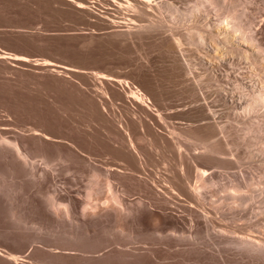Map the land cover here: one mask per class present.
Segmentation results:
<instances>
[{
	"label": "rangeland",
	"instance_id": "rangeland-1",
	"mask_svg": "<svg viewBox=\"0 0 264 264\" xmlns=\"http://www.w3.org/2000/svg\"><path fill=\"white\" fill-rule=\"evenodd\" d=\"M76 1H78V0H76ZM108 1V2H107ZM191 0H185V2L184 1H182V0H172V1H167L168 3L170 2L171 3V7H173V11H172V9L170 8V6H167V8H169V9H167L165 6L162 8L161 6L160 7H157L158 9H153V13H152V10H151V12H149V14L151 13L152 15H149V18L148 19H146L147 21L149 20V19H151V20H155V22L157 21V19H158V22H161L162 20H165V21H167V24H166V22H165V24H166V26L169 24V22H170V24H169V26H167V27H163L162 29L163 30H165V29H169V30H166V32H168V33H166L165 31H163V33L165 34V35H161V38H165V36H166V40L163 38V39H161L160 38V34H163V33H159L158 32V36H157V34L155 35V34H152V35H155L154 37L155 38H152V39H149L148 40V38L147 37H149V36H143L142 38L143 39H145V38H147L146 40H143L142 39V41L141 40H139V39H141V38H139V37H137L136 39H135V37H133L132 35H128L127 34V30L129 31L130 29L131 30H135L136 29V27H135V25L134 24H132L131 23V21H130V19L131 18H133V17H131V14H130V11H129V9H127V8H125V7H119V6H117L114 2H113V0H87V5H88V7H89V11L88 10H86V9H79L76 5H75V3L73 2H71V1H68V0H0V136L2 137L3 135H5L3 138H6V139H8V140H10V141H15L16 139H18L20 142H21V144H23V145H27V147H25L26 148V151L29 149V147H31V145H32V147L27 151V153H28V155H29V153H30V155H29V158H30V162H29V166H28V168H26V166L27 165H23V166H21V161H17L18 160V158H16L15 156H13V151H11L12 149H10V147L8 148L7 147V149H6V147H4L5 148V150H10V151H8V152H6V151H3L4 152V154L3 153H0V170L2 171V169L5 167V169H3L4 171H0V177H1V180H2V182H1V180H0V199L2 200H0V204H2V205H0V214L2 213V215H3V217H2V215H0V228H1V230H0V236H1V238H0V264H13L14 262L11 260L10 261V257H8L7 255H6V252H7V254H15V255H17L18 257L17 258H19V261H18V263H20V264H30L31 262H33V264H98V263H101V264H103L104 262H102V261H106L104 264H107L108 262V264H264V250L262 249H259L258 250V248H256V247H250V246H248V245H246V244H244V245H242L241 243L242 242H240L239 240V238L240 237H246V238H252L253 240L255 239H257L256 241H258V238H259V240L260 241H258V242H260L261 243V241H263L264 242V211H262V210H264V196H263V194H264V149H262V148H264L263 146H264V114L263 113H261V112H259V113H253V114H246V112L244 111L245 109L244 108H242V107H240L239 106V108H233L230 104H229V102H228V104L226 103V102H222V100L223 99H221V97H220V99H219V97H217L216 95L218 94L219 95V93H220V91H221V88L223 89V87L225 86H227L228 85V87H224V89H232L231 91L230 90H228L227 89V91L229 92V93H231L232 94V92H233V94H234V92L235 91H233V87L235 86L236 87V83H235V81H234V86L232 87L231 85L233 84V82H230V81H232V80H229V82L230 83H232V84H230L229 85V82H225L224 80H226L224 77H220L219 78V76H218V78H217V76L216 77H213V75L211 76V71L212 72H214L213 70L214 69H216L217 71L219 70L220 71V69L221 70H223V68H226V70H228V72L230 71H233L234 70V75H237V73L238 74H240V72L241 71H243V69H244V71L247 69H245V68H240V66L242 67V65H243V67H247L243 62L241 63V61L239 60V58L238 57H236V55H232V56H229V57H226L225 58V55H224V53H222V52H224V50L223 49H220V48H222V47H220V45H218V46H216L217 47V53H216V51H214V52H209L208 53V48H207V44H210L211 43V41L209 40V39H206V40H208L209 42H206V40L203 42V45L202 44H197V45H194V44H191L190 42H188L189 40L185 37L186 36V34L184 35V33L186 32L187 33V29L190 27L191 28V30H193L194 29V27L193 26H195V21L197 22V20L196 19H199V21H200V23H199V21L197 22L198 24H202L204 27L202 28V31H205L204 29H206L208 32H212L213 34H216V35H218L219 33H220V35H221V33L223 32L222 31V28L224 29V27H225V23L224 22H226L227 20H228V18H230V16H233L234 15V13H233V11H231V9L229 8V5L227 4V3H229V2H227L226 4L228 5H225L227 8H228V10H227V8L226 7H224V8H226V9H222L221 7L222 6H224V5H222V6H220L218 9L222 12H220V13H218L219 11L217 10V12L216 11H214V9H217V7L216 8H212V6H205L207 9H205V7H203L201 10H200V12L201 11H203L204 12V10L206 11L205 13H202L201 12V14H200V12H197V13H199L200 15H202V16H199V17H197L196 15H198L197 13L194 15V16H196V17H194L193 19L191 18L192 16H190V17H188L189 15H187V17L188 18H186L185 16H186V14H185V11L187 12V14H188V11L187 10H189L190 8H191V6H192V4L193 3H191L190 2ZM240 1H242V2H240L241 3V5H239V7H237L239 10L237 11L239 14H240V12H242V13H244V15L243 14H241V16H242V18L244 19H242L243 21L242 22H246L245 24H246V27L247 28H249V26H250V24L252 23V25L254 26H250V28L252 27L253 28V31H254V35H255V37H256V40L257 41H259V42H257L258 44L260 43V45L261 46H263L264 47V8H262L261 7V5L262 4H260V3H262L263 2V0L261 1V0H259L260 1V3H259V1L258 0H256V3L254 2L253 3V5L252 4H248V1H249V3H250V1L251 0H240ZM247 1V2H246ZM252 1H255V0H252ZM251 1V2H252ZM71 2V3H70ZM91 4H93V5H91ZM103 2V3H102ZM107 2V3H106ZM109 2H111V3H109ZM178 3V5H176L177 3ZM179 2H181V3H179ZM186 2H188V3H186ZM191 3V5H190V3ZM244 2L246 3V4H248V5H246V6H244L243 5V7H241L242 6V3L244 4ZM258 2V3H257ZM94 3H99L98 5L96 4H94ZM169 3V4H170ZM175 3V4H174ZM183 3H185V4H183ZM110 4V5H109ZM174 4V5H173ZM258 4L260 5V6H258ZM101 5V6H100ZM113 5V6H112ZM255 5H256V7H255ZM98 6V7H97ZM104 6V7H103ZM126 6V5H125ZM175 6V7H174ZM180 6V7H179ZM252 6V7H251ZM119 7V8H118ZM210 7H211V9H210ZM248 7V8H247ZM255 7V8H254ZM262 10H259V8ZM125 8V9H124ZM175 8H178V9H175ZM208 8L210 9V10H208ZM237 8H236V10H237ZM244 8V9H243ZM253 9V10H250V9ZM99 9V10H98ZM102 9V10H101ZM123 9H124V11H123ZM171 9V11L174 13H172L171 11H169ZM177 11H180V12H184V13H182V14H178V11H177V13L175 14V10ZM182 9V10H181ZM183 9H186V10H183ZM223 11H222V10ZM247 9V10H246ZM80 10H82V11H80ZM101 10V11H100ZM106 10V11H105ZM111 10H112V12H111ZM114 10V11H113ZM128 10V11H127ZM167 10V11H166ZM225 10V11H224ZM227 10V11H226ZM240 10H242V11H240ZM250 10V11H249ZM259 10V11H258ZM81 13H80V12ZM83 11H85V13L83 12ZM90 11H92L91 13H90ZM98 11V12H97ZM108 11V12H107ZM117 11H119L118 13H117ZM127 11V12H126ZM160 11V12H159ZM163 11V12H162ZM249 13H248V12ZM252 11V12H251ZM97 12V13H96ZM110 12V13H109ZM116 12V13H115ZM121 12H122V14H121ZM156 12H158V13H156ZM169 12V13H168ZM225 12H227V13H225ZM228 12H232L231 14H229ZM246 12H247V14H246ZM258 12H260V13H258V15H256ZM95 13V14H94ZM101 13V14H100ZM103 13V14H102ZM127 13H129L128 15H127ZM164 13H166V14H164ZM213 13V14H212ZM217 13V14H216ZM256 13V14H255ZM89 16H88V15ZM94 14V15H93ZM108 15V16H106V15ZM110 14V15H109ZM113 14V15H112ZM162 14V15H161ZM171 14H173V15H171ZM185 14V15H184ZM190 14V13H189ZM204 14H206V15H204ZM210 14V15H209ZM224 16V18H225V20L223 19V16ZM228 14V15H227ZM249 14V15H248ZM254 14L256 15V16H254ZM261 14V15H260ZM81 15H82V17L84 16L86 19H84V17L82 18L81 17ZM88 16V18H87V16ZM92 15H93V17H92ZM104 15H105V17H104ZM119 15V16H118ZM125 15V16H124ZM156 15V16H155ZM178 15V17H180L181 15H182V17H183V19L184 18H186V19H184L183 20V22L182 21H179V20H182V17H180V19H178V17H176ZM180 15V16H179ZM219 15V16H218ZM220 15L222 16V17H220ZM230 15V16H229ZM246 15V16H245ZM260 15V16H259ZM97 16V17H96ZM110 16V17H109ZM150 16H152V17H150ZM154 16V17H153ZM164 16V17H163ZM217 16H218V18H217ZM227 16H229V17H227ZM260 18H259V17ZM90 17V18H89ZM97 19H96V18ZM115 19H114V18ZM118 19H117V18ZM122 17V18H121ZM124 17V18H123ZM167 19H166V18ZM201 17V18H200ZM207 17V18H206ZM255 17H257L256 19H255ZM92 18H93V20H92ZM98 18H100L99 19V21H98ZM106 18V19H105ZM113 18V19H112ZM130 18V19H129ZM164 18V19H163ZM191 18V19H190ZM203 18H205V19H203ZM227 18V19H226ZM246 18V19H245ZM84 19V20H83ZM94 19H95V21H94ZM102 19V20H101ZM175 19L177 20L178 19V21L180 22H178V21H175ZM190 19V20H189ZM217 19V20H216ZM223 19V20H222ZM249 19V20H248ZM252 19H253V21H252ZM258 19H261V21L260 20H258ZM263 19V20H262ZM88 20H90V21H88ZM101 20V21H100ZM104 20V21H103ZM113 22H112V21ZM123 20V21H122ZM125 20V21H124ZM146 20H144V21H140V23H147V21ZM161 20V21H160ZM189 20V21H188ZM201 20H202V22H201ZM204 20V21H203ZM207 22H206V21ZM230 20V19H229ZM84 21H88V22H86V24H85V22L83 23ZM97 21L99 22V23H97ZM103 21V22H102ZM106 21V22H105ZM111 21V22H110ZM115 21V22H114ZM139 20L137 19V21L136 22H138ZM146 21V22H145ZM191 21H193V22H191ZM248 21H250V22H248ZM256 21V22H255ZM263 21V22H262ZM92 24H91V23ZM94 22H95V24H94ZM101 22V23H100ZM108 22V23H107ZM182 22V23H181ZM188 22V23H187ZM191 24H190V23ZM208 22H210L209 24H208ZM211 22H213L214 24H212ZM218 22H221V23H219V25H218V23L216 24V23ZM223 22V23H222ZM89 23V24H88ZM107 23V24H106ZM110 23H112V24H110ZM139 23V22H138ZM172 23V24H171ZM186 23V24H185ZM194 23V25H192ZM204 23H205V25H204ZM243 23V24H244ZM249 23V24H248ZM81 24H83V25H81ZM89 25V26H86V25ZM97 24V25H96ZM121 24V25H120ZM175 24V25H174ZM179 24V25H178ZM184 24V25H183ZM257 24V25H256ZM96 25V29H95V27H93V28H91L92 26H95ZM101 25V26H100ZM103 25V26H102ZM170 25L172 26V27H170ZM173 25H174V27H173ZM176 25L177 26H179V27H176ZM182 25L184 26L183 28H182ZM207 25V26H206ZM211 25V26H210ZM216 25V26H215ZM217 25H218V27H220V25H223V26H221L220 28H218L217 27ZM247 25H249V26H247ZM86 26V27H85ZM101 27V29H100V27ZM116 26V27H115ZM119 26V27H118ZM187 26V27H186ZM189 26V27H188ZM210 26V27H209ZM244 26V25H243ZM98 27V28H97ZM245 27V29H246V31L248 30L247 28ZM259 27V28H258ZM85 30H84V29ZM106 30H105V29ZM116 28V29H115ZM119 28V29H118ZM121 28H122V30H121ZM133 28V29H132ZM135 28V29H134ZM187 28V29H186ZM190 28H189V30H190ZM210 28V29H209ZM214 29L215 28V31L214 30H212L211 31V29ZM218 28V29H217ZM261 28H262V30H261ZM115 30L116 31V33H115V31H113V30ZM161 29V30H162ZM219 29H220V32H218L219 31ZM262 31H260V30ZM160 30V31H161ZM179 30V31H178ZM189 30H188V32H189ZM217 30V31H216ZM109 31V32H108ZM120 31V32H119ZM184 31V32H183ZM207 31L205 32L206 34H207ZM112 32V33H111ZM114 32V33H113ZM119 32V33H118ZM123 32V33H122ZM173 32V33H172ZM183 32V33H182ZM258 32H260V33H258ZM104 33H106V34H109V35H107L106 36V34H104ZM111 33V34H110ZM122 33V35H119V34H121ZM126 33V35H124ZM177 33V34H176ZM263 33V34H262ZM104 34V35H103ZM113 34H116V35H114V36H112ZM170 34H175V36L176 35H178V37L177 38H180V41H181V38L183 39V35H184V39L182 40V41H186V42H183L182 43V41H181V43H182V48H183V50H182V48H181V50L182 51H174V49H172L173 51H172V53H170V52H168V49H166L165 48V45H168V46H170V44H169V41L167 42V39L169 38L168 36H170ZM203 34H204V32H203ZM261 34V35H260ZM102 35V36H101ZM118 35V36H117ZM134 36H137V35H135V34H133ZM181 35V36H180ZM205 35V34H204ZM219 35V38H221V37H223V34H222V36H220ZM103 36H105V37H103ZM125 36H127V38H129L130 36H132L133 37V41H134V43L133 42H131V40H130V38L129 39H126L125 38ZM103 37V38H102ZM115 37V38H114ZM150 37H152L151 36V34H150ZM168 37V38H167ZM258 37V38H257ZM107 38H108V40H107ZM109 38H110V40H109ZM118 38V39H117ZM122 38V39H121ZM124 38V39H123ZM158 40H157V39ZM205 38H206V35H205ZM262 38V39H261ZM121 39V40H120ZM132 39V38H131ZM158 42H156L155 40ZM186 39V40H185ZM259 39H261V40H259ZM116 42H115V41ZM125 40L126 41V44H124L125 43V41L123 42V41ZM129 40V41H128ZM263 40V41H262ZM118 41V42H117ZM138 41H140V42H138ZM149 41V42H148ZM152 41V42H151ZM165 41V42H164ZM261 41V42H260ZM129 42H131V43H129ZM136 42V43H135ZM138 42V43H137ZM150 42H151V44H150ZM143 45V47H142V45ZM145 43H146V45H145ZM156 43H157V45H156ZM159 43H160V45H159ZM166 43V44H165ZM124 44V45H123ZM130 44V45H129ZM138 44H140V46L141 47H139L138 45L136 46V45ZM147 44H150V45H152L151 46V52H150V50H149V45H147ZM153 44L154 45H156L155 47L153 46ZM184 44V45H183ZM188 44H190V45H188ZM205 44V45H204ZM129 45V46H128ZM145 45V46H144ZM135 46V47H134ZM197 46V47H196ZM137 47V48H136ZM147 47H149V48H147ZM153 47V48H152ZM161 49H160V48ZM125 48V49H124ZM128 48H130V49H128ZM131 48H132V50H131ZM136 50H134V49ZM138 48H140L139 50H144V48H145V50L143 51L142 50V53L140 52V51H138ZM185 48H187V49H185ZM189 48V49H188ZM147 49V50H146ZM157 49V50H156ZM158 49H160V50H158ZM170 49H171V46H170ZM169 49V51H171ZM195 49V50H194ZM219 49H220V51H219ZM261 49H263L262 47H261ZM192 50V51H191ZM221 50H222V52H221ZM124 51H126V52H124ZM134 51V52H133ZM147 51V52H146ZM154 51H156V53L154 52ZM158 51V52H157ZM125 53V55H124V53ZM128 52V53H127ZM132 52V53H131ZM145 52V54H143ZM148 52H150V54L148 53ZM156 54H154V53ZM173 52H174V54H173ZM175 52H177V53H175ZM220 52V53H219ZM127 53V54H126ZM134 53H136L135 55L137 56V54H140V55H138L137 56V58H139L138 60H137V58H136V56L134 55ZM158 53V54H157ZM161 53H163L164 55H165V58H164V55L163 54H161ZM168 53H170V54H168ZM215 53H216V55H215ZM151 54H153V55H151ZM181 54H183V55H181ZM189 54V55H188ZM220 54H222V55H220ZM134 55V56H133ZM148 55V56H147ZM157 55H160V57L163 59H161L159 56H157ZM163 55V56H162ZM173 55H174V57L176 58H174L173 57ZM176 55V56H175ZM202 57H201V56ZM205 55V56H204ZM215 55V57H213ZM142 56H145V57H142ZM155 58H154V57ZM157 56V57H156ZM166 56H167V58H170V59H167L166 58ZM177 56H178V58H177ZM190 56V57H189ZM195 56V57H194ZM208 56V57H207ZM220 56V57H219ZM148 57V58H147ZM152 57V59H150ZM180 57V58H179ZM184 57V58H183ZM191 57H192V59H191ZM198 57V58H197ZM200 57V58H199ZM206 57V58H205ZM210 57V58H209ZM213 57V58H212ZM231 57H232V60H231ZM141 58V59H140ZM143 58H144V60H143ZM154 58V59H153ZM203 58V59H202ZM209 58V59H208ZM217 58V59H216ZM222 58H224V59H228L229 60V62H227L228 63V66L225 64V62H224V64H223V66H222V64H220V62L221 63H223V60L221 61V59ZM146 59H148L147 60V62H145L146 61ZM161 59V60H160ZM166 59H167V61H166ZM199 59V60H198ZM219 59V60H218ZM233 59H234V61H233ZM236 59H238L237 61H236ZM136 60V61H135ZM140 60H142V61H140ZM159 60V61H158ZM170 60V61H169ZM177 60H179V61H177ZM198 60V61H197ZM202 60H203V62H204V64H203V62H202ZM206 60V61H205ZM209 60H210V63H208L209 62ZM227 60V61H228ZM143 61H144V63H143ZM151 61V62H150ZM154 61H156V62H158V63H153ZM161 61H163V62H161ZM174 61H176V62H174ZM183 62L184 63V65H183V63H181V65L179 64V62ZM185 61H188L187 62V65H186V62ZM190 61V62H189ZM213 63H212V62ZM218 61V62H217ZM225 61V60H224ZM231 61H232V63H231ZM136 62V63H135ZM171 62H172V64H171ZM201 62V63H200ZM207 62V64H205ZM236 62H237V65H236ZM138 63V64H137ZM139 63H140V65H139ZM141 63H143V64H141ZM150 63V64H149ZM154 65H153V64ZM163 63V64H162ZM166 63V64H165ZM168 63H169V65H168ZM175 63V64H174ZM200 63V64H199ZM146 64H148V65H146V66H148V67H146L145 65ZM179 64V65H178ZM198 66H197V65ZM201 64H202V66H201ZM218 64V65H217ZM233 64H235V65H233ZM128 65H129V68L131 69H129V68H127L128 67ZM134 65H137V66H135L134 67ZM152 65V66H151ZM165 65V66H164ZM166 65H168V66H170V67H166ZM178 65V66H177ZM188 66L189 67V69H190V71L191 72H193V73H191L190 72V75L189 76H185V75H183V72L181 71V69H183V70H185L184 68V66ZM193 65V66H192ZM211 65H212V67H211ZM215 65V66H214ZM131 66V67H130ZM141 68H140V67ZM156 66H157V68H156ZM162 66H164L163 68H162ZM181 66V67H180ZM197 66V67H196ZM200 66V67H199ZM206 66V67H205ZM217 66V67H216ZM227 66V67H226ZM231 66V67H230ZM239 68H238V67ZM143 67H145V69H143ZM152 67V68H151ZM158 67H160V70H159V68ZM173 69H172V68ZM174 67H176V69L174 68ZM180 67V68H179ZM183 67V68H182ZM187 67V68H188ZM209 67V68H208ZM230 69H229V68ZM136 68V69H135ZM167 69V71L165 70V69ZM180 70H178V69ZM186 68V69H187ZM218 68H220V69H218ZM237 68V69H236ZM123 69V70H122ZM127 69V70H126ZM140 69H142V71H140ZM164 69V70H163ZM168 69H169V71H168ZM174 69H175V71L177 72V73H175V71H174ZM210 69V70H209ZM241 71H240V70ZM134 70V71H133ZM139 70V71H138ZM147 70V71H146ZM151 70V72H149ZM155 70V71H154ZM172 70V71H171ZM188 70V69H187ZM205 70V71H204ZM225 70V69H224ZM123 71V72H122ZM127 71H130L129 73L127 72ZM145 71V72H144ZM157 71H159V72H157ZM196 71V72H195ZM126 72V73H125ZM140 72H141V74H140ZM149 72V73H148ZM173 72V73H172ZM125 73V74H124ZM128 73V74H127ZM132 73V74H131ZM154 73H155V78L153 77V75H154ZM162 73H163V75H162ZM172 73V74H171ZM205 73V74H204ZM135 74V75H134ZM139 76H138V75ZM152 74V75H151ZM157 74V75H156ZM166 76H168V74H169V77H166ZM175 74V75H174ZM178 74H181V75H178ZM184 74H185V72H184ZM199 74V76H197ZM106 77H110V78H112V76L113 77H115L116 79L118 78V79H120V80H122V79H124V81H128L129 82V84H130V82H131V87H132V89H136V90H139L141 87L143 88H141V90L144 92V93H146L147 91V93H146V95L149 97V96H151V97H149L150 98V100L152 101V103H148V104H143V103H141V102H139V101H137V100H135L134 98H131L130 97V88L127 86V84H121V83H117L116 84V82L115 81H111V80H107L106 81V79L104 78L105 76ZM111 75V76H110ZM150 76L151 75V77H149L148 78V76ZM159 75H161V76H159ZM172 75V76H171ZM177 75V76H176ZM263 74H261V76H262ZM118 76V77H117ZM121 76V77H120ZM127 76H128V78H127ZM134 76H135V78H134ZM140 76H142V77H140ZM166 77V79H163V77ZM174 76V77H173ZM201 76V77H200ZM244 76H245V74H244ZM124 77V78H123ZM137 77V78H136ZM145 77V78H144ZM164 77V78H165ZM171 77V78H170ZM177 77H179L178 79H176ZM185 77V78H184ZM197 77H199V78H197ZM213 77V79H211ZM142 78H143V80H142ZM147 78V81L149 82V80H150V83L152 82V84L153 83H157V81H158V83L157 84H153V85H151L150 83H148L147 81H145V79ZM172 78H174V79H172ZM214 78H216L215 80H214ZM221 78H223V81L221 80ZM105 79V80H104ZM134 79V80H133ZM139 79V80H138ZM141 79V80H140ZM149 79V80H148ZM151 79H152V81H151ZM155 79H158L157 81L155 80ZM159 79H161L160 81H159ZM167 79H168V81H167ZM179 79H181V80H179ZM188 79H191V80H189L188 81ZM196 79V80H195ZM220 79V80H219ZM231 79H233V78H231ZM135 80H138V81H135ZM193 80H195V81H193ZM210 80H212V81H210ZM234 80V79H233ZM134 81V82H133ZM145 81V82H144ZM179 81H181V82H179ZM112 82V83H111ZM136 82H137V84H136ZM160 82H161V84H160ZM163 82H164V86H163ZM176 82V83H175ZM182 82H183V84H182ZM194 83V82H196L197 84H199V82H200V86H199V89H200V91H199V93L202 95V97L201 98H199L198 96L197 97H194L195 95H193V93H192V90H191V88L194 86V84H192V83ZM115 83V84H114ZM139 83V84H138ZM146 84V85H144V84ZM216 83H218V84H216ZM219 83H221V84H219ZM120 84V85H119ZM140 84H142V85H140ZM159 84V85H158ZM176 84H178V85H176ZM190 85V86H188V85ZM205 84H207V85H205ZM122 85H123V87H122ZM135 85V86H134ZM140 85V86H139ZM149 87H148V86ZM158 85V86H157ZM181 85V86H180ZM210 85V86H209ZM220 87H219V86ZM223 87H222V86ZM144 86V87H143ZM147 86V87H146ZM157 86V87H156ZM163 86V87H162ZM177 86V87H176ZM180 86V87H179ZM186 86V87H185ZM190 87L189 89H190V91L191 92H189V89H188V87ZM202 86V87H201ZM206 86V87H205ZM215 86H218V88H220V90L217 88V87H215ZM230 86H231V88H230ZM126 87V88H125ZM134 87V88H133ZM135 87H139V88H135ZM150 87H152V88H150ZM184 87V88H183ZM208 87V88H207ZM211 87H213L212 89L213 90H211ZM147 88V89H146ZM156 88V89H155ZM158 88V89H157ZM183 88V89H182ZM187 88V89H186ZM215 88H216V90H219L218 92L215 90ZM146 89V90H145ZM150 89H151V92H150ZM164 91H163V90ZM166 89V90H165ZM207 89V90H206ZM211 91H213V92H211ZM156 92H155V91ZM202 90V91H201ZM234 90H236V92H237V94H236V92H235V94L233 95L234 96V98L235 99H239L242 95L240 94V92H239V90L237 91V88L236 89H234ZM103 91V92H102ZM129 91V92H128ZM146 91V92H145ZM152 91H153V94H152ZM163 91V92H162ZM167 91V92H166ZM183 91H186L184 94H183ZM204 91V92H203ZM210 93H209V92ZM99 92V93H98ZM102 92V93H101ZM165 92V93H164ZM187 92H188V94H187ZM217 94H216V93ZM103 93H105V95L103 94ZM148 93H151V94H148ZM155 93H157V94H155ZM160 93V94H159ZM167 93V94H166ZM182 93V94H181ZM191 93V94H190ZM206 93V94H205ZM215 93V94H214ZM238 93L241 95H239V97H238ZM163 96H162V95ZM214 94V95H213ZM103 95V96H102ZM129 96V97H127V96ZM152 95H153V97H152ZM155 95H158L157 97L155 96ZM161 95V96H160ZM182 95H183V98H181L182 97ZM209 96L208 98H210V99H208V98H205V97H207V96ZM115 96V97H114ZM154 96L156 97L155 98V102H153V100H154ZM168 98H167V97ZM184 96H187L188 97V99H187V97H184ZM190 96V97H189ZM215 96H216V100H213V99H215ZM237 96V97H236ZM159 97H161V98H159ZM169 97H170V99H169ZM211 97H213V98H211ZM118 98V99H117ZM126 98V99H125ZM130 98V99H129ZM151 98H153V100L151 99ZM189 98H191V99H189ZM196 98V99H195ZM197 98H199L200 99V101H199V99H198V102H197ZM202 98H204V99H202ZM112 99V100H111ZM116 100V101H114V100ZM164 99V101H165V104H164V101H162L161 102V100H163ZM178 99H180V100H178ZM183 99H185V101L183 100V102H182V100ZM192 99H195V100H192ZM201 99H202V101H201ZM217 99H218V102H216L217 101ZM103 100V101H102ZM127 100V101H126ZM156 100H157V102H156ZM169 100V101H168ZM172 100V101H171ZM176 100V101H175ZM177 100H178V102H177ZM187 100V101H186ZM204 100V101H203ZM101 101V102H100ZM126 101V102H125ZM132 101H134V103L136 104V105H134V103H131ZM174 101V102H173ZM188 101H189V104H188ZM192 101V102H191ZM111 102V103H110ZM114 102H116V103H114ZM123 102H124V105H123ZM161 102V104H163V105H161V104H159V103ZM172 102V103H171ZM176 102V103H175ZM187 104H186V103ZM195 102V103H194ZM210 102V103H209ZM103 105H102V104ZM113 103V105H110L109 106V104H112ZM118 103V104H117ZM120 103V104H119ZM180 103H182V104H184V105H182V104H180ZM192 103V104H191ZM206 103V104H205ZM209 103V104H208ZM226 103V104H225ZM99 104H100V106H99ZM159 104V106L157 107V105ZM170 104V105H169ZM186 104V105H185ZM201 104V106H199ZM202 104H204V107H205V105H206V108H204L203 107V105ZM208 104V105H207ZM211 104V105H210ZM214 104V105H213ZM219 104V105H218ZM225 104V105H224ZM107 105V106H106ZM118 105V106H117ZM119 105H120V107H119ZM124 107H123V106ZM128 105V106H127ZM131 105H133V107L131 106ZM138 105V108L136 107ZM145 105V106H144ZM153 105V106H152ZM155 105V106H154ZM167 105V106H166ZM174 105V106H173ZM179 107H178V106ZM190 105V106H189ZM115 108H113V107ZM150 106V107H149ZM164 106H165V108H164ZM171 106V107H170ZM200 108H199V107ZM211 106V107H210ZM214 106V107H213ZM217 106V107H216ZM230 106V108L228 109V107ZM117 107H118V109H117ZM122 107V108H121ZM141 107H143V108H141ZM147 107V108H146ZM153 107H155V108H153ZM167 107V108H166ZM183 107V108H182ZM201 107H203L205 110H203ZM208 107L210 108V110L208 109ZM214 109H213V108ZM217 109H216V108ZM218 107H220V108H218ZM232 107V108H231ZM244 107V106H243ZM100 110H99V109ZM111 108V109H110ZM121 110H120V109ZM124 108V109H123ZM160 108V109H159ZM162 108H164V109H162ZM169 108V109H168ZM174 108H176V109H174ZM194 108V109H193ZM201 110H203V112L204 111H206V113H201V111L200 112H198L199 111V109ZM212 108V109H211ZM226 109V111H225V109ZM103 109V110H102ZM113 109H114V111H113ZM126 109H129V110H126ZM133 109H135V112L133 111ZM137 109H139V110H137ZM145 109H146V113H145ZM159 109V110H158ZM168 109V110H167ZM236 109V110H235ZM241 111H240V110ZM242 109H244V110H242ZM110 110H111V112H110ZM126 110V111H125ZM144 112H142V111ZM187 110V112H185ZM189 110V111H188ZM195 110V111H194ZM198 110V111H197ZM209 110V111H208ZM101 111V112H100ZM102 111H103V113H102ZM128 111H130V112H128ZM138 111V112H137ZM149 111V112H148ZM160 111V112H159ZM180 111V112H179ZM192 111V112H191ZM221 111V112H220ZM238 111V112H237ZM242 111H244V112H242ZM99 112H100V114H99ZM124 112V113H123ZM133 112V113H132ZM179 112V113H178ZM191 112V113H190ZM207 112H209V113H211V115L209 116V113H207ZM230 112V113H229ZM237 114H236V113ZM102 113V114H101ZM106 113V114H105ZM112 113V114H111ZM123 114V116H122V114ZM130 113V114H129ZM132 113V114H131ZM137 113H139V114H137ZM140 113H141V115H140ZM155 113V114H154ZM157 113V114H156ZM167 113H168V115H167ZM170 113H171V117H172V119L170 118ZM176 115H175V114ZM180 114V115H178V114ZM185 113V114H184ZM195 113V114H194ZM199 113H201V114H199ZM222 113H224V115L222 114ZM225 113L227 114V115H225ZM240 113V114H239ZM103 114H104V116H103ZM108 114V115H107ZM117 114V115H116ZM127 115V117H126V115ZM145 114V115H144ZM148 114V115H147ZM163 114V115H162ZM172 114H174L175 116H173ZM193 114H194V118H193ZM197 114H199L198 115V117H200V115H202L203 116V119L201 120V118H202V116L200 117V118H197ZM204 114V115H203ZM233 114H235V115H233ZM256 114V115H255ZM98 115H100V116H98ZM116 115V116H115ZM130 115V116H129ZM136 115V116H135ZM140 115V116H139ZM154 115V118L152 117L151 118V116H153ZM159 115V116H158ZM186 116V117H188L189 119H190V117H191V120H186L187 118L186 117H184V116ZM188 115V116H187ZM205 115H207L206 117H207V119H210V120H207V119H205ZM212 115H214L213 117H212ZM221 115V116H220ZM228 115H229V117H228ZM254 115V116H253ZM259 115H261V116H259ZM102 116V117H101ZM120 116H121V118H120ZM134 117V118H132V117ZM140 118H138V117ZM156 116V117H155ZM180 116V117H179ZM181 116H183V117H181ZM227 116V117H226ZM233 116H235V117H233ZM251 118H250V117ZM100 117V118H99ZM104 117H108V118H104ZM117 117H118V119H117ZM123 117V118H122ZM136 117H137V119H138V121H137V123H139V120H140V125L138 124H135V123H133V122H136ZM142 117H143V119H142ZM150 117V118H149ZM165 117H167V119L165 118ZM169 117V118H168ZM175 117H176V119H175ZM209 117V118H208ZM232 117H233V119H232ZM239 117V118H238ZM246 117V118H245ZM103 118H104V120H103ZM109 118H111L110 120H109ZM132 120V122H131V120ZM149 118V119H148ZM164 118V119H163ZM178 118V119H177ZM181 118H182V120H181ZM186 118V119H185ZM197 118V119H196ZM221 118V119H220ZM243 120H242V119ZM102 119V120H101ZM115 119H117V120H114ZM123 119V120H122ZM128 119V120H127ZM144 119H145V121H144ZM151 119V120H150ZM153 119V120H152ZM184 119V120H183ZM196 119V120H195ZM216 119V120H215ZM236 119V120H235ZM255 119V120H254ZM105 120H107V122L105 121ZM109 120V121H108ZM126 120V121H125ZM135 120V121H134ZM147 120H148V122H147ZM149 120H150V123H151V125H149L150 123H149ZM154 120H156V122L154 123ZM162 120V121H161ZM195 120V121H194ZM199 120V121H198ZM248 120V121H247ZM99 121V122H98ZM119 121H121V122H119ZM143 121H144V123L145 124H143ZM216 123H215V122ZM234 121H236V122H234ZM239 121V122H238ZM250 121H252V123L250 122ZM101 122L102 123H104V125L103 124H101ZM117 122V123H116ZM118 122H119V124H118ZM124 122V123H123ZM127 122H131V123H133V124H131V123H127ZM141 122H142V124H141ZM160 122V123H159ZM166 122V123H165ZM168 122H169V124H168ZM175 122V123H174ZM189 122V123H188ZM191 122V123H190ZM198 122V123H197ZM213 122L215 123V124H217L218 125V128L220 127V128H222L223 130H221V133L219 132L218 133V131L217 132H214V133H218L216 136H218V137H214V138H212V139H210V143H214L213 144V146H215V145H217V146H219V147H222V149L221 148H218L217 146H215V148H216V150H218L219 152H222L221 154L222 155H220L219 154V156L218 155H207V154H205V152H204V149H203V146H200V145H202V144H199L200 142H199V140H197L198 139V137H199V135H200V137L202 136L203 138H201L200 139V141L202 140V141H207L208 140V137L209 138H211V137H213V136H215L214 135V133L212 132V130H213V127H211L212 129H211V131L209 130L210 129V126H209V124L210 123H212L213 124ZM218 122H219V124H218ZM224 122V123H223ZM255 122V123H254ZM97 123H99V125H97ZM108 123V124H107ZM113 123V124H112ZM159 123V124H158ZM172 123V125H170ZM207 123V124H206ZM220 123H222V124H220ZM236 123V124H235ZM245 123V124H244ZM249 123V124H248ZM259 123V124H258ZM261 123V124H260ZM101 124V125H100ZM106 124V125H105ZM122 124H123V126L125 125V127H126V130H130V131H126L125 130V127H123L122 126ZM127 124V125H126ZM147 124V125H146ZM161 124V125H160ZM165 124V125H164ZM181 124V125H180ZM191 124V125H190ZM215 124H213L212 126H214ZM238 124V125H237ZM102 125H103V127H102ZM108 125H112L110 128H107L108 127ZM119 125V126H118ZM148 125H149V127H151V129H149V127H148ZM158 125V126H157ZM178 125V126H177ZM184 125H186V126H184ZM200 126V128L199 127H197V129H196V126ZM204 125V126H203ZM205 125H207V126H209V127H207V126H205ZM211 125V124H210ZM217 125H215V126H217ZM228 125V126H227ZM233 125V126H232ZM246 125V126H245ZM250 125H254L255 126V129H259V130H253V131H251V133H250V131L248 130L249 129V126ZM259 125H261V126H259ZM263 125V126H262ZM101 126V127H100ZM115 126H116V128H115ZM141 126H144V127H141ZM146 126V127H145ZM156 127V128H154V129H152V127ZM241 126V127H240ZM120 127V128H119ZM132 127H134L135 128V130L132 128ZM137 127H139L138 129V131H142L140 134H138L139 132L136 130L137 129ZM163 127V128H162ZM171 129V130H169V128ZM173 127V128H172ZM177 127V128H176ZM202 127V128H201ZM232 127V128H231ZM238 127H239V130H238ZM263 127V128H262ZM29 128H31V129H29ZM33 128V129H32ZM113 128V129H112ZM128 128V129H127ZM130 128V129H129ZM146 128V129H145ZM148 128V129H147ZM190 128H192V129H190ZM204 128V129H203ZM208 128V129H207ZM215 128V127H214ZM236 128V129H235ZM244 128H246V129H243ZM248 128V129H247ZM1 129H3V131L1 130ZM35 129V130H34ZM108 129V130H107ZM112 129V130H111ZM123 131H121V130ZM161 129V130H160ZM163 129V130H162ZM176 131V132H178V133H175V132H173V134L175 135H173L174 137H176L175 138V140H174V137L171 135V133H170V131H174V130ZM182 129V130H181ZM199 129V130H198ZM200 129H202V130H200ZM242 129V130H241ZM5 130V131H4ZM115 130V131H114ZM118 130H120L119 132H118ZM134 130V131H133ZM147 130V131H146ZM150 130V131H149ZM155 131V132H153V131ZM157 130V131H156ZM165 130V131H164ZM189 130V131H188ZM192 130H193V132H194V130H195V132H194V134H193V132H192ZM198 130V131H197ZM208 130H209V132H208ZM237 130V131H236ZM246 130V131H245ZM3 133H2V132ZM7 131V133H4V132H6ZM26 131V132H25ZM105 131H107V132H105ZM111 131H114V132H111ZM146 131V132H145ZM164 131V132H163ZM184 131V132H183ZM191 131V132H190ZM206 132V133H204V132ZM220 131V130H219ZM234 131V132H233ZM254 131H256V132H254ZM28 132H29V134H28ZM105 132V133H104ZM108 132H110V133H108ZM125 132V133H124ZM127 132V133H126ZM132 132V133H131ZM135 132H137V133H135ZM152 132V133H151ZM158 132V134L159 135H157V134H154V133H157ZM160 132V133H159ZM198 132H200V133H198ZM201 132H203L204 134H202L201 135ZM211 132L213 133L212 135L213 136H211L210 137V135L209 136H207V134L209 133V134H211ZM227 132V133H226ZM236 132V133H235ZM248 134H247V133ZM261 134H260V133ZM2 133V134H1ZM18 133H20V136H19V134ZM33 133V134H32ZM107 133V134H106ZM114 133V134H113ZM124 133V134H123ZM131 133L132 135H133V139L131 138V135H129V134ZM147 135V136H149V137H147L145 134ZM170 133V134H169ZM223 133V134H222ZM233 133V134H232ZM256 133V134H255ZM7 134V135H6ZM10 134V135H9ZM18 134V135H17ZM21 134H22V136H21ZM38 134L40 135V137L38 136ZM54 135V137H52L51 135ZM110 134L112 135V136H110ZM135 134V135H134ZM137 134H138V136H137ZM169 134V135H168ZM184 135L185 136V138H184V136H182V135ZM236 134V135H235ZM246 134V135H245ZM255 134V135H254ZM260 134V135H259ZM263 134V135H262ZM25 137H24V136ZM31 135V136H30ZM37 135V136H36ZM47 135H49V136H47ZM58 135V136H57ZM122 135H124V136H122ZM140 135V136H139ZM143 135V136H142ZM156 135V136H155ZM161 135H163V136H161ZM171 135V136H170ZM176 135H179V136H181L182 138H180L179 136H176ZM241 135V136H240ZM8 138H7V137ZM15 136V137H14ZM19 136V137H18ZM33 136V137H32ZM57 138H56V137ZM115 136H116V138H115ZM120 136V137H119ZM125 137V138H122V137ZM128 138H127V137ZM130 136V137H129ZM142 136V137H141ZM151 136H152V139H151ZM159 138H158V137ZM164 136H167L169 139H170V141H169V139L167 140V137H165L164 139H163V137ZM236 136V137H235ZM250 136V137H249ZM18 137V138H17ZM21 137H22V139H21ZM23 137L24 138H26V139H28L27 137H29V140H26V139H23ZM32 137V139H30ZM36 137H38V138H36ZM42 137H43V139H42ZM53 139H52V138ZM107 137V138H106ZM112 137V138H111ZM118 137V138H117ZM135 137H137L136 139H135ZM139 137V138H138ZM162 137V138H161ZM170 137H172V138H170ZM207 139H205V138ZM245 137V138H244ZM249 137V138H248ZM251 137H253V138H251ZM255 137V138H254ZM20 138V139H19ZM64 138H66V139H64ZM105 138L107 139V140H105ZM126 138H127V141L129 140L130 141V143H131V141H132V143H133V141H134V146L136 145V148H135V150H134V152L132 151V147L130 146V149H129V145H130V143L129 142H127V141H124V140H126ZM141 138V139H140ZM147 139V142H146V140H142V139ZM148 138H150V140L148 139ZM161 141V143H163V142H167V141H169L170 143L168 144V142H167V144H168V147H166L167 145H166V143H164V144H162V148L161 147H159L161 144H159V140ZM186 138H188V140L189 139H193V142H192V140L189 142V143H192V145L191 144H189L187 141V139ZM223 138V139H222ZM242 138V139H241ZM248 138V139H247ZM257 138V139H256ZM13 139V140H12ZM15 139V140H14ZM40 139V140H39ZM58 139V140H57ZM109 139V140H108ZM111 139H112V141H111ZM117 139V140H116ZM132 139V140H131ZM139 139V140H138ZM154 139V140H153ZM157 139V140H156ZM161 139H163V140H165V141H163V140H161ZM181 139V140H180ZM183 139H184V142H183ZM239 141H238V140ZM17 140V141H18ZM55 140V141H54ZM116 140V141H115ZM118 140H120V141H118ZM138 140V141H137ZM141 140V141H140ZM153 140V141H152ZM178 140H179V142H178ZM244 140V141H243ZM257 140V141H256ZM18 141V142H19ZM26 142V143H24V142ZM57 141V142H56ZM62 141V142H61ZM64 141V142H63ZM108 143H107V142ZM121 141H123V142H121ZM136 141H137V143H136ZM158 141V142H157ZM185 141H186V143H185ZM196 143H195V142ZM252 141H254L253 143H252ZM260 141V142H259ZM60 142V143H59ZM106 144H105V143ZM111 142V143H110ZM117 142H119V143H117ZM141 142H142V144H141ZM145 142V143H144ZM154 143V146H153V148L154 149H152V143ZM156 142V143H155ZM222 142V143H221ZM62 143H64L63 145H61ZM117 143V144H116ZM157 143H158V145H157ZM173 143V144H172ZM179 143V145L181 146V151L179 152V150H177V144ZM188 143V144H187ZM193 143L196 145V146H199V148L198 147H196L195 145L193 146ZM227 143V144H226ZM234 143V144H233ZM238 143V144H237ZM242 145H241V144ZM260 145H258V144ZM261 143H263V145L261 144ZM67 144H69V145H67ZM105 145V148H104V145ZM113 144V145H112ZM124 144V147L122 146ZM126 144V145H125ZM137 144H139V145H137ZM146 144V145H145ZM147 144H149V145H147ZM152 144V145H151ZM172 144V145H171ZM186 144V145H185ZM198 144V145H197ZM221 144V145H220ZM254 144V145H253ZM120 145V146H119ZM147 146V148H149V149H146V147L145 146ZM155 145H157L158 147H155ZM171 145V146H170ZM226 145V146H225ZM244 145V146H243ZM246 145H247V148H246ZM253 145V146H252ZM67 146V147H66ZM107 146V147H106ZM112 146V147H111ZM116 146V147H115ZM122 146V147H121ZM127 146V147H126ZM140 147V148H142L143 150L144 149H146V150H140V151H138L140 148H138V147ZM166 148H165V147ZM173 146V147H172ZM185 148H184V147ZM227 146H229V147H227ZM34 147V148H33ZM72 147H74V148H72ZM78 147V148H77ZM103 147V148H102ZM113 147L115 148L114 149V151L115 152H113ZM151 147V148H150ZM182 147L184 148V150H182ZM189 149H187V148ZM201 147H202V150H203V152L201 151V150H199V149H201ZM238 147V148H237ZM252 147H256V148H252ZM34 150H33V149ZM67 148L69 149V150H67ZM80 148V149H79ZM102 148V151L100 150ZM111 149V152L112 153H110V150H107V149ZM120 148H121V150H120ZM123 148V149H122ZM156 148V149H155ZM164 148V149H163ZM173 148V149H172ZM198 148V149H197ZM261 148V149H260ZM37 149V150H36ZM104 149V150H103ZM117 149H119L118 151H117ZM125 149H127V152H126V150ZM159 151H158V150ZM166 149H167V151H166ZM187 149V150H186ZM220 149V150H219ZM258 149V151H256ZM32 150V151H31ZM41 150V151H40ZM71 150V151H70ZM75 150V151H74ZM78 150H79V152H78ZM81 150H83L84 152H82ZM100 150V151H99ZM130 150V151H129ZM152 150H155V151H152ZM163 150V151H162ZM175 150V151H174ZM194 150V151H193ZM263 150V151H262ZM35 151H36V154H35ZM70 151V152H69ZM105 153H104V152ZM107 151H109V152H107ZM119 151H121L120 153H125L126 155L124 156V155H122V154H120V153H118ZM123 151V152H122ZM125 151V152H124ZM129 151V152H128ZM135 151H138L140 154H142V156L139 154V153H137V154H139V156L138 157H136L137 155L135 154ZM148 151V152H147ZM150 151H151V153H150ZM160 153L161 151H162V153H158V152ZM172 151H173V153H172ZM185 151V152H184ZM201 153H200V152ZM228 151V152H227ZM241 151H244L243 153L241 152ZM248 151V152H247ZM250 151H252V153L250 152ZM46 152H48V154L46 153ZM60 152V153H59ZM75 152V153H74ZM87 152V153H86ZM106 152L107 153H109V154H106ZM117 152V153H116ZM167 152V153H166ZM187 152V153H186ZM198 154H197V153ZM12 153V154H11ZM33 153V154H32ZM42 153V154H41ZM72 153V154H71ZM80 153V154H79ZM89 153V154H88ZM91 153V154H90ZM98 153V154H97ZM130 153V154H129ZM131 153H134L133 155H131ZM157 153H158V155H157ZM172 153V156L170 155ZM180 153V154H179ZM200 153V154H199ZM245 153V154H244ZM258 153V154H257ZM263 153V154H262ZM1 154H3L4 156H2ZM7 154H11L10 155V157H9V155H7ZM49 155V156H47V155ZM52 154V155H51ZM60 154V155H59ZM100 154H102V156L100 155ZM104 154V155H103ZM113 154H115V155H117V157L115 158L114 156L115 155H113ZM147 154V155H146ZM154 154V155H153ZM161 154H165L164 156L166 157V158H164V156L162 157L161 156ZM174 154H177V156L176 155H174ZM201 154H203V155H201ZM204 154H205V156H204ZM223 154H226V155H223ZM255 156H254V155ZM33 155V156H32ZM35 155H36V158H35ZM40 155V156H39ZM56 155V156H55ZM61 155H63V156H61ZM67 155H68V157H67ZM87 155H88V157H89V159H87L88 157H87ZM98 155L100 156V157H98ZM122 155V156H121ZM131 155V156H130ZM136 155V156H135ZM149 155V156H148ZM151 155H153L152 157H151ZM156 155V156H155ZM169 155V156H168ZM228 155V157H230V159H227V156ZM254 156V158H252L253 156ZM257 155H259V156H257ZM7 156V157H6ZM37 156L39 157V158H37ZM42 156V157H41ZM46 158H45V157ZM51 156V157H50ZM83 156V157H82ZM93 156V157H92ZM106 156V157H105ZM111 156V157H110ZM119 156V157H118ZM124 156V157H123ZM128 156V157H127ZM159 156L161 157V158H159ZM172 157V159L170 160L169 159V157ZM224 157L225 156V158H223L222 159V157ZM235 156V157H234ZM252 156V157H251ZM1 157H5V159L4 158H1ZM43 157L45 158V159H43ZM49 157V161H48V158ZM54 157H55V159L56 160H58L57 161V163H55V161L56 160H54ZM59 157L60 158H62V159H65V160H63L62 162L59 160ZM80 157H82V158H80ZM86 157V158H85ZM103 157H105L104 159H102ZM109 157V158H108ZM115 159H114V158ZM120 157H122L121 158V160H119L120 159ZM142 157V158H141ZM145 157V158H144ZM148 157H150V159L148 158ZM154 157H157L156 159H158V162H157V160L155 161V158ZM168 157V158H167ZM170 157V158H171ZM174 157H176L179 161H177V159L176 158H174ZM6 158H7V160H6ZM8 158H9V160H8ZM14 158H15V160H14ZM35 158V159H34ZM53 158V159H52ZM68 158H69V160H68ZM84 158V159H83ZM91 158H93V159H91ZM98 158H99V161H98ZM101 158V159H100ZM124 158H126V159H124ZM135 158H137V160L135 159ZM147 158H148V160H147ZM153 158H154V160H153ZM257 158H259L260 160L258 161V159ZM12 159H13V161H12ZM41 159H43V160H41ZM47 159V160H46ZM50 159H52V160H54V163L56 164V168H55V164L53 163V161L52 160H50ZM61 159V160H62ZM132 161H131V160ZM139 159V160H138ZM163 159H164V161H163ZM175 159V160H174ZM189 159V160H188ZM255 159V160H254ZM39 161V165L37 164L38 163V161ZM44 160H46L49 164H50V166H54V169L52 168L50 171H49V169H50V167L48 168H46V166H44L43 164H46L47 162H43ZM81 160H84V161H81ZM85 160H88V162L86 161L85 162ZM104 162H103V161ZM114 160H115V162H114ZM118 160H119V162L121 161V163H123V162H125V163H128V164H125V163H123L122 165H121V163H119L118 162ZM124 160V161H123ZM126 160H127V162H126ZM140 160H142V161H140ZM174 160V161H173ZM181 160V161H180ZM192 160L194 161V162H192ZM205 160V161H204ZM7 161V162H6ZM42 161V162H41ZM52 163H51V162ZM59 161L61 162V164H59ZM66 161H68V162H66ZM81 161V163H79ZM90 161H92V162H90ZM96 161V162H95ZM103 163H102V162ZM107 161H109L108 162V165H110L111 163H116L114 166H113V164H111V166H108L107 165V163H105V162H107ZM110 161H112V162H110ZM123 161V162H122ZM130 161V162H129ZM137 161H139L138 163H137ZM146 161V162H145ZM147 161L149 162V164L150 165H148V163H147ZM152 163H151V162ZM163 161V162H162ZM190 161V162H189ZM12 162L14 163L13 164V166H7V165H11L12 164ZM31 162H33L32 164H31V166H30V163ZM36 164H35V163ZM66 162V163H65ZM69 162H71V163H69ZM90 162V163H89ZM100 162V163H99ZM166 162V163H165ZM168 162V163H167ZM172 162L174 163L173 165H171L172 164ZM184 162V163H183ZM203 162V163H202ZM2 163V164H1ZM68 163V164H67ZM88 163V164H87ZM92 163V164H91ZM93 163H96V164H93ZM102 163V164H101ZM106 165H105V164ZM129 163H130V165H131V167H129L130 165H129ZM135 163V164H134ZM144 164L145 165V169H144V167L142 168V167H140V165L141 164ZM186 163H187V165L189 164V166L187 167V168H185L187 165H186ZM226 163V164H225ZM38 165V166H36V168L37 169H39V172H40V170H42V168H46V169H48V171H49V173H47V175L46 176H44L45 178H44V181L43 180H40L39 179V181H37L38 180V177H31L30 175L28 176V170L30 169V167H32V165ZM52 164V165H51ZM59 166H58V165ZM118 164H120V165H118ZM125 164V165H124ZM139 164V165H138ZM141 165V166H144V165ZM153 164H155V165H153ZM157 164H159V165H157ZM160 164H161V166L162 165H164V166H160ZM169 165V167H168V165ZM210 164V165H209ZM258 164V165H257ZM89 165H90V167H89ZM91 165H92V168H91ZM97 166L96 167V169H93L94 168V166ZM102 165H105V166H102ZM118 165V166H117ZM127 165H128V167H127ZM136 165V166H135ZM208 165V166H207ZM17 166V167H16ZM62 166H64V167H62ZM140 167V169H139V167ZM150 168H149V167ZM156 166L157 168L158 167H160L161 169H159V171H158V169L155 167V170H153L154 169V167ZM166 166H167V168H166ZM175 166V167H174ZM180 166V167H179ZM202 166V167H201ZM205 166V167H204ZM256 166H257V168H256ZM260 166V167H259ZM7 167H9V168H7ZM12 167V168H11ZM23 167H25V168H23ZM35 167V166H34ZM58 167L60 168V169H58ZM84 167V168H83ZM101 169H99V168ZM104 167V168H103ZM112 167V168H111ZM121 167H122V169H121ZM138 168V170H137V168ZM170 167H171V169H170ZM185 169H184V168ZM199 167L201 168V170H205L206 172H207V177L205 178V180L206 179H208V182L210 183V181L211 182H214L213 184H214V186H212L213 184H209V186H211V187H209L208 186V188L205 186V188H206V192H205V189H204V187H200L201 188V190L200 191H202V192H200L201 194H203V195H201V194H198V196H197V194H194L193 192H192V188L194 189V187L193 186H196V184H197V186H199V185H202V184H200L201 182V180H199V178L197 177L198 175H196L197 173V171L198 170H200L199 169ZM211 167V168H210ZM239 167V168H238ZM259 167V168H258ZM2 168V169H1ZM11 168V169H10ZM14 168V169H13ZM22 168V169H21ZM88 168V169H87ZM91 168V169H90ZM115 168V169H114ZM124 168H126L125 170H124ZM129 170H128V169ZM132 168H135V170H132ZM167 169V171L166 170H164V169ZM174 168V169H173ZM179 168V169H178ZM182 168V169H181ZM193 168V169H192ZM203 168V169H202ZM220 168V169H219ZM228 168V169H227ZM254 168V169H253ZM17 171H16V170ZM18 169H20V171L18 170ZM25 169V170H24ZM28 169V170H27ZM64 169H66V170H64ZM99 169V170H98ZM110 169V170H109ZM114 169V170H113ZM141 169H142V171H141ZM148 169H151V170H153V171H151L150 172V174L153 176V177H149V175L150 174H148L149 173V171L150 170H148ZM169 169V170H168ZM176 169H178V170H176ZM212 171H211V170ZM218 169V170H217ZM13 171V173H12V171ZM54 170V171H53ZM80 170V171H79ZM85 170V171H84ZM92 170H94V171H96L95 173H97V171H99V173H97V174H99L98 175V181H96L95 180V182H97V183H95L94 185H92V181H90V182H87V181H89V179L92 177L91 176V174L93 173V171ZM145 170H146V172H145ZM156 170H157V172H156ZM171 170V172H172V170H175V172H169ZM182 170V171H181ZM183 170H184V173H187V174H189V176L187 175V174H185V177H186V175H187V177L188 178H182L183 180H181L180 178L182 177V175L181 174H183ZM187 170V171H186ZM193 170H194V172H193ZM228 170V171H227ZM237 172H235V171ZM262 170V171H261ZM5 171H6V173H5ZM23 171H25L27 174H25V172H23ZM38 171V170H37ZM56 171V172H55ZM63 171V172H62ZM87 171V172H86ZM102 171H104L103 173H102ZM106 171V172H105ZM110 172V174H109V172ZM118 173H117V172ZM119 171H121V172H119ZM124 171H129V172H127V173H129V174H127L126 172H124ZM132 171H133V173H132ZM136 171V173H134ZM139 172V174H140V172H141V174L139 175L138 174V172ZM209 171H211V172H209ZM214 171V172H213ZM15 172L16 173H18V175L17 174H15ZM21 172V174H19ZM38 172V173H39ZM53 172V173H52ZM58 172H60V173H58ZM64 172H68V176L66 175V173H64ZM73 172V173H72ZM80 174H79V173ZM101 172V173H100ZM108 172V173H107ZM114 172V173H113ZM123 172V173H122ZM166 172H167V174H166ZM180 174L179 175V177H178V174ZM180 172H182V173H180ZM191 172H193V175H192V173ZM229 172V173H228ZM23 173L25 174V175H27V176H25V175H23ZM37 173V174H38ZM56 173H58V174H56ZM63 173V174H62ZM71 175H70V174ZM83 173V174H82ZM90 175V177H89V175ZM106 173V174H105ZM128 175H126V174ZM157 173V174H156ZM160 173V174H159ZM169 173V174H168ZM242 173V174H241ZM256 173H257V175H256ZM7 174V177L6 176H4V175H6ZM13 174V175H12ZM51 174V175H50ZM53 174V175H52ZM100 174H103V175H101L100 176ZM107 174H109V176L111 177V179H112V183L114 184V188H119V189H114L115 190V192H121L120 193V196H122V199H124L123 201H124V204H127V202H128V200H129V202H128V204H127V208H129L130 207V210H132L133 209V214L132 215H130L129 213H128V215L130 216H128L127 218H129L127 221H128V224H127V222H126V219L125 218H123L122 217V224H121V222H119V220L117 221L116 219L117 218H114V219H110V220H106L107 218H103V219H100V221L97 219V221L98 222H95L96 221V219H94V222H93V219L91 220V222H90V219L88 220L87 219V217L85 216H83V215H85L83 212V210L82 209H80L79 207H80V205L81 204H78V203H82V204H87V203H89V207L91 208V206L92 207H96L97 209L96 210H98V209H102V208H104V206L106 207V206H111L110 208H112V203H111V201L109 200V199H111V198H109V192L104 188L103 189V187H102V189L104 190V193H103V190H101V188H100V185L102 184V183H99V181L101 180L102 181V179H103V181L106 179V177H107ZM114 174V175H113ZM116 174V175H115ZM123 174H124V176H123ZM132 174V175H131ZM136 174L138 175L137 176V178H136ZM166 174V175H165ZM175 174V175H174ZM216 174V175H215ZM259 174V175H258ZM2 175V176H1ZM23 175V176H22ZM59 175V176H58ZM65 175V177H62V176H64ZM78 175V176H77ZM83 175V176H82ZM88 175V176H87ZM106 175V176H105ZM112 175H113V178H112ZM118 175V176H117ZM120 175H121V177H120ZM133 175H134V177H133ZM142 175V177H140ZM144 175H146L145 177H144ZM150 175V176H151ZM156 175V176H155ZM164 175V176H163ZM174 177H173V176ZM184 175V174H183ZM192 177H191V176ZM217 175H219V176H217ZM225 175V176H224ZM4 176V177H3ZM12 176V177H11ZM17 176V177H16ZM48 176V177H47ZM49 176H51V178L49 177ZM58 178H56V177ZM60 176H61V179H60ZM67 176V177H66ZM75 176V177H74ZM88 178H86V177ZM100 176V177H99ZM127 176V177H126ZM130 176V177H129ZM155 176V177H154ZM167 176H169V177H167ZM176 176V177H175ZM193 176H194V178H193ZM230 176H232V177H230ZM254 176V177H253ZM262 176V177H261ZM3 177V178H2ZM6 177V178H5ZM26 177H28V178H26ZM81 177H83V178H81ZM104 177V178H103ZM123 177V178H122ZM159 177V178H158ZM163 177V178H162ZM167 177V178H166ZM170 177H171V179H170ZM217 177V178H216ZM9 180H8V179ZM15 178H17L18 180H14ZM24 178H26V179H24ZM30 178H31V181L32 182H30ZM35 178H36V180H35ZM50 178V179H49ZM54 180H53V179ZM79 178H80V180H79ZM126 178V183H125V181H124V179ZM131 180H130V179ZM134 178H136V179H134ZM141 178V179H140ZM146 178V179H145ZM152 178V180H149V179H151ZM165 178V179H164ZM175 178H176V180H175ZM217 180H215V179ZM238 178V179H237ZM254 178V179H253ZM3 179H5V181L3 180ZM8 181H7V180ZM12 179V180H11ZM43 179V178H42ZM64 179V180H63ZM66 179H68L69 180V182H68V180H66ZM86 179V180H85ZM110 179V180H111ZM115 179V180H114ZM119 179V181H117ZM133 179V180H132ZM144 179H145V181H144ZM158 179H160V181L158 180ZM162 179V180H161ZM163 179L165 180V181H163ZM180 180V182H182L181 184H180V182H179V180ZM212 179V180H211ZM228 179V180H227ZM242 179V180H241ZM20 180V181H19ZM48 180V182H46ZM50 180V181H49ZM52 180V181H51ZM72 180H73V182H72ZM77 180H78V182H77ZM81 180H83V181H81ZM84 180H85V182H84ZM114 180V181H113ZM134 180H138L139 182H140V184L138 183V181L136 182L135 181V184H134ZM146 180H147V182H146ZM158 180V181H157ZM173 182H171V181ZM178 180V181H177ZM184 180H186V181H184ZM210 180V181H209ZM254 180V181H253ZM9 181H10V183H9ZM18 181V182H17ZM41 181V182H40ZM56 181H57V183H56ZM65 181V182H64ZM66 181H67V183H66ZM70 181L72 182L71 184H69L70 183ZM76 181V182H75ZM102 181V182H103ZM130 181V182H129ZM133 181V182H132ZM176 181H177V183H176ZM188 181V182H187ZM192 183H191V182ZM218 181H219V184H216V183H218ZM13 182V183H12ZM23 182V183H22ZM25 182H26V184H25ZM36 184V186H35V184ZM37 182V183H36ZM51 182H53V184L51 183ZM60 182H61V184H60ZM64 182V183H63ZM87 182V183H86ZM115 182H117L116 184H115ZM124 183V185L123 186H121V187H119L121 184L120 183ZM131 182H132V187L130 186L131 185ZM146 183V184H144V183ZM149 182L151 183V184H149ZM156 182L157 183H159L158 185L156 184ZM168 182V183H167ZM185 182V183H184ZM206 182H207V180H206ZM207 182V183H208ZM225 182V183H224ZM227 182V183H226ZM235 182V183H234ZM238 182V183H237ZM252 182V183H251ZM10 185H9V184ZM16 185H15V184ZM19 183V184H18ZM38 183H41L42 184V186H41V184L39 185ZM49 185H48V184ZM79 184L78 186H77V184ZM89 183H91V186H92V188H90L91 186H90V184ZM122 183V184H123ZM137 183L139 184V186L137 185ZM153 183V184H152ZM161 183H162V186H165V188H166V190H165V188L163 187V188H161L162 186H161ZM166 183H167V185H166ZM170 183H172V186H171V184ZM189 184L190 185V187H189V185H187V184ZM236 183H237V185L240 187V189H241V192H240V189H238L239 187L238 186H233V185H236ZM247 183H249V184H251V185H249V184H247ZM256 183V184H255ZM263 183V184H262ZM1 184L3 185V186H1ZM4 184H5V186H4ZM9 186H7V185ZM11 184H12V187H11ZM14 184V185H13ZM44 184H46V185H44ZM59 184V185H58ZM63 184V185H62ZM69 184V185H68ZM74 184V185H73ZM85 184H88L89 185V189L88 188H85V187H87ZM97 184V185H96ZM120 184V185H119ZM130 184V185H129ZM147 184H149V185H151V188H150V186L149 185H147ZM156 184V185H155ZM170 184V185H169ZM173 184H176V186L174 187V185ZM195 184V185H194ZM240 184V185H239ZM243 184V185H242ZM24 185H25V187H24ZM27 185V186H26ZM31 185V186H30ZM34 185V186H33ZM56 185V186H55ZM66 185V186H65ZM67 185H68V187L70 188H72V186H73V188L72 189H74V191L73 190H70L68 187H67ZM72 185V186H71ZM83 185V186H82ZM98 186L97 188L98 189H100L99 191H98V189L97 188H95V192H98V194L96 193L95 194V192H93L92 193V196L93 195H97L98 196V198L96 197V196H91L92 198H89V200H87L88 198L86 197V196H88V194H90L89 192H92V189L94 188V186ZM116 185L118 186V187H116ZM126 185H128L127 187L129 188H132V189H130V191H127V190H129L127 187H126ZM137 185V186H136ZM147 185V186H146ZM156 186V187H154L153 188V186ZM169 185V186H168ZM182 185H184V187H186V190H183L182 188H184ZM186 185V186H185ZM218 185V186H217ZM228 185V186H227ZM257 187H256V186ZM18 186H19V188H18ZM29 186H30V188H29ZM38 186V187H37ZM40 186L42 187V188H40ZM46 186H51L50 188L49 187H46ZM61 186V187H60ZM102 186V185H101ZM144 186H145V188H144ZM166 186H168V188H170V189H168ZM171 186V187H170ZM178 186H181V188H180V190H179V192L177 191V193H176V191L175 190H178L179 188H178ZM220 186V187H219ZM222 186H223V188H222ZM231 186V187H230ZM251 186V187H250ZM255 186V188H253L252 189V187H254ZM260 186H261V188H262V186H263V188L261 189L260 188ZM2 187V188H1ZM4 187V188H3ZM15 189H14V188ZM20 187H21V189H20ZM33 187V188H32ZM80 187V188H79ZM126 187V188H125ZM133 187H137V191H135V189L133 188ZM143 187V188H142ZM149 189H148V188ZM159 187V188H158ZM173 187V188H172ZM178 189H177V188ZM214 189H213V188ZM226 187V188H225ZM230 189H229V188ZM234 187V188H233ZM243 187V188H242ZM247 187H249L248 189H247ZM7 188V189H6ZM29 188V189H28ZM43 188H44V190H43ZM54 188H56V190L54 189ZM153 188V189H152ZM190 189V191H189V189ZM203 188V189H202ZM210 188H212V190L210 189ZM235 188L236 189H238V192L240 193V195L241 194H244L245 196H243V195H241L240 197L238 196V199H236L237 200V203H236V201L234 202L233 200L234 199H231L232 198V196L233 195H231L232 193H229L228 195L226 194V192L228 193V192H230V191H232V192H234V190H235ZM257 188V189H256ZM259 188V189H258ZM8 189H9V191H8ZM11 189H12V191H11ZM19 189H20V191H19ZM22 189L24 190V191H22ZM30 189H32V190H30ZM37 190L36 191V193H35V191L34 190ZM41 189V190H40ZM69 189V190H68ZM77 189V190H76ZM87 189V190H86ZM91 189V190H90ZM127 189V190H126ZM134 189V190H133ZM139 189V190H138ZM143 189V190H142ZM159 189V191H157ZM162 189H163V191H162ZM175 189V190H174ZM182 189V190H181ZM185 189V188H184ZM215 189H217V190H215ZM228 189H229V191H228ZM232 189V190H231ZM234 189V190H233ZM254 189H256V190H254ZM1 190H2V192H1ZM13 190H14V192H13ZM19 192H18V191ZM27 190V191H26ZM31 192H30V191ZM48 190V191H47ZM64 190H65V192H64ZM82 190V191H81ZM94 190V189H93ZM97 190V191H96ZM107 192H106V191ZM122 190V191H121ZM133 190V191H132ZM152 190V191H151ZM170 190V191H169ZM174 190V191H173ZM209 190V191H208ZM212 191V193H210L211 191ZM244 190V191H243ZM248 190V191H247ZM249 190H251V191H254V192H251V191H249ZM259 190H261V191H259ZM39 191V192H38ZM41 191V192H40ZM68 191V192H67ZM72 191V192H71ZM81 191V192H80ZM84 191V192H83ZM88 191V192H87ZM126 191V192H125ZM149 192L150 194H147V193H142V195H141V192ZM162 191V192H161ZM188 191V192H187ZM218 191H219V193H218ZM243 191V192H242ZM6 192V193H5ZM22 194H21V193ZM25 192V193H24ZM30 192V193H29ZM34 192V193H33ZM57 192V193H56ZM61 192V193H60ZM102 192V193H101ZM127 192H128V194H127ZM152 192H154L153 194H152ZM156 192V193H155ZM166 192V193H165ZM169 192V193H168ZM186 192V193H185ZM190 192V193H189ZM208 192H209V194H208ZM248 192V193H247ZM251 194H250V193ZM255 192H257V193H255ZM10 193V194H9ZM13 193V194H12ZM18 193V194H17ZM32 193V194H31ZM43 193V194H42ZM52 193V194H51ZM74 193V194H73ZM107 193V194H106ZM135 193H137V195L138 196H140V197H138L136 194V196L134 195ZM159 193H161V194H159ZM165 195H163V194ZM172 193V194H171ZM176 195H175V194ZM182 193H184V194H182ZM188 193V194H187ZM259 193V194H258ZM9 194V195H8ZM15 194V195H14ZM20 194V195H19ZM25 196H24V195ZM29 194V195H28ZM33 194H34V196H33ZM46 194V195H45ZM55 194V195H54ZM60 196H59V195ZM62 194H64V195H62ZM70 194V195H69ZM78 194V195H77ZM81 194H82V196H81ZM87 194V195H86ZM152 194V195H151ZM155 194H156V197H158V198H156L155 197ZM168 194V195H167ZM182 194V195H181ZM188 195V196H190V199H188L187 197H185L186 195ZM190 194V195H189ZM207 194V195H206ZM213 194H214V198H213ZM216 194V195H215ZM226 194V195H225ZM247 194H249V195H247ZM254 194V195H253ZM3 195V196H2ZM12 195H14V196H12ZM30 195H32L31 197H29ZM37 195V196H36ZM47 195L48 196H55V198H56V201L58 202L59 200H60V202H58V203H60V204H63V205H61L63 208H64V206L66 207V205H68V206H70L71 205V201L72 200H74V202L76 203V208H79V210H77V211H75V214H78V215H74V214H71L70 215V217L72 218H70V217H67V216H65L64 217V215H63V217H59V215H57V212H55L54 210H52V211H54L55 213H56V216H54L53 214V212H50L51 210H49V208H47L48 206H47V204H46V201L48 202V198H47ZM75 195V196H74ZM99 195H100V197H102V198H100L99 197ZM103 195V196H102ZM105 195V196H104ZM106 195L108 196L107 198H109V199H107L106 198ZM132 195V196H131ZM146 195H148L149 197H147ZM153 195H154V197H153ZM161 195V196H160ZM167 195V196H166ZM173 195V196H172ZM178 195V196H177ZM184 195V196H183ZM201 195V196H200ZM222 195H224V196H222ZM21 196V197H20ZM24 196V197H23ZM36 196V197H35ZM44 196V197H43ZM54 196H53V198H54ZM69 196V197H68ZM78 196V197H77ZM127 196V197H126ZM133 197V198H128V197ZM147 197V198H145V197ZM163 196V197H162ZM169 196H171V198L169 197ZM176 196V197H175ZM183 196V197H182ZM222 198H220V197ZM231 196V197H230ZM249 196V197H248ZM13 197H15V198H13ZM17 197H19V201H18V198ZM25 199H23V198ZM32 197H34V198H32ZM39 198V200H37L38 198ZM42 197V198H41ZM47 198V200H46V198ZM59 197V198H58ZM63 197V198H62ZM86 197V198H85ZM95 197V198H94ZM103 197H104V199H103ZM124 197V198H123ZM138 197V198H137ZM152 197V198H151ZM165 197V198H164ZM175 198V199H173V198ZM178 197V198H177ZM192 197V198H191ZM194 197V198H193ZM197 197V198H196ZM205 197V198H204ZM216 197H217V199H216ZM228 197V198H227ZM229 197H230V199H231V202L229 203L228 202V200H229ZM245 197H247V199L249 200V201H245L246 199H245ZM261 197V198H260ZM31 198V199H30ZM71 198V199H70ZM73 198V199H72ZM76 198V199H75ZM86 200H85V199ZM94 198V199H93ZM125 198H126V200H125ZM128 198V199H127ZM187 198V199H186ZM210 198V199H209ZM15 199V200H14ZM17 199V200H16ZM40 199H43V200H40ZM79 199V200H78ZM90 199H92V200H90ZM97 199H99V201L97 200V202H96V200ZM106 199L109 201H106ZM134 199H136L135 200V202H134ZM139 199H140V201L142 202H140L139 201ZM146 199L148 200V202L146 201ZM152 200V202H151V200ZM155 199V200H154ZM184 199V200H183ZM203 199V200H202ZM212 199H216V201L215 200H212ZM219 199H221V200H219ZM224 199L226 200V202L224 201ZM228 199V200H227ZM241 199V200H240ZM245 199V200H244ZM253 199V200H252ZM257 199L259 200V201H257ZM14 200V201H13ZM24 201V202H22V201ZM26 200H28V201H26ZM32 200V201H31ZM34 200V201H33ZM64 200V201H63ZM70 200V202H68ZM133 200V201H132ZM154 200V201H153ZM157 200H158V202H157ZM161 200V201H160ZM167 200H169V201H167ZM175 200H176V202H175ZM179 200H182L184 203H185V205H184V203L183 202H181V201H179ZM188 200L190 201V202H188ZM201 200V201H200ZM212 200V201H211ZM238 200H240V201H238ZM263 200V201H262ZM14 202V203H11V202ZM31 201V202H30ZM42 201V202H41ZM62 201V202H61ZM84 201H86L85 203H84ZM89 201V202H88ZM106 201V202H105ZM132 203H131V202ZM138 203H137V202ZM144 201V202H143ZM150 201V202H149ZM157 202V204H156V202ZM171 201V202H170ZM185 201H187V202H185ZM193 201V202H192ZM195 201H197L198 202V204H194V203H197V202H195ZM210 201V202H209ZM215 202V204L217 203L218 204V206H217V204L215 205V204H213L212 202ZM218 201H220L219 203H218ZM221 201H222V203H221ZM245 201L246 203H248V204H246L245 202L243 203V202ZM4 202H5V204H4ZM11 203V206H10V203ZM39 202V204H37ZM65 202V203H64ZM91 202V203H90ZM97 203V205H99V206H96L95 204ZM100 202V203H99ZM101 202H104V205H102L103 203H101ZM111 203V204H108V203ZM126 202V203H125ZM155 202V203H154ZM159 202H160V204H159ZM164 204H163V203ZM166 202H168L169 204H167ZM192 202V203H191ZM207 204H206V203ZM25 203V204H24ZM31 203H33L34 205H32ZM36 203V204H35ZM43 203V204H42ZM67 203V204H66ZM69 203V204H68ZM72 203H73V201H72ZM107 203V204H106ZM131 203V204H130ZM135 203H137V206H139V207H132V206H136V204ZM141 203V204H140ZM144 203H145V205H144ZM146 203H148V204H146ZM182 203V204H181ZM191 203V205H188V204H190ZM204 203V204H203ZM211 203V204H210ZM223 203H225V204H223ZM227 203H228V205H227ZM236 203V204H235ZM259 203V204H258ZM20 204H21V206H20ZM26 204H28V205H31V206H29L28 207V205H26ZM48 204H49V202H48ZM79 206H78V205ZM91 204V205H90ZM130 204V205H129ZM133 204V205H132ZM154 204V205H153ZM159 204V205H158ZM178 204V205H177ZM203 204V205H202ZM210 204V205H209ZM233 205V206H231V205ZM235 204V205H234ZM251 204V205H250ZM255 204V205H254ZM261 204V205H260ZM7 207H6V206ZM13 205V206H12ZM23 205H25V209L23 208L24 206ZM42 205V206H41ZM144 205V206H143ZM161 205H164V207H162ZM167 205V206H166ZM208 205V207L206 208V206ZM217 207V208H215V206ZM226 207H225V206ZM239 207H238V206ZM27 206V207H26ZM34 206H35V208H34ZM36 206L38 207V209H36ZM47 206V207H46ZM67 206V207H68ZM102 206V207H101ZM143 207V209H142V207ZM149 206V207H148ZM154 206V207H153ZM187 206V207H186ZM191 208H190V207ZM214 206V207H213ZM230 206V207H229ZM244 206V207H243ZM249 206V207H248ZM258 206V207H257ZM20 207H21V209H20ZM44 207V208H43ZM94 207V208H95ZM99 207V208H98ZM141 207V208H140ZM146 207V208H145ZM148 207V208H147ZM158 207H159V209H158ZM161 207V208H160ZM167 207V208H166ZM173 207V208H172ZM192 207L194 208V209H192ZM201 207V208H200ZM206 209H205V208ZM211 207V208H210ZM238 207V208H237ZM245 207H246V209H245ZM248 207V208H247ZM4 208H8L9 210H10V212H9V210L7 209L6 211H5V209ZM11 208V209H10ZM16 208V209H15ZM28 208H29V210H28ZM45 208H46V210H45ZM132 208V209H131ZM135 208V209H134ZM138 208V209H137ZM145 208V209H144ZM156 208V209H155ZM168 208H170V210H167ZM172 208V209H171ZM185 208V209H184ZM198 208H200L199 210H198ZM213 208V209H212ZM240 208V209H239ZM255 208V209H254ZM257 208V209H256ZM4 209V210H3ZM12 209H14V210H12ZM32 209V210H31ZM33 209H34V211H37V212H34L33 211ZM100 209V210H101ZM141 209H142V211H141ZM162 209V210H161ZM164 209H166V210H164ZM187 209V210H186ZM189 209V210H188ZM197 209V210H196ZM203 211H202V210ZM236 209H237V211H236ZM252 209V210H251ZM18 210V212H19V214H18V212H16ZM20 210H22V211H24V212H22V211H20ZM30 210L32 211V213L30 212ZM39 210H41V211H39ZM43 210V211H42ZM81 210V211H80ZM139 210V211H138ZM146 210V211H145ZM173 210H175V211H173ZM178 210V211H177ZM194 210V211H193ZM206 210V211H205ZM228 210V211H227ZM259 210V213H256L257 211ZM13 211V212H12ZM15 211V212H14ZM26 211H28V213H26V215H24V213L26 212ZM83 211V212H82ZM137 211V214L136 213H134V212H136ZM143 211H145V212H143ZM166 211V212H165ZM172 211V212H171ZM185 211V212H184ZM256 211V212H255ZM4 212V213H3ZM7 213V215H6V213ZM39 212V213H38ZM48 212V213H47ZM131 212V211H130ZM143 212V213H142ZM147 212V213H146ZM160 212V213H159ZM176 212V213H175ZM189 212V213H188ZM194 212H196V213H193ZM198 212H202L201 214L200 213H198ZM11 215H10V214ZM13 213V214H12ZM41 213V214H40ZM86 213H88V212H86ZM138 213H139V216H138ZM141 213V214H140ZM169 213V214H168ZM180 213V214H179ZM191 213H192V215H191ZM248 213V214H247ZM262 213V214H261ZM9 214V215H8ZM31 214V215H30ZM33 214V215H32ZM83 214V215H82ZM160 214V215H159ZM163 214V215H162ZM168 216H167V215ZM172 214V215H171ZM234 214V215H233ZM18 215L20 216V217H18ZM33 216V217H29V216ZM34 215H36V216H34ZM40 217H39V216ZM73 215V216H72ZM141 215V216H140ZM145 217H144V216ZM162 215V216H161ZM172 217H171V216ZM174 215H176V216H174ZM178 215V216H177ZM204 215V216H203ZM206 215H207V217H206ZM246 215V216H245ZM262 215V216H261ZM12 216V217H11ZM17 216V217H16ZM28 216V217H27ZM42 216V217H41ZM49 216V217H48ZM52 216V217H51ZM134 216V217H133ZM136 216V217H135ZM166 216V217H165ZM187 216V217H186ZM9 219H8V218ZM13 217H14V219H13ZM39 217V218H38ZM57 219H56V218ZM135 220L136 219V221H134L132 218ZM142 217V218H141ZM143 217H144V219H143ZM161 217V218H160ZM170 217H171V219H170ZM178 217V218H177ZM182 217L183 218H185L186 217V219H182ZM206 217V218H205ZM253 217V218H252ZM256 217V218H255ZM3 218V219H2ZM12 218V219H11ZM27 218H28V220H27ZM32 218V219H31ZM55 218V219H54ZM65 220H64V219ZM68 218V219H67ZM76 219V220H73V219ZM84 218H86L87 220H85ZM131 218V219H130ZM164 220H163V219ZM167 218V219H166ZM176 218V219H175ZM255 218V219H254ZM10 220V221H7V220ZM16 219H17V221H16ZM20 219V220H19ZM31 221H30V220ZM36 219V220H35ZM37 219H40V224H39V222H38V220ZM49 219V220H48ZM52 219H54L53 221H52ZM64 220V221H62V220ZM70 219V220H69ZM81 219V220H80ZM105 219V221L103 222L102 220H104ZM124 219H125V221H124ZM137 219H138V221H139V223H138V221H137ZM161 219V220H160ZM173 219V220H172ZM6 220V221H5ZM12 220H15L16 222H17V224H16V226H15V221H12ZM42 220V221H41ZM45 220V221H44ZM49 221V223H47L48 221ZM51 220V221H50ZM69 220V221H68ZM115 220V221H114ZM131 220H133V221H131ZM145 220V221H144ZM164 221V224L162 223L163 221ZM167 220V221H166ZM5 221V222H4ZM27 221H29V222H27ZM43 221L46 223H43ZM47 221V222H46ZM58 221H60V223L58 222ZM62 221V222H61ZM79 221V222H78ZM82 221H84V222H82ZM86 221V222H85ZM120 221H121V218H120ZM131 221V223H129ZM166 221V222H165ZM171 221V222H170ZM173 221V222H172ZM179 221V222H178ZM2 222V223H1ZM7 222V223H6ZM23 224H22V223ZM32 222V223H31ZM35 222V223H34ZM52 222L54 223V224H52ZM65 222H67V223H65ZM107 222V223H106ZM115 222H118V223H115ZM125 222V223H124ZM135 222H137V223H135ZM144 224H143V223ZM168 222H170V223H168ZM10 223H12L13 224V226H12V224H10ZM21 223V224H20ZM37 223V224H36ZM57 223V224H56ZM65 223V224H64ZM78 223V224H77ZM86 223V224H85ZM90 223V224H89ZM92 223H94L95 224V226H94V224H92ZM100 223V227L98 226V224ZM103 223H104V225H103ZM109 223V224H108ZM110 223H113V224H110ZM161 224V225H159V224ZM165 223H167V224H165ZM173 223V224H172ZM175 223V224H174ZM178 223V224H177ZM203 223V224H202ZM206 223V224H205ZM3 224V225H2ZM8 225V226H6V225ZM25 224V225H24ZM30 224H31V226L33 225L34 227H36V225H37V227L36 228H34L33 226L31 227L30 226ZM42 224H44L45 226H43ZM49 224V225H48ZM59 224V226H57ZM61 224L63 225V226H61ZM67 224L68 225H70V226H67ZM83 226H82V225ZM92 224V225H91ZM102 224V225H101ZM124 224V226L127 228V230H126V228H124V226H122ZM126 224V225H125ZM131 224V227L129 226ZM137 224V225H136ZM138 224H141L140 225V227H139V225ZM146 224H148V225H146ZM170 224V225H169ZM172 224V225H171ZM40 225H41V227H43V228H41L40 227ZM47 225V226H46ZM74 225L76 226V227H74ZM79 225H81L82 227H84V228H82L81 226H79ZM113 225V226H112ZM116 225V226H115ZM118 225V226H117ZM121 225V226H120ZM156 225H158L157 227H156V229H155V227L154 226H156ZM162 225H163V227H164V225H166L165 227L167 228H163L162 227ZM177 225V226H176ZM204 225V226H203ZM257 225V226H256ZM10 226V227H9ZM22 226V227H21ZM27 227V229H26V227ZM30 226V227H29ZM88 228H87V227ZM95 227V229H94V227ZM102 226H103V229H102ZM107 226H109V227H111V228H109L108 229V227ZM147 226V227H146ZM200 226V227H199ZM203 226V227H202ZM16 227H19V229H17ZM48 227H50V228H48ZM51 227H53V229L51 228ZM69 227V228H68ZM72 227V228H71ZM90 227H93V228H90ZM118 227V228H117ZM121 227V228H120ZM131 228V230H130V228ZM134 227V228H133ZM136 227V228H135ZM142 227V228H141ZM147 229L146 231H145V229ZM160 227H162V230H161V228ZM4 228V229H3ZM11 228V229H10ZM25 228V229H24ZM31 228V229H30ZM41 228V229H40ZM49 230H48V229ZM58 230H57V229ZM80 228H82L81 229V232H82V230H83V233H84V231H85V237L83 236L84 234L82 233L81 234V232H78L79 230H80ZM99 228V229H98ZM113 228V231L112 230H110V229H112ZM117 228V229H116ZM119 228H120V230H119ZM150 229V232H149V229ZM158 228V229H157ZM171 228V230H173V231H171V233H170V230L169 231H167L168 229H170ZM183 228H185V230L183 229ZM7 229V230H6ZM10 229V230H9ZM14 229V230H13ZM34 229V230H33ZM37 229V230H36ZM39 229H40V231H41V233H39L40 231H39ZM44 229V230H43ZM45 229H46V232L48 233V235L46 234V232H44L45 231ZM52 229V230H51ZM61 229V231H60V234H59V230ZM62 229H64V230H62ZM74 229V230H73ZM77 229V230H76ZM79 229V230H78ZM89 229V230H88ZM92 231H91V230ZM101 229V231H99ZM105 229H107V231L105 230ZM117 230V236H116V230ZM125 229V230H124ZM136 231V232H134V230ZM140 229H141V231H140ZM152 229V230H151ZM155 229V230H154ZM160 229V230H159ZM165 229V230H164ZM181 229V230H180ZM193 229V230H192ZM221 229V230H220ZM5 230V231H4ZM13 232H12V231ZM18 230V231H17ZM29 230H31L32 232L31 233H28V232H30ZM43 230V231H42ZM50 231V233L48 232V231ZM55 230V231H54ZM69 230V231H68ZM115 230V231H114ZM138 230V231H137ZM159 230V231H158ZM223 230V231H222ZM2 231V232H1ZM4 231V232H3ZM16 231V232H15ZM26 233H25V232ZM36 231H37V234H35L36 233ZM39 231V232H38ZM53 231V232H52ZM56 231H58L57 233H55ZM63 231V233H61ZM68 231V232H67ZM74 231V232H73ZM76 231V232H75ZM88 231H89V234L91 233L92 235H94V236H92L91 234V236L93 237H91L90 235V237H91V239H90V237L88 236L87 237V234H88ZM99 231V232H98ZM109 231V232H108ZM119 231H122V232H119ZM156 231H158V233L156 232ZM166 231V232H165ZM180 231V232H179ZM184 231V233H182ZM186 231V232H185ZM197 231V232H196ZM223 233H222V232ZM18 232V233H17ZM20 232H21V234H22V236H20L21 234H20ZM43 232V233H42ZM52 232V233H51ZM78 232V233H77ZM104 233V234H102V233ZM125 232V233H124ZM129 232H131V233H129ZM142 232V234H140ZM149 232V233H148ZM152 232V233H151ZM163 232H164V234H163ZM177 232H179V233H177ZM3 235H2V234ZM7 233V234H6ZM28 233V235L26 236V234ZM32 233H34V234H32ZM69 233V236L67 235ZM71 233H72V236H70L71 235ZM75 233V234H74ZM77 233V234H76ZM94 233V234H93ZM105 233L106 234H108L109 233V235L111 234V233H115V234H113V237H115V238H113L112 237V234L109 236V235H106L105 236ZM124 233V234H123ZM129 234V238H131V240L127 237V235ZM137 233V234H136ZM165 233H166V235H165ZM187 233V234H186ZM207 233V234H206ZM244 233V234H243ZM10 234H13V235H10ZM17 234H19V236L17 235ZM30 234V235H29ZM43 234V235H42ZM50 234L52 235V236H55V235H58V236H55L54 238H52V236H50ZM55 234V235H54ZM65 236H64V235ZM125 235V237L122 235V237L120 236V235ZM134 234H136V236L134 235ZM145 234V235H144ZM149 234V235H148ZM155 234V235H154ZM162 234V235H161ZM168 234V235H167ZM171 236H170V235ZM175 234V235H174ZM176 234H177V236H176ZM183 234H185V235H183ZM205 234V235H204ZM250 234V235H249ZM6 235V236H5ZM8 235H9V237H8ZM14 235L17 237H14ZM31 235H33V237L31 238ZM38 235V236H37ZM41 235H42V237L43 236H45V238L44 239H42V237H41ZM77 235V236H76ZM82 235V236H81ZM98 235H102V237H100V236H98V237H100V238H98L97 236ZM103 235H104V238H105V240H104V238H103ZM138 235V236H137ZM141 235V236H140ZM146 235H148V239H145V238H147L146 237ZM151 235V236H150ZM152 235H154V236H152ZM160 237H159V236ZM164 235V236H163ZM174 235V236H173ZM187 235H188V237H187ZM198 235V236H197ZM239 235H241V236H239ZM245 235V236H244ZM12 236V237H11ZM24 236V237H23ZM30 236V237H29ZM37 238H36V237ZM40 236V237H39ZM48 236H50L49 238H48ZM96 236V237H95ZM109 236V237H108ZM118 236H120L122 239H123V241H121L122 239L120 238V237H118ZM131 236V237H130ZM133 236V237H132ZM157 237L156 239L154 238V237ZM169 238H168V237ZM181 236V237H180ZM203 236V237H202ZM251 236V237H250ZM256 236V237H255ZM8 238V240L7 239H5V238ZM20 237V239H18ZM22 237V238H21ZM26 237V238H25ZM65 237V238H64ZM68 237H71L70 239H68ZM74 237H75V239H74ZM79 237V238H78ZM84 237V238H83ZM87 237V238H86ZM106 237H108V238H106ZM112 238V240H110L111 238ZM138 237V238H137ZM141 237H142V239H141ZM144 237V238H143ZM164 237V238H163ZM167 239H169V241L168 240H166V238ZM189 237H192V238H189ZM2 238H4L5 240H6V242H5V240H3ZM11 238H13L14 240H15V238H16V240H17V242H16V240L15 241H13ZM24 238V240L25 241H23V240H21V239H23ZM34 238V239H33ZM35 238H36V240H35ZM41 239V240H39V239ZM46 238H48L47 240H49L50 239V241H48L47 242V246L46 245H44V243L43 242H45V244H46ZM57 238H58V240H57ZM64 239V241L65 242H62V240ZM110 238V239H109ZM116 238H118V240L116 239ZM124 238L127 240V242H125L126 240H124ZM135 238H137V240L135 239ZM140 238V239H139ZM161 238V239H160ZM172 240H171V239ZM183 238V239H182ZM185 238V239H184ZM189 238V239H188ZM26 239H27V242H26ZM30 241H32V243H34L33 245H32V243L31 242H29V240ZM51 239H52V241H51ZM55 239V241H53ZM66 239V240H65ZM68 239V240H67ZM72 239V240H71ZM79 239V240H78ZM103 239V240H102ZM106 239H108V240H106ZM114 239H116L117 241H115V242H112ZM121 239V240H120ZM135 240V241H133V240ZM159 239V240H158ZM162 239H164V240H162ZM178 239H180V241L181 242H179V240ZM182 239V240H181ZM262 239V240H261ZM12 240V241H11ZM20 240V241H19ZM45 240V241H44ZM71 242H70V241ZM82 240H89V241H91L90 243L89 242H86V243H84ZM101 240V241H100ZM130 240V241H129ZM140 240V241H139ZM142 240V241H141ZM172 242H171V241ZM176 242H175V241ZM184 240V241H183ZM237 240H238V242H237ZM3 241L5 242V243H3ZM24 243H23V242ZM37 243H36V242ZM42 241V242H41ZM59 241V242H58ZM71 243H69V242ZM75 241V242H74ZM84 243V244H86V245H88L87 247L89 248V249H91V248H93V246H94V248L92 249V250H89L88 251V248L82 243V242ZM94 241H96V242H94ZM104 241L105 242H107L108 241V244L106 245V244H103L104 243ZM111 241V242H110ZM131 241H133V242H131ZM9 242V243H8ZM12 243V245L14 244V245H16V246H14L13 245V247H12V245H11V243ZM13 242H15V243H13ZM51 242V243H50ZM58 242V243H57ZM60 242L62 243V244H60ZM68 243L69 245H65V243ZM74 244H73V243ZM76 242H78V243H76ZM82 243V245H81V243ZM94 242V243H93ZM101 242H103L102 244H103V246L102 245H100L101 244ZM109 242H110V245H109ZM129 242H131V243H129ZM138 242V243H137ZM263 242L261 243V244H263ZM2 243V244H1ZM21 243V244H20ZM24 245H23V244ZM25 243L26 244H28V245H25ZM41 243V244H40ZM55 244V246H56V248H55V246H54V244ZM66 243V244H67ZM97 243V245H94V244H96ZM114 243V244H113ZM116 243V244H115ZM122 243V244H121ZM125 243V244H124ZM128 243L130 244V245H128ZM4 244H5V247H4ZM7 244V245H6ZM38 244H39V246H38ZM59 244H60V246H59ZM75 244H79V245H75ZM124 244V245H123ZM133 244V245H132ZM17 245L18 246H20L21 245V247H17ZM37 246V248H36V250H34V248ZM50 245V246H49ZM51 245H52V248H51ZM76 246L77 248H79L80 249V247L82 246V247H86L87 249H82V247H81V249L80 250H82L83 252H85V253H83L82 251H80L79 249H75V247H73V246ZM91 245V246H90ZM106 245V246H105ZM109 245V246H108ZM126 245H127V247H126ZM264 245V244H263ZM11 246V247H10ZM27 247V249H25L26 247ZM54 246V247H53ZM58 246H59V248H58ZM67 246V247H66ZM70 246V247H69ZM72 246V247H71ZM78 246H80V247H78ZM110 246H111V248H110ZM248 246V247H247ZM40 247V248H39ZM42 247V248H41ZM47 247H49V248H47ZM62 247H64V248H62ZM66 247V248H65ZM96 247H99V248H96ZM100 247H102V249L100 248ZM107 247H109V248H107ZM114 247H116V248H114ZM124 247V248H123ZM7 250H6V249ZM15 248V249H14ZM18 248V249H17ZM29 248V249H28ZM71 248H73L72 250H71ZM104 248V249H103ZM113 248V249H112ZM5 249V250H4ZM12 249H14V250H12ZM24 249H25V251H24ZM39 249V250H38ZM102 251H101V250ZM120 250V251H117V250ZM34 250V251H33ZM86 250H87V253L88 254H86ZM97 250V253L95 254V251ZM100 252H99V251ZM127 251V254H126V251ZM256 250V251H255ZM3 251V252H2ZM9 251H11V252H9ZM19 251H21V252H19ZM22 251H24L23 253H22ZM33 251V252H32ZM94 251V252H93ZM109 251V252H108ZM260 251V252H259ZM13 252V253H12ZM15 252V253H14ZM99 252V253H98ZM111 252H114V253H111ZM118 254V256L116 255V253ZM120 252V253H119ZM131 252V253H130ZM4 253V254H3ZM21 253V254H20ZM26 253V254H25ZM90 253V254H89ZM92 253V254H91ZM94 253V254H93ZM104 253V254H103ZM107 253V254H106ZM109 253H111L112 254V257L114 258L115 256V258L112 260V257L109 255ZM2 254V255H1ZM103 254V255H102ZM121 254V255H120ZM133 254H134V257H133ZM107 255H109V257H107V258H105ZM114 255V256H113ZM122 255H123V257H122ZM129 255V256H128ZM3 256H4V259H3ZM7 256V257H6ZM102 257V259H101V257ZM120 256V257H119ZM126 256V257H125ZM132 256V257H131ZM6 257V258H5ZM28 257H33L34 259H36L35 261H34V259L33 258H29L28 259ZM83 257V258H82ZM92 257H95V258H93V259H91ZM111 257V258H110ZM27 258V259H26ZM44 258V259H43ZM81 258H82V261L84 262V261H86V263L84 262H82L81 261ZM89 258V259H88ZM96 258H98V259H96ZM120 260H119V259ZM125 258H127V259H125ZM131 258V259H130ZM133 258V259H132ZM7 259V260H6ZM41 259V260H40ZM96 259V260H95ZM104 259H106V260H104ZM123 259V260H122ZM22 260V261H21ZM29 260H31V261H29ZM43 260H45V261H43ZM89 260V261H88ZM93 260V262H91ZM98 260H99V262H98ZM110 260V261H109ZM10 261V262H9ZM47 261V262H46ZM49 261V262H48ZM9 262V263H8ZM24 262V263H23ZM88 262H90V263H88ZM113 262V263H112ZM15 264V263H14ZM32 264V263H31Z\"/></svg>",
	"mask_w": 264,
	"mask_h": 264
},
{
	"label": "bare ground",
	"instance_id": "bare-ground-1",
	"mask_svg": "<svg viewBox=\"0 0 264 264\" xmlns=\"http://www.w3.org/2000/svg\"><path fill=\"white\" fill-rule=\"evenodd\" d=\"M63 1H64V0H63ZM68 1H71L72 3L74 2L75 5H76L79 9H86V10H88V11L90 10L89 7H88V5H87V0H78V1H76V0H68ZM96 1H97V0H96ZM103 1H104V0H103ZM167 1H168V0H113V2H114L117 6H119V7H125V8H127V9H129L130 14H131V17H133V18H131V19L129 18V19H130L131 23L135 25L136 29L134 28L135 30H131V29H130L129 31L127 30V34H128V35H132L133 37H135V39H136L137 37H139V38H141V39H139V40H141V41H142V39H143V38H142L143 36H149V37H147L148 40H149V39L155 38L154 36H155L156 34H157V36H158V32H159V33H163V31L166 32V30H169V29H165V30H163L162 28H163L164 26H165V27L169 26L170 22H169V24L166 26L167 21H165V20H162V21L160 20L161 22H158V19H157L156 22H155V20H151V19H149L148 21L146 20V19L149 18V15H152L151 13L149 14V12H151V10H152V13H153V9H155V8L158 9L157 7H160V6H161V7L163 8V7L165 6V7L167 8V6H170V8H171L172 11H173V7H171V6H172L171 3L169 2V3H170V4H169ZM169 1H172V0H169ZM182 1L185 2V0H182ZM186 1H187V0H186ZM247 1H248V0H247ZM247 1H246V2H247ZM251 1H252V0H251ZM251 1H250V3H249V1H248V4H252V5H253L254 2L256 3V0H255V1H252V2H251ZM258 1H259V0H258ZM261 1H262V0H261ZM71 2H70V3H71ZM107 2H108V1H107ZM107 2H106V3H107ZM190 2L193 3V4H192L191 8H190L189 10H187V11H188V14H187V12L185 11V14H186L185 17H186V18L192 16L191 18L193 19V18L196 17V16H197V17L202 16V15H200L201 12H202V13H205L207 10H206V11L204 10V12H203V11L200 12V10H201L203 7L207 6V5H208V6H212V8H216V7H217V9H214V11L217 12V10H218V11H219L218 13H220L221 11H220L218 8H219L220 6H222V5H224V6H222L221 8H222V9H226L227 7H226L225 5L228 4V5H229V8L231 9V11H233L234 15H233V16H230V15H229L230 18H228V20H227L226 22H224V23H225V27H224V29L221 27V26H223V25H220V27L222 28V31H223V32L221 33V35H220V33H219L218 35L212 33V32H213L212 30L215 31V28H214V29H213V28L211 29L212 32H208L206 29H204L205 31H202V28H203L204 26H203L202 24H198V23H197V22L199 21V19H196L197 22L195 21V26H193V27H194L193 30H191V28H190L189 26H188V27L190 28V30H189V28H188V29L186 28V29H187V33L185 32L184 35L186 34L185 37L189 40L188 42H190L191 44H194V45H197V44H198V45H199V44H202V45H203V42H204L206 39H209V40L211 41V43H210V44H207V45H208L207 48H208V50H209L208 53H209V52L211 53V52L216 51V50H217V47H216V46L220 45V47H222V48H220V49H223V50H224V52H222V50H221V52L224 53L225 58H226V57H229V56H232V55H236V57L239 58V60L241 61V63L243 62V63L247 66V67H243V65H242V67L240 66V68H242V69H243V68H245V69L247 68L245 71H244V69H243V71H241V70L239 69V70L241 71L240 74L237 73V75H234V73H235L234 70L231 71V72H230V71L228 72V70H226V68H223V70H221L220 68H218V69H220V71H219V70L217 71L216 69H214V70H213L214 72L211 71V76L213 75V77H216V76H217V78H218V76H219V78H220V77H224L225 79L227 78L226 80H224L225 82H226L227 80H228L227 82H229V80H232V81H230V82H233V84L229 82V85L232 84V85H231L232 87L234 86V81H235V83H236V84H235L236 87H235V86L233 87V91L236 92V90H234V89L237 88V91L239 90V92H240V94H241L242 96L238 93V97H239V95H240L241 97H240L239 99H238V98L235 99L234 96H233V95L235 94V92H234V94H233V92H232V94L229 93V92L227 91L228 88H227V89H224L225 86L223 87L222 85H221V86L223 87V89L221 88V91H220L219 95L215 92V93L217 94L216 96L219 97V99H220V97H221V99H223L222 102L224 101V102H226L227 104H228V102H229V104H230L233 108H236L237 106H238L237 108H239V106L242 107V108H244L245 110H244V109H242V110H244V111L246 112L247 115H248V114H253V113H259V112H261V111H262L261 113L264 114V47L261 46L260 43H259V44L257 43V42H259V41L256 40V37H255V35H254L253 28H252V27L250 28V26H251L252 23L254 22L253 19H252L253 22L250 24V26L247 25V26H249V28H247V27H246V24H245L246 22H245V23L242 22V21L244 20V19L242 18V16L244 15V13L240 12V14H239V13L237 12V11L240 9V8L238 9L237 7H239V5H241L240 2H242V1H240V0H191ZM190 2H189V3H190ZM227 2H229V3H227ZM89 3H90V2H89ZM102 3H103V2H102ZM109 3H111V2H109ZM176 3H177V2H176ZM179 3H181V2H179ZM186 3H188V2H186ZM191 3H190V5H191ZM226 3H227V4H226ZM257 3H258V2H257ZM259 3H260V1H259ZM90 4H91V3H90ZM94 4H95V5H96V4L98 5L99 3H94ZM174 4H175V3H174ZM174 4H173V5H174ZM183 4H185V3H183ZM245 4H246L245 2H244V4L242 3V6H241V7H243V5H244V6L248 5V4H246V5H245ZM260 4H262L261 7L264 8V0H263V2L260 3ZM91 5H93V4H91ZM109 5H110V4H109ZM125 5H126V6H125ZM176 5H178V3H177ZM228 5H227V6H228ZM100 6H101V5H100ZM112 6H113V5H112ZM258 6H260V5L258 4ZM97 7H98V6H97ZM103 7H104V6H103ZM119 7H118V8H119ZM174 7H175V6H174ZM179 7H180V6H179ZM224 7H226V8H224ZM251 7H252V6H251ZM255 7H256V5H255ZM255 7H254V8H255ZM125 8H124V9H125ZM236 8H237V10H236ZM247 8H248V7H247ZM258 8H259V7H258ZM124 9H123V11H124ZM167 9H169V8H167ZM171 9H170L169 11H171ZM175 9H178V8H175ZM175 9H174V10H175ZM205 9H207V8L205 7ZM210 9H211V7H210ZM210 9L208 8V10H210ZM222 9H221V10H222ZM243 9H244V8H243ZM249 9H250V8H249ZM98 10H99V9H98ZM101 10H102V9H101ZM101 10H100V11H101ZM181 10H182V9H181ZM183 10H186V9H183ZM227 10H228V8H227ZM227 10H226V11H227ZM246 10H247V9H246ZM250 10H253V9H250ZM250 10H249V11H250ZM259 10H261V9L259 8ZM259 10H258V11H259ZM80 11H82V10H80ZM80 11H79V12H80ZM105 11H106V10H105ZM113 11H114V10H113ZM127 11H128V10H127ZM127 11H126V12H127ZM166 11H167V10H166ZM172 11H171V12H172ZM177 11H178V10H177ZM177 11H176V10L174 11L175 14L177 13ZM222 11H223V10H222ZM224 11H225V10H224ZM240 11H242V10H240ZM253 11H254V10H253ZM261 11H262V10H261ZM263 11H264V10H263ZM83 12L85 13V11H83ZM91 12H92V11H90V13H91ZM97 12H98V11H97ZM97 12H96V13H97ZM107 12H108V11H107ZM111 12H112V10H111ZM118 12H119V11H117V13H118ZM159 12H160V11H159ZM162 12H163V11H162ZM197 12H200V14L197 13ZM247 12H248V11H247ZM247 12H246V14H247ZM251 12H252V11H251ZM80 13H81V12H80ZM86 13H87V12H86ZM86 13H85V14H86ZM109 13H110V12H109ZM112 13H113V12H112ZM115 13H116V12H115ZM156 13H158V12H156ZM168 13H169V12H168ZM172 13H173V12H172ZM182 13H184V12H180V11H178V14H182ZM189 13H190V14H189ZM196 13H197L198 15L194 16ZM221 13H222V12H221ZM225 13H227V12H225ZM228 13L231 14L232 12H228ZM233 13H232V14H233ZM248 13H249V12H248ZM256 13H257V12H256ZM256 13H255V14H256ZM258 13H260V12H258ZM258 13H257L256 15H258ZM263 13H264V12H263ZM94 14H95V13H94ZM94 14H93V15H94ZM100 14H101V13H100ZM102 14H103V13H102ZM121 14H122V12H121ZM128 14H129V13H127V15H128ZM164 14H166V13H164ZM173 14H174V13H173ZM173 14H171V15H173ZM185 14H184V15H185ZM212 14H213V13H212ZM216 14H217V13H216ZM232 14H231V15H232ZM241 14H243V15L241 16ZM255 14H254V16H256ZM87 15H88V14H87ZM87 15H86V16H87ZM89 15H90V14H89ZM89 15H88V16H89ZM93 15H92V17H93ZM105 15H106V14H105ZM105 15H104V17H105ZM109 15H110V14H109ZM112 15H113V14H112ZM161 15H162V14H161ZM187 15H189V16L187 17ZM204 15H206V14H204ZM209 15H210V14H209ZM221 15H222V14H221ZM221 15H220V17L223 16V15H222V16H221ZM227 15H228V14H227ZM248 15H249V14H248ZM260 15H261V14H260ZM260 15H259V16H260ZM88 16H87V18H88ZM90 16H91V15H90ZM106 16H108V15H106ZM118 16H119V15H118ZM124 16H125V15H124ZM155 16H156V15H155ZM179 16H180V15H179ZM193 16H194V17H193ZM206 16H207V15H206ZM218 16H219V15H218ZM218 16H217V18H218ZM224 16H225V15H224ZM224 16H223V19L225 20ZM229 16H227V17H229ZM245 16H246V15H245ZM259 16H258V17H259ZM81 17H82V15H81ZM83 17H84V16H83ZM83 17H82V18H83ZM96 17H97V16H96ZM96 17H95V18H96ZM109 17H110V16H109ZM150 17H152V16H150ZM153 17H154V16H153ZM163 17H164V16H163ZM176 17H178V15H177ZM180 17H182V15H181ZM180 17H178V19H180ZM243 17H244V16H243ZM89 18H90V17H89ZM113 18H114V17H113ZM113 18H112V19H113ZM116 18H117V17H116ZM118 18H119V17H118ZM118 18H117V19H118ZM121 18H122V17H121ZM123 18H124V17H123ZM165 18H166V17H165ZM186 18H184V19H186ZM191 18H190V19H191ZM200 18H201V17H200ZM206 18H207V17H206ZM256 18H257V17H255V19H256ZM259 18H260V17H259ZM263 18H264V17H263ZM84 19H86V18L84 17ZM84 19H83V20H84ZM96 19H97V18H96ZM99 19H100V18H98V21H99ZM105 19H106V18H105ZM114 19H115V18H114ZM137 19L139 20V21H138L139 23L136 22ZM163 19H164V18H163ZM166 19H167V18H166ZM178 19H177V20L175 19V21H178ZM184 19H183V17H182V20H179V21H182V22H183ZM190 19H189V20H190ZM194 19H195V18H194ZM203 19H205V18H203ZM223 19H222V20H223ZM226 19H227V18H226ZM229 19H230V20H229ZM242 19H243V20H242ZM245 19H246V18H245ZM86 20H87V19H86ZM92 20H93V18H92ZM101 20H102V19H101ZM101 20H100V21H101ZM144 20H146L147 23H143V22L140 23V21H144ZM186 20H187V19H186ZM189 20H188V21H189ZM216 20H217V19H216ZM248 20H249V19H248ZM258 20L261 21V19H258ZM262 20H263V19H262ZM88 21H90V20H88ZM88 21H84L85 24H86V22H88ZM94 21H95V19H94ZM98 21H97V23H99ZM103 21H104V20H103ZM103 21H102V22H103ZM111 21H112V20H111ZM111 21H110V22H111ZM122 21H123V20H122ZM124 21H125V20H124ZM146 21H145V22H146ZM164 21L166 22V24H165ZM179 21H178V22H179ZM184 21H185V20H184ZM203 21H204V20H203ZM205 21H206V20H205ZM263 21H264V20H263ZM263 21H262V22H263ZM82 22H83V21H82ZM84 22H83V23H84ZM105 22H106V21H105ZM112 22H113V21H112ZM114 22H115V21H114ZM182 22H181V23H182ZM191 22H193V21H191ZM201 22H202V20H201ZM206 22H207V21H206ZM248 22H250V21H248ZM255 22H256V21H255ZM90 23H91V22H90ZM100 23H101V22H100ZM107 23H108V22H107ZM107 23H106V24H107ZM179 23H180V22H179ZM187 23H188V22H187ZM189 23H190V22H189ZM199 23H200V21H199ZM209 23H210V22H208V24H209ZM211 23L214 24L213 22H211ZM215 23H216V22H215ZM217 23H218V22H217ZM217 23H216V24H217ZM219 23H221V22H219ZM219 23H218V25H219ZM222 23H223V22H222ZM243 23H244V24H243ZM88 24H89V23H88ZM88 24H87L86 26H89ZM91 24H92V23H91ZM94 24H95V22H94ZM110 24H112V23H110ZM171 24H172V23H171ZM185 24H186V23H185ZM190 24H191V23H190ZM248 24H249V23H248ZM253 24H254V23H253ZM81 25H83V24H81ZM96 25H97V24H96ZM96 25H95V26H92L91 28L95 27V29H96ZM120 25H121V24H120ZM174 25H175V24H174ZM174 25H173V27H174ZM178 25H179V24H178ZM183 25H184V24H183ZM183 25H182V28L184 27ZM192 25H194V23H193ZM204 25H205V23H204ZM218 25H217V27H218ZM243 25H244V26H243ZM256 25H257V24H256ZM86 26H85V27H86ZM100 26H101V25H100ZM100 26H99V27H100ZM102 26H103V25H102ZM206 26H207V25H206ZM210 26H211V25H210ZM210 26H209V27H210ZM215 26H216V25H215ZM252 26H253V25H252ZM89 27H90V26H89ZM115 27H116V26H115ZM118 27H119V26H118ZM170 27H172V26L170 25ZM176 27H179V26L176 25ZM186 27H187V26H186ZM220 27H218V28H220ZM245 27L248 29L247 31H246ZM253 27H254V26H253ZM97 28H98V27H97ZM218 28H217V29H218ZM258 28H259V27H258ZM83 29H84V28H83ZM100 29H101V27H100ZM104 29H105V28H104ZM115 29H116V28H115ZM118 29H119V28H118ZM132 29H133V28H132ZM161 29H162V30H161ZM209 29H210V28H209ZM84 30H85V29H84ZM96 30H97V29H96ZM105 30H106V29H105ZM112 30H113V29H112ZM121 30H122V28H121ZM160 30H161V31H160ZM188 30H189V32H188ZM259 30H260V29H259ZM261 30H262V28H261ZM261 30H260V31H261ZM113 31H115V30H113ZM178 31H179V30H178ZM206 31H207V34L205 33ZM216 31H217V30H216ZM263 31H264V30H263ZM108 32H109V31H108ZM119 32H120V31H119ZM119 32H118V33H119ZM165 32H164V33H165ZM183 32H184V31H183ZM183 32H182V33H183ZM203 32H204V34L206 35V38H205V35L203 34ZM218 32H220V29H219ZM261 32H262V31H261ZM111 33H112V32H111ZM111 33H110V34H111ZM113 33H114V32H113ZM115 33H116V31H115ZM122 33H123V32H122ZM122 33L119 34V35H122ZM164 33L159 35L160 38H161V35H162V36L165 35ZM166 33H168V32H166ZM172 33H173V32H172ZM258 33H260V32H258ZM263 33H264V32H263ZM263 33H262V34H263ZM104 34H106V33H104ZM104 34H103V35H104ZM133 34H135V35H137V36H134ZM150 34H151L152 37H150ZM152 34H155V35H152ZM176 34H177V33H176ZM222 34H223V37L219 38V35L222 36ZM107 35H109V34H106V36H107ZM114 35H116V34H113L112 36H114ZM124 35H126V33H125ZM184 35L182 36L183 39H184ZM260 35H261V34H260ZM101 36H102V35H101ZM117 36H118V35H117ZM122 36H123V35H122ZM132 36H130L132 39H131L130 37H129V38H130L131 42L134 43V41H133L134 39H133ZM176 36L178 37V35H176ZM176 36H175V34H170V36H168L169 38L167 37V38H168V39H167V42L169 41V44H170V46H171V49H170V46H168V45H165V48H166V49L169 48L171 51H169V49H168V52H170V53H172V51H173L172 49H174V51H177V50H178V51H182L183 48H182L181 45H182L183 42H186V41H182L183 39L181 38V41H182V43H181L180 38H177ZM180 36H181V35H180ZM103 37H105V36H103ZM103 37H102V38H103ZM114 38H115V37H114ZM125 38H126V39H129V38H127V36H125ZM147 38H145V39H143V40H146ZM163 38H164V37H163ZM163 38H161V39H163ZM165 38H166V36H165ZM165 38H164V39H165ZM257 38H258V37H257ZM117 39H118V38H117ZM121 39H122V38H121ZM121 39H120V40H121ZM123 39H124V38H123ZM137 39H138V38H137ZM156 39H157V38H156ZM261 39H262V38H261ZM261 39H259V40H261ZM263 39H264V38H263ZM107 40H108V38H107ZM109 40H110V38H109ZM154 40H155V39H154ZM157 40H158V39H157ZM165 40H166V39H165ZM185 40H186V39H185ZM114 41H115V40H114ZM122 41H123V40H122ZM124 41H125V40H124ZM124 41H123V42H124ZM128 41H129V40H128ZM149 41H150V40H149ZM149 41H148V42H149ZM155 41H156V40H155ZM262 41H263V40H262ZM115 42H116V41H115ZM117 42H118V41H117ZM131 42H129V43H131ZM138 42H140V41H138ZM138 42H137V43H138ZM151 42H152V41H151ZM151 42H150V44H151ZM156 42H157V41H156ZM158 42H159V41H158ZM158 42H157V43H158ZM164 42H165V41H164ZM206 42H209V41L206 40ZM260 42H261V41H260ZM135 43H136V42H135ZM157 43H156V45H157ZM204 43H205V42H204ZM124 44H126V41H125ZM124 44H123V45H124ZM131 44H132V43H131ZM140 44H141V43H140ZM140 44H139V45L137 44V45H138L139 47H141ZM150 44H147V45H149V47H150V48H149V47H147V48H149V50H150V52H151V46H152V45H150ZM165 44H166V43H165ZM205 44H206V43H205ZM205 44H204V45H205ZM129 45H130V44H129ZM129 45H128V46H129ZM135 45H136V44H135ZM137 45H136V46H137ZM141 45H142V44H141ZM145 45H146V43H145ZM145 45H144V46H145ZM156 45L153 44L154 47H155ZM159 45H160V43H159ZM183 45H184V44H183ZM188 45H190V44H188ZM157 46H158V45H157ZM166 46H167L168 48H167ZM134 47H135V46H134ZM142 47H143V45H142ZM196 47H197V46H196ZM261 47H262L263 49H261ZM136 48H137V47H136ZM152 48H153V47H152ZM159 48H160V47H159ZM181 48H182V50H181ZM124 49H125V48H124ZM128 49H130V48H128ZM133 49H134V48H133ZM139 49H140V48H138V51H140V52L142 53V50H143V49H142V50H139ZM160 49H161V48H160ZM160 49H158V50H160ZM185 49H187V48H185ZM188 49H189V48H188ZM220 49H219V51H220ZM131 50H132V48H131ZM134 50H135V49H134ZM144 50H145V48H144ZM144 50H143V51H144ZM146 50H147V49H146ZM156 50H157V49H156ZM194 50H195V49H194ZM135 51H136V50H135ZM160 51H161V50H160ZM178 51H177V52H178ZM191 51H192V50H191ZM124 52H126V51H124ZM124 52H123V53H124ZM133 52H134V51H133ZM146 52H147V51H146ZM150 52H148V53L150 54ZM154 52L156 53V51H154ZM154 52H153V53H154ZM157 52H158V51H157ZM177 52H175V53H177ZM127 53H128V52H127ZM127 53H126V54H127ZM131 53H132V52H131ZM151 53H152V52H151ZM155 53H154V54H155ZM170 53H168V54H170ZM216 53H217V51H216ZM216 53H215V55H216ZM219 53H220V52H219ZM135 54H136V53H134V55H135ZM143 54H145V52H144ZM157 54H158V53H157ZM161 54H163V53H161ZM173 54H174V52H173ZM124 55H125V53H124ZM134 55H133V56H134ZM138 55H140V54H137V56H138ZM151 55H153V54H151ZM155 55H156V54H155ZM163 55H164V54H163ZM163 55H162V56H163ZM181 55H183V54H181ZM188 55H189V54H188ZM215 55H214L213 57H215ZM220 55H222V54H220ZM135 56H136V55H135ZM137 56H136V58H137ZM147 56H148V55H147ZM157 56L160 57V55H157ZM157 56H156V57H157ZM175 56H176V55H175ZM183 56H184V55H183ZM200 56H201V55H200ZM204 56H205V55H204ZM216 56H217V55H216ZM142 57H145V56H142ZM153 57H154V56H153ZM173 57H174V55H173ZM189 57H190V56H189ZM194 57H195V56H194ZM201 57H202V56H201ZM207 57H208V56H207ZM213 57H212V58H213ZM219 57H220V56H219ZM147 58H148V57H147ZM154 58H155V57H154ZM154 58H153V59H154ZM160 58H161V57H160ZM164 58H165V55H164ZM164 58H163V59H164ZM166 58H167V56H166ZM174 58H175V57H174ZM177 58H178V56H177ZM179 58H180V57H179ZM183 58H184V57H183ZM197 58H198V57H197ZM199 58H200V57H199ZM205 58H206V57H205ZM209 58H210V57H209ZM209 58H208V59H209ZM138 59H139V58H137V60H138ZM140 59H141V58H140ZM150 59H152V57H151ZM161 59H162V58H161ZM161 59H160V60H161ZM163 59H162V60H163ZM167 59H170V58H167ZM167 59H166V61H167ZM175 59H176V58H175ZM191 59H192V57H191ZM202 59H203V58H202ZM216 59H217V58H216ZM223 59H224V58H222L221 61H222ZM143 60H144V58H143ZM147 60H148V59H146L145 62H147ZM170 60H171V59H170ZM170 60H169V61H170ZM198 60H199V59H198ZM198 60H197V61H198ZM218 60H219V59H218ZM224 60H225V61H224ZM224 60H223V63L220 62V64H222V66H223V64H224V62H225V64L228 66V63H227V62H229V60H228V59H224ZM227 60H228V61H227ZM231 60H232V57H231ZM237 60H238V59H236V61H237ZM135 61H136V60H135ZM140 61H142V60H140ZM148 61H149V60H148ZM158 61H159V60H158ZM177 61H179V60H177ZM205 61H206V60H205ZM233 61H234V59H233ZM150 62H151V61H150ZM155 62H156V61H154L153 63H155ZM161 62H163V61H161ZM167 62H168V61H167ZM174 62H176V61H174ZM185 62H186V65H187V62H188V61H185ZM189 62H190V61H189ZM202 62H203V60H202ZM211 62H212V61H211ZM217 62H218V61H217ZM135 63H136V62H135ZM143 63H144V61H143ZM143 63H141V64H143ZM153 63H152V64H153ZM156 63H158V62H156ZM181 63H183V62L180 61L179 64L181 65ZM200 63H201V62H200ZM200 63H199V64H200ZM208 63H210V60H209ZM212 63H213V62H212ZM231 63H232V61H231ZM137 64H138V63H137ZM149 64H150V63H149ZM162 64H163V63H162ZM165 64H166V63H165ZM171 64H172V62H171ZM174 64H175V63H174ZM179 64H178V65H179ZM203 64H204V62H203ZM205 64H207V62H206ZM139 65H140V63H139ZM144 65H145V64H144ZM146 65H148V64H146ZM146 65H145V66H146ZM153 65H154V64H153ZM168 65H169V63H168ZM168 65H166V67H167ZM178 65H177V66H178ZM183 65H184V63H183ZM186 65L184 66V67H185V68H184L185 70L181 69V71L183 72V75H185V76H186V75L189 76L191 71H190L189 67L186 66ZM196 65H197V64H196ZM217 65H218V64H217ZM233 65H235V64H233ZM236 65H237V62H236ZM236 65H235V66H236ZM135 66H137V65H134V67H135ZM151 66H152V65H151ZM164 66H165V65H164ZM164 66H162V68H163ZM181 66H182V65H181ZM181 66H180V67H181ZM192 66H193V65H192ZM197 66H198V65H197ZM197 66H196V67H197ZM201 66H202V64H201ZM214 66H215V65H214ZM227 66H226V67H227ZM130 67H131V66H130ZM139 67H140V66H139ZM146 67H148V66H146ZM168 67H170V66H168ZM180 67H179V68H180ZM187 67H188V68H187ZM199 67H200V66H199ZM205 67H206V66H205ZM211 67H212V65H211ZM216 67H217V66H216ZM230 67H231V66H230ZM237 67H238V66H237ZM127 68H129V65H128ZM140 68H141V67H140ZM151 68H152V67H151ZM156 68H157V66H156ZM158 68H159V70H160V67H158ZM171 68H172V67H171ZM174 68L176 69V67H174ZM182 68H183V67H182ZM186 68H187L188 70H187ZM208 68H209V67H208ZM228 68H229V67H228ZM238 68H239V67H238ZM129 69H130V68H129ZM135 69H136V68H135ZM143 69H145V67H143ZM164 69H165V68H164ZM164 69H163V70H164ZM172 69H173V68H172ZM175 69H174V71H175ZM177 69H178V68H177ZM224 69H225V70H224ZM229 69H230V68H229ZM236 69H237V68H236ZM122 70H123V69H122ZM126 70H127V69H126ZM130 70H131V69H130ZM165 70L167 71V69H165ZM178 70H179V69H178ZM209 70H210V69H209ZM133 71H134V70H133ZM138 71H139V70H138ZM140 71H142V69H140ZM146 71H147V70H146ZM154 71H155V70H154ZM168 71H169V69H168ZM171 71H172V70H171ZM179 71H180V70H179ZM204 71H205V70H204ZM122 72H123V71H122ZM127 72L129 73L130 71H127ZM144 72H145V71H144ZM144 72H143V73H144ZM149 72H151V70H150ZM149 72H148V73H149ZM157 72H159V71H157ZM169 72H170V71H169ZM184 72H185V74H184ZM195 72H196V71H195ZM125 73H126V72H125ZM125 73H124V74H125ZM128 73H127V74H128ZM143 73H142V74H143ZM172 73H173V72H172ZM172 73H171V74H172ZM175 73H177V72L175 71ZM191 73H193V72H191ZM131 74H132V73H131ZM140 74H141V72H140ZM142 74H141V75H142ZM204 74H205V73H204ZM244 74H245V76H244ZM261 74H263V75L261 76ZM134 75H135V74H134ZM137 75H138V74H137ZM151 75H152V74H151ZM151 75H150V76L147 75L148 78L151 77ZM156 75H157V74H156ZM162 75H163V73H162ZM164 75H165V74H164ZM174 75H175V74H174ZM178 75H181V74H178ZM104 76H105V75H104ZM110 76H111V75H110ZM138 76H139V75H138ZM154 76H155V73H154L153 77H154ZM159 76H161V75H159ZM165 76H166V75H165ZM165 76H164V77H165ZM171 76H172V75H171ZM176 76H177V75H176ZM181 76H182V75H181ZM197 76H199V74H198ZM117 77H118V76H117ZM120 77H121V76H120ZM140 77H142V76H140ZM164 77H163V79H166V77H169V74H168V76H166L165 78H164ZM173 77H174V76H173ZM182 77H183V76H182ZM200 77H201V76H200ZM213 77H212L211 79H213ZM104 78L106 79V81H107V80L115 81L116 84H117V83H121V84H123V85H124V84H127V86L130 88V92H129V91H128V92L131 94V95H130V97L132 96L131 98H134L135 100H137V101H139V102H141V103H143V104L152 103V101H151L150 98H149V97H151V96L148 97V96L146 95V93H147L148 91H147V92L145 91L146 93H144V92L141 90L142 87H141L139 90L132 89V87H131V85H130L131 82H130V84H129V82H128L127 80L124 81V79H122V80H120L121 78L118 79L119 77L116 79V78L113 77V76H112V78H110L109 76H108V77L105 76ZM123 78H124V77H123ZM127 78H128V76H127ZM134 78H135V76H134ZM136 78H137V77H136ZM144 78H145V77H144ZM154 78H155V77H154ZM170 78H171V77H170ZM178 78H179V77H177L176 79H178ZM184 78H185V77H184ZM197 78H199V77H197ZM231 78H233L234 80L231 79ZM105 79H104V80H105ZM149 79H150V78H149ZM149 79H148V80H149ZM172 79H174V78H172ZM215 79H216V78H214V80H215ZM133 80H134V79H133ZM138 80H139V79H138ZM138 80H135V81H138ZM140 80H141V79H140ZM142 80H143V78H142ZM155 80L157 81L158 79H155ZM160 80H161V79H159V81H160ZM179 80H181V79H179ZM189 80H191V79H188V81H189ZM195 80H196V79H195ZM195 80H193V81H195ZM219 80H220V79H219ZM221 80L223 81V78H221ZM145 81H147V78L145 79ZM145 81H144V82H145ZM151 81H152V79H151ZM153 81H154V80H153ZM153 81H152V82H153ZM161 81H162V80H161ZM167 81H168V79H167ZM210 81H212V80H210ZM133 82H134V81H133ZM147 82H148V81H147ZM152 82L150 83V80H149L148 83H150L151 85H153V84H157V83H158V81H157V83L155 82V83H153V84H152ZM179 82H181V81H179ZM227 82H226V83H227ZM111 83H112V82H111ZM175 83H176V82H175ZM191 83H192V82H191ZM114 84H115V83H114ZM136 84H137V82H136ZM138 84H139V83H138ZM143 84H144V83H143ZM146 84H147V83H146ZM146 84H144V85H146ZM160 84H161V82H160ZM182 84H183V82H182ZM192 84H194V86L191 88L193 95H195L194 97H197V96H198L199 98H201L202 95L199 93V91H200V89H199L200 82H199V84H197L196 82H194V83H192ZM216 84H218V83H216ZM219 84H221V83H219ZM119 85H120V84H119ZM123 85H122V87H123ZM140 85H142V84H140ZM140 85H139V86H140ZM158 85H159V84H158ZM158 85H157V86H158ZM176 85H178V84H176ZM187 85H188V84H187ZM205 85H207V84H205ZM134 86H135V85H134ZM147 86H148V85H147ZM147 86H146V87H147ZM153 86H154V85H153ZM157 86H156V87H157ZM163 86H164V82H163ZM163 86H162V87H163ZM180 86H181V85H180ZM180 86H179V87H180ZM188 86H190V85H188ZM188 86H187V87H188ZM209 86H210V85H209ZM218 86H219V85H218ZM218 86H215V87L218 88ZM231 86H230V88H231ZM143 87H144V86H143ZM148 87H149V86H148ZM176 87H177V86H176ZM185 87H186V86H185ZM190 87H191V86H190ZM190 87H188V89H189ZM201 87H202V86H201ZM205 87H206V86H205ZM219 87H220V86H219ZM226 87H228V85H227ZM226 87H225V88H226ZM125 88H126V87H125ZM133 88H134V87H133ZM135 88H139V87H135ZM150 88H152V87H150ZM183 88H184V87H183ZM183 88H182V89H183ZM207 88H208V87H207ZM212 88H213V87H211V90H213ZM142 89H143V88H142ZM146 89H147V88H146ZM146 89H145V90H146ZM155 89H156V88H155ZM157 89H158V88H157ZM186 89H187V88H186ZM218 89L220 90V88H218ZM162 90H163V89H162ZM165 90H166V89H165ZM206 90H207V89H206ZM209 90H210V89H209ZM211 90H210V91H211ZM215 90H216V88H215ZM219 90H216V91L218 92ZM228 90H230V89H228ZM231 90H232V89H231ZM231 90H230V91H231ZM154 91H155V90H154ZM163 91H164V90H163ZM163 91H162V92H163ZM201 91H202V90H201ZM102 92H103V91H102ZM102 92H101V93H102ZM150 92H151V89H150ZM155 92H156V91H155ZM166 92H167V91H166ZM185 92H186V91H183V94H184ZM189 92H191L190 89H189ZM203 92H204V91H203ZM208 92H209V91H208ZM211 92H213V91H211ZM98 93H99V92H98ZM164 93H165V92H164ZM209 93H210V92H209ZM215 93H214V94H215ZM103 94L105 95V93H103ZM148 94H151V93H148ZM152 94H153V91H152ZM155 94H157V93H155ZM159 94H160V93H159ZM166 94H167V93H166ZM181 94H182V93H181ZM185 94H186V93H185ZM187 94H188V92H187ZM190 94H191V93H190ZM205 94H206V93H205ZM214 94H213V95H214ZM236 94H237V92H236ZM236 94H235V95H236ZM161 95H162V94H161ZM161 95H160V96H161ZM163 95H164V94H163ZM163 95H162V96H163ZM102 96H103V95H102ZM126 96H127V95H126ZM155 96L157 97L158 95H155ZM155 96H154V100H153V98H151V99L153 100V102H155V98H156ZM206 96H207V95H206ZM209 96H210V95H209ZM209 96H207V97H205V98H208ZM216 96H215V99H213V100H216ZM114 97H115V96H114ZM127 97H129V96H127ZM152 97H153V95H152ZM166 97H167V96H166ZM184 97H187V96H184ZM189 97H190V96H189ZM236 97H237V96H236ZM159 98H161V97H159ZM167 98H168V97H167ZM181 98H183V95H182ZM199 98H197V102H198V99H199ZM211 98H213V97H211ZM117 99H118V98H117ZM125 99H126V98H125ZM129 99H130V98H129ZM169 99H170V97H169ZM187 99H188V97H187ZM189 99H191V98H189ZM195 99H196V98H195ZM195 99H192V100H195ZM202 99H204V98H202ZM202 99H201V101H202ZM208 99H210V98H208ZM111 100H112V99H111ZM113 100H114V99H113ZM178 100H180V99H178ZM178 100H177V102H178ZM181 100H182V99H181ZM183 100L185 101V99H183ZM183 100H182V102H183ZM102 101H103V100H102ZM114 101H116V100H114ZM126 101H127V100H126ZM126 101H125V102H126ZM162 101H164V99L161 100V102H162ZM165 101H166V100H165ZM165 101H164V104H165ZM168 101H169V100H168ZM171 101H172V100H171ZM175 101H176V100H175ZM186 101H187V100H186ZM199 101H200V99H199ZM203 101H204V100H203ZM100 102H101V101H100ZM116 102H117V101H116ZM116 102H114V103H116ZM156 102H157V100H156ZM161 102H160V103L158 102V103L161 104ZM173 102H174V101H173ZM191 102H192V101H191ZM216 102H218V99H217ZM110 103H111V102H110ZM131 103H134V101H132ZM171 103H172V102H171ZM175 103H176V102H175ZM185 103H186V102H185ZM194 103H195V102H194ZM209 103H210V102H209ZM209 103H208V104H209ZM226 103H225V104H226ZM101 104H102V103H101ZM117 104H118V103H117ZM119 104H120V103H119ZM152 104H153V103H152ZM159 104L157 105V107L159 106ZM180 104H182V103H180ZM186 104H187V103H186ZM186 104H185V105H186ZM188 104H189V101H188ZM191 104H192V103H191ZM205 104H206V103H205ZM208 104H207V105H208ZM225 104H224V105H225ZM102 105H103V104H102ZM110 105H113V103H112V104H109V106H110ZM123 105H124V102H123ZM123 105H122V106H123ZM134 105H136V104L134 103ZM161 105H163V104H161ZM169 105H170V104H169ZM182 105H184V104H182ZM202 105H203V107H204V104H202ZM210 105H211V104H210ZM213 105H214V104H213ZM218 105H219V104H218ZM99 106H100V104H99ZM106 106H107V105H106ZM117 106H118V105H117ZM124 106H125V105H124ZM124 106H123V107H124ZM127 106H128V105H127ZM131 106L133 107V105H131ZM144 106H145V105H144ZM152 106H153V105H152ZM154 106H155V105H154ZM166 106H167V105H166ZM173 106H174V105H173ZM177 106H178V105H177ZM189 106H190V105H189ZM199 106H201V104H200ZM199 106H198V107H199ZM243 106H244V107H243ZM112 107H113V106H112ZM114 107H115V106H114ZM114 107H113V108H114ZM119 107H120V105H119ZM136 107L138 108V105H137ZM149 107H150V106H149ZM159 107H160V106H159ZM170 107H171V106H170ZM178 107H179V106H178ZM203 107H201V108H202L203 110H205L204 108H206V105H205L204 108H203ZM210 107H211V106H210ZM213 107H214V106H213ZM213 107H212V108H213ZM216 107H217V106H216ZM216 107H215V108H216ZM227 107H228V106H227ZM232 107H231V108H232ZM121 108H122V107H121ZM141 108H143V107H141ZM146 108H147V107H146ZM153 108H155V107H153ZM164 108H165V106H164ZM164 108H162V109H164ZM166 108H167V107H166ZM182 108H183V107H182ZM199 108H200V107H199ZM199 108H198V109H199ZM212 108H211V109H212ZM218 108H220V107H218ZM229 108H230V106L228 107V109H229ZM98 109H99V108H98ZM110 109H111V108H110ZM114 109H115V108H114ZM114 109H113V111H114ZM117 109H118V107H117ZM119 109H120V108H119ZM123 109H124V108H123ZM159 109H160V108H159ZM159 109H158V110H159ZM168 109H169V108H168ZM168 109H167V110H168ZM174 109H176V108H174ZM193 109H194V108H193ZM202 109H201V110H202ZM206 109H207V108H206ZM208 109L210 110L209 107H208ZM213 109H214V108H213ZM216 109H217V108H216ZM224 109H225V108H224ZM99 110H100V109H99ZM102 110H103V109H102ZM120 110H121V109H120ZM126 110H129V109H126ZM126 110H125V111H126ZM137 110H139V109H137ZM164 110H165V109H164ZM201 110L199 109V111H198V110H197V111L200 112ZM203 110L201 111V113L203 112ZM209 110H208V111H209ZM235 110H236V109H235ZM239 110H240V109H239ZM133 111L135 112V109H133ZM139 111H140V110H139ZM141 111H142V110H141ZM188 111H189V110H188ZM194 111H195V110H194ZM210 111H211V110H210ZM225 111H226V109H225ZM240 111H241V110H240ZM244 111H242V112H244ZM100 112H101V111H100ZM100 112H99V114H100ZM110 112H111V110H110ZM128 112H130V111H128ZM137 112H138V111H137ZM142 112H143V111H142ZM146 112H147V111H146V109H145V113H146ZM148 112H149V111H148ZM159 112H160V111H159ZM179 112H180V111H179ZM179 112H178V113H179ZM185 112H187V110H186ZM191 112H192V111H191ZM191 112H190V113H191ZM220 112H221V111H220ZM237 112H238V111H237ZM102 113H103V111H102ZM102 113H101V114H102ZM123 113H124V112H123ZM132 113H133V112H132ZM132 113H131V114H132ZM143 113H144V112H143ZM178 113H177V114H178ZM201 113H199V114H201ZM203 113H206V111H204ZM207 113H209V112H207ZM229 113H230V112H229ZM235 113H236V112H235ZM105 114H106V113H105ZM111 114H112V113H111ZM121 114H122V113H121ZM129 114H130V113H129ZM137 114H139V113H137ZM154 114H155V113H154ZM156 114H157V113H156ZM174 114H175V113H174ZM174 114H172V115L175 116L176 114H175V115H174ZM184 114H185V113H184ZM194 114H195V113H194ZM194 114H193V118L195 117ZM199 114H197V118H200V117L202 116V115H200V117H198ZM222 114L224 115V113H222ZM236 114H237V113H236ZM239 114H240V113H239ZM107 115H108V114H107ZM116 115H117V114H116ZM116 115H115V116H116ZM125 115H126V114H125ZM127 115H128V114H127ZM127 115H126V117H127ZM140 115H141V113H140ZM140 115H139V116H140ZM144 115H145V114H144ZM147 115H148V114H147ZM162 115H163V114H162ZM167 115H168V113H167ZM178 115H180V114H178ZM203 115H204V114H203ZM210 115H211V113H209V116H210ZM225 115H227V114L225 113ZM233 115H235V114H233ZM255 115H256V114H255ZM98 116H100V115H98ZM103 116H104V114H103ZM122 116H123V114H122ZM129 116H130V115H129ZM135 116H136V115H135ZM141 116H142V115H141ZM158 116H159V115H158ZM183 116H184V115H183ZM183 116H181V117H183ZM187 116H188V115H187ZM206 116H207V115H205V119H207ZM213 116H214V115H212V117H213ZM220 116H221V115H220ZM253 116H254V115H253ZM259 116H261V115H259ZM101 117H102V116H101ZM131 117H132V116H131ZM137 117H138V116H137ZM137 117H136V119H137ZM152 117L154 118V115L151 116V118H152ZM155 117H156V116H155ZM179 117H180V116H179ZM184 117H186V116H184ZM188 117H189V116H188ZM188 117H186L187 119H186V118H185V119L188 120V119H189ZM226 117H227V116H226ZM228 117H229V115H228ZM233 117H235V116H233ZM233 117H232V119H233ZM249 117H250V116H249ZM261 117H262V116H261ZM99 118H100V117H99ZM104 118H108V117H104ZM104 118H103V120H104ZM120 118H121V116H120ZM122 118H123V117H122ZM132 118H134V117H132ZM132 118H131V119H132ZM138 118H139V117H138ZM149 118H150V117H149ZM149 118H148V119H149ZM165 118L167 119V117H165ZM168 118H169V117H168ZM170 118L172 119V117H171V113H170ZM197 118H196V119H197ZM208 118H209V117H208ZM229 118H230V117H229ZM238 118H239V117H238ZM245 118H246V117H245ZM250 118H251V117H250ZM110 119H111V118H109V120H110ZM117 119H118V117H117ZM117 119H115V120H117ZM129 119H130V118H129ZM131 119H130V120H131ZM139 119H140V118H139ZM142 119H143V117H142ZM154 119H155V118H154ZM163 119H164V118H163ZM173 119H174V118H173ZM173 119H172V120H173ZM175 119H176V117H175ZM177 119H178V118H177ZM196 119H195V120H196ZM202 119H203V116H202L201 120H202ZM220 119H221V118H220ZM241 119H242V118H241ZM101 120H102V119H101ZM109 120H108V121H109ZM111 120H112V119H111ZM113 120H114V119H113ZM115 120H114V121H115ZM122 120H123V119H122ZM127 120H128V119H127ZM150 120H151V119H150ZM150 120H149V123H150ZM152 120H153V119H152ZM181 120H182V118H181ZM183 120H184V119H183ZM189 120H191V117H190ZM195 120H194V121H195ZM207 120H210V119H207ZM215 120H216V119H215ZM235 120H236V119H235ZM242 120H243V119H242ZM254 120H255V119H254ZM105 121L107 122V120H105ZM125 121H126V120H125ZM134 121H135V120H134ZM137 121H138V119L136 120V122H133V123H135V124L138 125V124L140 123V120H139V123H137ZM144 121H145V119H144ZM144 121H143V124L146 123V122L144 123ZM161 121H162V120H161ZM198 121H199V120H198ZM247 121H248V120H247ZM98 122H99V121H98ZM119 122H121V121H119ZM119 122H118V124H119ZM131 122H132V120H131ZM131 122H127V123H131ZM147 122H148V120H147ZM155 122H156V120H154V123H155ZM214 122H215V121H214ZM214 122H213V124L216 123V122H215V123H214ZM234 122H236V121H234ZM238 122H239V121H238ZM250 122L252 123V121H250ZM116 123H117V122H116ZM121 123H122V122H121ZM123 123H124V122H123ZM133 123H131V124H133ZM156 123H157V122H156ZM159 123H160V122H159ZM159 123H158V124H159ZM165 123H166V122H165ZM174 123H175V122H174ZM188 123H189V122H188ZM190 123H191V122H190ZM197 123H198V122H197ZM223 123H224V122H223ZM254 123H255V122H254ZM101 124L104 125V123H102V122H101ZM101 124H100V125H101ZM107 124H108V123H107ZM112 124H113V123H112ZM141 124H142V122H141ZM143 124H142V125H143ZM168 124H169V122H168ZM206 124H207V123H206ZM210 124H211V125H210ZM210 124H209V126H210V129H209V130L211 131V129H212L211 127H213V130H212L213 133H214V132H217V131H218V133H219V132L221 133V130H223V129L220 128V127L218 128V125H217V124H215V125H217V126H215V125L212 126V125H213L212 123H210ZM218 124H219V122H218ZM220 124H222V123H220ZM235 124H236V123H235ZM244 124H245V123H244ZM248 124H249V123H248ZM258 124H259V123H258ZM260 124H261V123H260ZM97 125H99V123H97ZM103 125H102V127H103ZM105 125H106V124H105ZM126 125H127V124H126ZM139 125H140V124H139ZM146 125H147V124H146ZM149 125H151V123H150ZM149 125H148V127H149ZM160 125H161V124H160ZM164 125H165V124H164ZM170 125H172V123H171ZM180 125H181V124H180ZM190 125H191V124H190ZM237 125H238V124H237ZM109 126H110V125H108L107 128H110L112 125H111L110 127H109ZM118 126H119V125H118ZM122 126H123V124H122ZM157 126H158V125H157ZM157 126H156V127H157ZM177 126H178V125H177ZM184 126H186V125H184ZM203 126H204V125H203ZM205 126H207V125H205ZM209 126H207V127H209ZM227 126H228V125H227ZM232 126H233V125H232ZM245 126H246V125H245ZM248 126H249V125H248ZM259 126H261V125H259ZM262 126H263V125H262ZM100 127H101V126H100ZM123 127H125V125H124ZM126 127H127V126H126ZM126 127H125V130H126ZM141 127H144V126H141ZM145 127H146V126H145ZM156 127L153 126L152 129H154V128H156ZM197 127L200 128L199 125L196 126V129H197ZM214 127H215V128H214ZM240 127H241V126H240ZM115 128H116V126H115ZM119 128H120V127H119ZM132 128L135 130L134 127H132ZM138 128H139V127H137V129H136L137 131L139 130ZM162 128H163V127H162ZM168 128H169V127H168ZM172 128H173V127H172ZM176 128H177V127H176ZM201 128H202V127H201ZM231 128H232V127H231ZM262 128H263V127H262ZM29 129H31V128H29ZM32 129H33V128H32ZM112 129H113V128H112ZM112 129H111V130H112ZM127 129H128V128H127ZM129 129H130V128H129ZM145 129H146V128H145ZM147 129H148V128H147ZM149 129H151V127H149ZM190 129H192V128H190ZM203 129H204V128H203ZM207 129H208V128H207ZM235 129H236V128H235ZM242 129H243V128H242ZM242 129H241V130H242ZM244 129H246V128H244ZM244 129H243V130H244ZM247 129H248V128H247ZM1 130L3 131V129H1ZM34 130H35V129H34ZM107 130H108V129H107ZM120 130H121V129H120ZM120 130H118V132H119ZM134 130H133V131H134ZM160 130H161V129H160ZM162 130H163V129H162ZM169 130H171V129L169 128ZM173 130H174V129H173ZM175 130H176V129H175ZM175 130H174V131H170V133L172 132L171 135L173 134V132L178 133V132H176ZM181 130H182V129H181ZM198 130H199V129H198ZM198 130H197V131H198ZM200 130H202V129H200ZM209 130H208V132H209ZM219 130H220V131H219ZM238 130H239V127H238ZM248 130H249L250 133H251V131H253V130H259V129H255V126H254V125H250ZM2 131H1V132H2ZM4 131H5V130H4ZM114 131H115V130H114ZM114 131H111V132H114ZM121 131H122V130H121ZM126 131H130V130H126ZM146 131H147V130H146ZM146 131H145V132H146ZM149 131H150V130H149ZM152 131H153V130H152ZM156 131H157V130H156ZM164 131H165V130H164ZM164 131H163V132H164ZM188 131H189V130H188ZM236 131H237V130H236ZM245 131H246V130H245ZM25 132H26V131H25ZM105 132H107V131H105ZM105 132H104V133H105ZM122 132H123V131H122ZM138 132H139L138 134H140L142 131L140 130V131H138ZM153 132H155V131H153ZM183 132H184V131H183ZM190 132H191V131H190ZM192 132H193V130H192ZM194 132H195V130H194ZM194 132H193V134H194ZM203 132H204V131H203ZM203 132H201V135L204 134V133H206V132H204V133H203ZM212 132H211V134L208 133L207 136H209V135H210V137L213 136V135H212V134H213ZM233 132H234V131H233ZM254 132H256V131H254ZM2 133H3V132H2ZM2 133H1V134H2ZM4 133H7V131L4 132ZM108 133H110V132H108ZM114 133H115V132H114ZM114 133H113V134H114ZM124 133H125V132H124ZM124 133H123V134H124ZM126 133H127V132H126ZM131 133H132V132H131ZM131 133H130V134L128 133V134L131 135V138H132L133 135H132ZM135 133H137V132H135ZM151 133H152V132H151ZM159 133H160V132H159ZM170 133H169V134H170ZM175 133H174V134H175ZM198 133H200V132H198ZM218 133H214L215 136H213V137H211V138L208 137V140L204 137L207 141H202V140L200 141V139L203 138V137H202V136L200 137V135H199V137H198L197 140H199V142H200L199 144H202V145H200V146H203V149H204L205 154H207V155H215V156H216V155L219 156V154L222 155V154H221L222 152H219V151L216 150V148H215V146H217L218 144L215 145V146H213L214 143H210V139H212V138H214V137H215V138L218 137V136H216ZM226 133H227V132H226ZM235 133H236V132H235ZM246 133H247V132H246ZM259 133H260V132H259ZM18 134H19V136H20V133H18ZM18 134H17V135H18ZM28 134H29V132H28ZM32 134H33V133H32ZM106 134H107V133H106ZM138 134H137V136H138ZM144 134H145V133H144ZM154 134L159 135L158 132H157V133H154ZM169 134H168V135H169ZM174 134H173V135H174ZM178 134H179V133H178ZM222 134H223V133H222ZM232 134H233V133H232ZM247 134H248V133H247ZM255 134H256V133H255ZM255 134H254V135H255ZM260 134H261V133H260ZM260 134H259V135H260ZM6 135H7V134H6ZM9 135H10V134H9ZM134 135H135V134H134ZM145 135H146V134H145ZM171 135H170V136H171ZM173 135H172V136H173ZM181 135H182V134H181ZM235 135H236V134H235ZM245 135H246V134H245ZM262 135H263V134H262ZM4 136H5V135H3L2 137L0 136V153H3V154H4L3 151H6V152L10 151V150H5V148H4V147H6V149H7V147H8V148L10 147V149H12L11 151H13V152H12V153H13V156H15L16 158H18L17 161H21V166H23V165L25 164V165H27L26 168H28V166H29L28 164H29V162H30V158H29L30 153H29V155H28L27 151L32 147V145H31V147H29V149L26 151V148H25V147H27V145L25 146V145L21 144V142H20L18 139H16V140L14 139L15 141H10V140H8V139H6V138H3ZM19 136H18V137H19ZM21 136H22V134H21ZM23 136H24V135H23ZM30 136H31V135H30ZM36 136H37V135H36ZM38 136L40 137L39 134H38ZM47 136H49V135H47ZM51 136L54 137L53 134H52ZM57 136H58V135H57ZM110 136H112V135L110 134ZM122 136H124V135H122ZM122 136H121V137H122ZM139 136H140V135H139ZM142 136H143V135H142ZM142 136H141V137H142ZM146 136H147V135H146ZM155 136H156V135H155ZM161 136H163V135H161ZM174 136H175V135H174ZM174 136H173V137H174ZM176 136H179V135H176ZM182 136H184V135H182ZM240 136H241V135H240ZM6 137H7V136H6ZM14 137H15V136H14ZM18 137H17V138H18ZM24 137H25V136H24ZM24 137H23V139H26V138H24ZM32 137H33V136H32ZM32 137H31L30 139H32ZM52 137H51V138H52ZM55 137H56V136H55ZM119 137H120V136H119ZM126 137H127V136H126ZM129 137H130V136H129ZM147 137H149V136H147ZM157 137H158V136H157ZM165 137H167V136H164L163 139H164ZM179 137L182 138L181 136H179ZM235 137H236V136H235ZM249 137H250V136H249ZM249 137H248V138H249ZM7 138H8V137H7ZM27 138H28V139H26V140H29V137H27ZM36 138H38V137H36ZM56 138H57V137H56ZM106 138H107V137H106ZM106 138H105V140H107ZM111 138H112V137H111ZM115 138H116V136H115ZM117 138H118V137H117ZM122 138H125V137H122ZM127 138H128V137H127ZM127 138H126V140H124V141H127ZM136 138H137V137H135V139H136ZM138 138H139V137H138ZM158 138H159V137H158ZM158 138H157V139H158ZM161 138H162V137H161ZM170 138H172V137H170ZM175 138H176V137H174V140H175ZM184 138H185V136H184ZM244 138H245V137H244ZM248 138H247V139H248ZM251 138H253V137H251ZM254 138H255V137H254ZM19 139H20V138H19ZM21 139H22V137H21ZM42 139H43V137H42ZM52 139H53V138H52ZM64 139H66V138H64ZM132 139H133V138H132ZM132 139H131V140H132ZM140 139H141V138H140ZM148 139L150 140V138H148ZM151 139H152V136H151ZM157 139H156V140H157ZM163 139H161V140H163ZM168 139H169V138L167 137V140H168ZM172 139H173V138H172ZM186 139L188 140V138H186ZM222 139H223V138H222ZM241 139H242V138H241ZM256 139H257V138H256ZM12 140H13V139H12ZM17 140H18L19 142H18ZM39 140H40V139H39ZM57 140H58V139H57ZM108 140H109V139H108ZM116 140H117V139H116ZM116 140H115V141H116ZM138 140H139V139H138ZM138 140H137V141H138ZM142 140H143V141L146 140V142H147V139H144V138H143ZM153 140H154V139H153ZM153 140H152V141H153ZM158 140H159V139H158ZM180 140H181V139H180ZM191 140H192V142H193V139H189L187 142L189 143ZM237 140H238V139H237ZM54 141H55V140H54ZM111 141H112V139H111ZM118 141H120V140H118ZM137 141H136V143H137ZM140 141H141V140H140ZM159 141H160V140H159ZM163 141H165V140H163ZM169 141H170V139H169ZM169 141H167L168 144L170 143ZM238 141H239V140H238ZM243 141H244V140H243ZM256 141H257V140H256ZM23 142H24V141H23ZM56 142H57V141H56ZM61 142H62V141H61ZM63 142H64V141H63ZM106 142H107V141H106ZM121 142H123V141H121ZM127 142L130 143L129 140H128ZM157 142H158V141H157ZM167 142L165 141V142L161 143V141H160L159 144H161V145L159 146L158 143H157V145H158L159 147L162 148V144L166 143V145H167L166 147H168ZM178 142H179V140H178ZM183 142H184V139H183ZM194 142H195V141H194ZM253 142H254V141H252V143H253ZM259 142H260V141H259ZM24 143H26V142H24ZM59 143H60V142H59ZM104 143H105V142H104ZM107 143H108V142H107ZM110 143H111V142H110ZM117 143H119V142H117ZM117 143H116V144H117ZM144 143H145V142H144ZM151 143H152V142H151ZM155 143H156V142H155ZM185 143H186V141H185ZM188 143H187V144H188ZM195 143H196V142H195ZM221 143H222V142H221ZM63 144H64V143H62L61 145H63ZM105 144H106V143H105ZM141 144H142V142H141ZM152 144H153V145H152ZM152 144H151V145H152V149H154V148H153L154 143H152ZM172 144H173V143H172ZM172 144H171V145H172ZM189 144L192 145V143H189ZM226 144H227V143H226ZM233 144H234V143H233ZM237 144H238V143H237ZM240 144H241V143H240ZM257 144H258V143H257ZM261 144L263 145V143H261ZM64 145H65V144H64ZM67 145H69V144H67ZM103 145H104V144H103ZM112 145H113V144H112ZM125 145H126V144H125ZM137 145H139V144H137ZM145 145H146V144H145ZM145 145H144V146H145ZM147 145H149V144H147ZM157 145H155V147H158ZM164 145H165V144H164ZM171 145H170V146H171ZM180 145H181V144H180ZM180 145H179V143L177 144V150H179V152L181 151V149H180L181 146H180ZM185 145H186V144H185ZM194 145H195V144L193 143V146H194ZM197 145H198V144H197ZM220 145H221V144H220ZM241 145H242V144H241ZM253 145H254V144H253ZM253 145H252V146H253ZM258 145H259V144H258ZM119 146H120V145H119ZM122 146L124 147V144H123ZM122 146H121V147H122ZM130 146L132 147V151L134 152V150H135V148H136V145L134 146V141H133V143H132V141H131V143H130V145H129V149H130ZM195 146H196V145H195ZM225 146H226V145H225ZM243 146H244V145H243ZM259 146H260V145H259ZM66 147H67V146H66ZM106 147H107V146H106ZM111 147H112V146H111ZM115 147H116V146H115ZM126 147H127V146H126ZM137 147H138V146H137ZM140 147H141V146H140ZM140 147H138V148H140ZM145 147H146V149H149V148H147V146H145ZM164 147H165V146H164ZM166 147H165V148H166ZM172 147H173V146H172ZM183 147H184V146H183ZM183 147H182V150H184V148H185V147H184V148H183ZM196 147L199 148V146H196ZM217 147L222 149V147H219V146H217ZM227 147H229V146H227ZM263 147H264V146H263ZM33 148H34V147H33ZM33 148H32V149H33ZM72 148H74V147H72ZM77 148H78V147H77ZM102 148H103V147H102ZM102 148L100 149L101 151H102ZM104 148H105V145H104ZM142 148H143V147H142ZM142 148H140L138 151H140ZM150 148H151V147H150ZM186 148H187V147H186ZM198 148H197V149H198ZM237 148H238V147H237ZM246 148H247V145H246ZM252 148H256V147H252ZM74 149H75V148H74ZM79 149H80V148H79ZM114 149H115V148L113 147V152H115ZM122 149H123V148H122ZM136 149H137V148H136ZM146 149H144V150H146ZM155 149H156V148H155ZM163 149H164V148H163ZM172 149H173V148H172ZM187 149H188V148H187ZM187 149H186V150H187ZM260 149H261V148H260ZM262 149H264V148H262ZM33 150H34V149H33ZM36 150H37V149H36ZM67 150H69V149L67 148ZM100 150H99V151H100ZM103 150H104V149H103ZM107 150H110V153H112V152H111V149L108 148ZM118 150H119V149H117V151H118ZM120 150H121V148H120ZM125 150H126V152H127V149H125ZM142 150H143V149H142ZM144 150H143V151H144ZM157 150H158V149H157ZM188 150H189V149H188ZM199 150H201V151L203 152L202 147H201V149H199ZM219 150H220V149H219ZM11 151H10V152H11ZM31 151H32V150H31ZM40 151H41V150H40ZM70 151H71V150H70ZM70 151H69V152H70ZM74 151H75V150H74ZM81 151L84 152L83 150H81ZM129 151H130V150H129ZM129 151H128V152H129ZM138 151H135V154L137 155V156L135 155L136 157H138L139 154H140ZM152 151H155V150H152ZM158 151H159V150H158ZM158 151H157V152H158ZM162 151H163V150H162ZM162 151H161L160 153H162ZM166 151H167V149H166ZM174 151H175V150H174ZM193 151H194V150H193ZM256 151H258V149H257ZM262 151H263V150H262ZM78 152H79V150H78ZM103 152H104V151H103ZM107 152H109V151H107ZM107 152H106V154H109V153H107ZM120 152H121V151H119L118 153H120ZM122 152H123V151H122ZM124 152H125V151H124ZM147 152H148V151H147ZM184 152H185V151H184ZM199 152H200V151H199ZM204 152H203V153H204ZM227 152H228V151H227ZM241 152L243 153L244 151H241ZM247 152H248V151H247ZM250 152L252 153V151H250ZM12 153H11V154H12ZM46 153L48 154V152H46ZM59 153H60V152H59ZM74 153H75V152H74ZM86 153H87V152H86ZM104 153H105V152H104ZM116 153H117V152H116ZM137 153H139V154H137ZM150 153H151V151H150ZM158 153H159V152H158ZM158 153H157V155H158ZM160 153H159V154H160ZM166 153H167V152H166ZM172 153H173V151H172ZM172 153L170 154L171 156H172ZM186 153H187V152H186ZM196 153H197V152H196ZM200 153H201V152H200ZM200 153H199V154H200ZM263 153H264V152H263ZM263 153H262V154H263ZM3 154H1V155L4 156ZM11 154H10V155H11ZM32 154H33V153H32ZM35 154H36V151H35ZM41 154H42V153H41ZM47 154H46V155H47ZM71 154H72V153H71ZM79 154H80V153H79ZM88 154H89V153H88ZM90 154H91V153H90ZM97 154H98V153H97ZM120 154H122V155H124V156L126 155L125 153H124V154H123V153H120ZM129 154H130V153H129ZM133 154H134V153H131V155H133ZM179 154H180V153H179ZM197 154H198V153H197ZM205 154H204V156H205ZM244 154H245V153H244ZM257 154H258V153H257ZM7 155H9V154H7ZM10 155H9V157H10ZM51 155H52V154H51ZM59 155H60V154H59ZM100 155L102 156V154H100ZM103 155H104V154H103ZM113 155H115V154H113ZM117 155H118V154H117ZM117 155H115L114 157L116 158ZM122 155H121V156H122ZM131 155H130V156H131ZM140 155L142 156V154H140ZM146 155H147V154H146ZM153 155H154V154H153ZM153 155H151V157H152ZM162 155H163V154H161V156H162ZM164 155H165V154H164ZM164 155H163V156H164ZM174 155L177 156V154H174ZM201 155H203V154H201ZM223 155H226V154H223ZM253 155H254V154H253ZM253 155H252V156H253ZM32 156H33V155H32ZM39 156H40V155H39ZM47 156H49V155H47ZM55 156H56V155H55ZM61 156H63V155H61ZM124 156H123V157H124ZM148 156H149V155H148ZM155 156H156V155H155ZM163 156H162V157H163ZM168 156H169V155H168ZM171 156H170V157H171ZM252 156H251V157H252ZM254 156H255V155H254ZM254 156H253L252 158H254ZM257 156H259V155H257ZM6 157H7V156H6ZM41 157H42V156H41ZM44 157H45V156H44ZM44 157H43V159L46 158V157H45V158H44ZM50 157H51V156H50ZM67 157H68V155H67ZM82 157H83V156H82ZM82 157H80V158H82ZM87 157H88V155H87ZM89 157H90V156H89ZM89 157H88L87 159H89ZM92 157H93V156H92ZM98 157H100V156L98 155ZM105 157H106V156H105ZM105 157H103L102 159H104ZM110 157H111V156H110ZM114 157H113V158H114ZM118 157H119V156H118ZM127 157H128V156H127ZM170 157H169V159L171 160L172 157H171V158H170ZM221 157H222V156H221ZM226 157H227V159H230V157H228V155H227ZM234 157H235V156H234ZM1 158H4V159H5V157H1ZM35 158H36V155H35ZM35 158H34V159H35ZM37 158H39V157L37 156ZM85 158H86V157H85ZM108 158H109V157H108ZM115 158H114V159H115ZM121 158H122V157H120L119 160H121ZM141 158H142V157H141ZM144 158H145V157H144ZM148 158L150 159V157H148ZM148 158H147V160H148ZM154 158H155V161L157 160V162H158V159H156L157 157H154ZM154 158H153V160H154ZM159 158H161V157L159 156ZM164 158H166V157L164 156ZM167 158H168V157H167ZM174 158H176V157H174ZM223 158H225V156L222 157V159H223ZM43 159H41V160H43ZM47 159H48V161H49V157H48ZM47 159H46V160H47ZM52 159H53V158H52ZM52 159H50V160H52ZM61 159H62V158L59 157V160H60L61 162H62L63 160H65V159H62V160H61ZM83 159H84V158H83ZM91 159H93V158H91ZM100 159H101V158H100ZM124 159H126V158H124ZM135 159L137 160V158H135ZM176 159H177V158H176ZM257 159H258V161L260 160L259 158H257ZM6 160H7V158H6ZM8 160H9V158H8ZM14 160H15V158H14ZM46 160H44L43 162H47ZM54 160H56L55 157H54ZM54 160H52L53 163H54ZM68 160H69V158H68ZM119 160H118V162H119ZM130 160H131V159H130ZM138 160H139V159H138ZM174 160H175V159H174ZM174 160H173V161H174ZM188 160H189V159H188ZM254 160H255V159H254ZM12 161H13V159H12ZM37 161H38V160H37ZM57 161H58V160H56L55 163H57ZM60 161H59V164H61ZM81 161H84V160H81ZM81 161H80L79 163H81ZM86 161L88 162V160H85V162H86ZM98 161H99V158H98ZM102 161H103V160H102ZM102 161H101V162H102ZM123 161H124V160H123ZM123 161H122V162H123ZM131 161H132V160H131ZM140 161H142V160H140ZM163 161H164V159H163ZM163 161H162V162H163ZM177 161H179V160L177 159ZM180 161H181V160H180ZM204 161H205V160H204ZM6 162H7V161H6ZM41 162H42V161H41ZM50 162H51V161H50ZM66 162H68V161H66ZM66 162H65V163H66ZM90 162H92V161H90ZM90 162H89V163H90ZM95 162H96V161H95ZM103 162H104V161H103ZM103 162H102V163H103ZM108 162H109V161H107V162H105V163H107V165H108ZM110 162H112V161H110ZM114 162H115V160H114ZM126 162H127V160H126ZM129 162H130V161H129ZM138 162H139V161H137V163H138ZM145 162H146V161H145ZM150 162H151V161H150ZM189 162H190V161H189ZM192 162H194V161L192 160ZM32 163H33V162L30 163V166H31ZM34 163H35V162H34ZM51 163H52V162H51ZM55 163H54V164H55ZM62 163H63V162H62ZM69 163H71V162H69ZM99 163H100V162H99ZM102 163H101V164H102ZM105 163H104V164H105ZM116 163H117V162H116ZM116 163H115V164H116ZM119 163H121V161H120ZM123 163H125V162H123ZM123 163H121V165H122ZM139 163H140V162H139ZM147 163H148V165H150L148 161H147ZM151 163H152V162H151ZM165 163H166V162H165ZM167 163H168V162H167ZM183 163H184V162H183ZM202 163H203V162H202ZM1 164H2V163H1ZM13 164H14V163L12 162L11 165H7V166H13ZM35 164H36V163H35ZM37 164L39 165V161H38ZM67 164H68V163H67ZM87 164H88V163H87ZM91 164H92V163H91ZM93 164H96V163H93ZM111 164H113V166L115 165L114 163H111ZM111 164L108 165V166H111ZM125 164H128V163H125ZM125 164H124V165H125ZM134 164H135V163H134ZM142 164H143V163H142ZM142 164H141V165H142ZM173 164H174V163L172 162L171 165H173ZM225 164H226V163H225ZM25 165H24V166H25ZM38 165H34V164H33L32 167H30L29 170L27 169V170H28V173H29L28 176L30 175L32 178H33V177H38V180H37V181H39V179L44 181V178H45L44 176H46L47 173H49V171H50L52 168L54 169V166H53L52 164H51V165H52L53 167L50 166V164L47 162L46 164H43V165L46 166V168H47V167H48V168L50 167L49 171H48V169H46V168H42V170H40V172H39V169L36 168V166H38ZM57 165H58V164H57ZM105 165H106V164H105ZM105 165H102V166H105ZM118 165H120V164H118ZM118 165H117V166H118ZM129 165H130V163H129ZM138 165H139V164H138ZM141 165H140V167H142V168L144 167V169H145V165H144V164H143L144 166H141ZM153 165H155V164H153ZM157 165H159V164H157ZM167 165H168V164H167ZM186 165H187V163H186ZM209 165H210V164H209ZM257 165H258V164H257ZM34 166H35V167H34ZM58 166H59V165H58ZM93 166H94V165H93ZM115 166H116V165H115ZM135 166H136V165H135ZM160 166H161V164H160ZM162 166H164V165H162ZM162 166H161V167H162ZM188 166H189V164H188L185 168H187ZM207 166H208V165H207ZM16 167H17V166H16ZM51 167H52V168H51ZM62 167H64V166H62ZM89 167H90V165H89ZM96 167H97V166H94L93 169H96ZM127 167H128V165H127ZM129 167H131V165H130ZM138 167H139V166H138ZM140 167H139V169H140ZM148 167H149V166H148ZM153 167H154V166H153ZM155 167H156V166H155ZM155 167H154L153 170H155ZM168 167H169V165H168ZM174 167H175V166H174ZM179 167H180V166H179ZM201 167H202V166H201ZM204 167H205V166H204ZM259 167H260V166H259ZM259 167H258V168H259ZM7 168H9V167H7ZM11 168H12V167H11ZM11 168H10V169H11ZM23 168H25V167H23ZM26 168H25V169H26ZM55 168H56V164H55ZM83 168H84V167H83ZM91 168H92V165H91ZM91 168H90V169H91ZM98 168H99V167H98ZM103 168H104V167H103ZM111 168H112V167H111ZM136 168H137V167H136ZM149 168H150V167H149ZM156 168H157V167H156ZM166 168H167V166H166ZM166 168H165L164 170L167 171ZM183 168H184V167H183ZM185 168H184V169H185ZM210 168H211V167H210ZM238 168H239V167H238ZM256 168H257V166H256ZM1 169H2V168H1ZM3 169H5V167H4ZM3 169H2V171H4ZM13 169H14V168H13ZM21 169H22V168H21ZM25 169H24V170H25ZM58 169H60V168L58 167ZM87 169H88V168H87ZM99 169H100V168H99ZM99 169H98V170H99ZM114 169H115V168H114ZM114 169H113V170H114ZM121 169H122V167H121ZM125 169H126V168H124V170H125ZM127 169H128V168H127ZM157 169H158V171H159V169H161V168L158 167ZM170 169H171V167H170ZM173 169H174V168H173ZM178 169H179V168H178ZM178 169H176V170H178ZM181 169H182V168H181ZM192 169H193V168H192ZM199 169H200V170H198V171L196 172V173H197L196 175H198L197 177L199 178V180H201V181H200V182H201L200 184H202V185L197 186V184H196V186H193L194 189L192 188V192H193L194 194H197V196H198V194H201L200 192H202V191H200V190H201L200 187H204L205 192H206V188H205V186L208 188V186H209L210 183H211V184L214 183V182H211L210 180H209V181H210V183H209V182H208V179H206L207 182H208V183H207L206 180H205V178L207 177V172H206L207 170H206V169H205L206 171H205V170H201L200 167H199ZM202 169H203V168H202ZM219 169H220V168H219ZM227 169H228V168H227ZM253 169H254V168H253ZM15 170H16V169H15ZM18 170L20 171V169H18ZM37 170H38V171H37ZM64 170H66V169H64ZM96 170H97V169H96ZM100 170H101V169H100ZM109 170H110V169H109ZM122 170H123V169H122ZM128 170H129V169H128ZM132 170H135V168H132ZM137 170H138V168H137ZM148 170H150L148 174H150V172L153 171V170H151V169H148ZM168 170H169V169H168ZM210 170H211V169H210ZM217 170H218V169H217ZM0 171H1V170H0ZM2 171H1V172H2ZM11 171H12V170H11ZM16 171H17V170H16ZM51 171H52V170H51ZM53 171H54V170H53ZM79 171H80V170H79ZM84 171H85V170H84ZM92 171H93V173L91 174L92 177H91V178L89 179V181H87V182H90V181L93 180L91 183H92V185H94L95 183H97V182H95V180H96V179H97L96 181L99 180V179H98V175H99V174H97V173H99V171H97V173H95L96 171H94V170H92ZM141 171H142V169H141ZM178 171H179V170H178ZM181 171H182V170H181ZM186 171H187V170H186ZM211 171H212V170H211ZM211 171H209V172H211ZM227 171H228V170H227ZM234 171H235V170H234ZM236 171H237V170H236ZM236 171H235V172H236ZM261 171H262V170H261ZM23 172H25V171H23ZM38 172H39V173H38ZM55 172H56V171H55ZM62 172H63V171H62ZM86 172H87V171H86ZM103 172H104V171H102V173H103ZM105 172H106V171H105ZM108 172H109V171H108ZM108 172H107V173H108ZM116 172H117V171H116ZM119 172H121V171H119ZM124 172H126V171H124ZM127 172H129V171H127ZM127 172H126V173H127ZM137 172H138V171H137ZM145 172H146V170H145ZM156 172H157V170H156ZM159 172H160V171H159ZM167 172H168V171H167ZM167 172H166V174H167ZM169 172H171V170H170ZM172 172H175V170H172ZM172 172H171V173H172ZM193 172H194V170H193ZM193 172H191L192 175H193ZM213 172H214V171H213ZM5 173H6V171H5ZM12 173H13V171H12ZM37 173H38V174H37ZM52 173H53V172H52ZM58 173H60V172H58ZM58 173H56V174H58ZM64 173H66V175L68 174V172H64ZM72 173H73V172H72ZM78 173H79V172H78ZM100 173H101V172H100ZM113 173H114V172H113ZM117 173H118V172H117ZM122 173H123V172H122ZM126 173H125V174H126ZM132 173H133V171H132ZM134 173H136V171H135ZM176 173H177V172H176ZM180 173H182V172H180ZM228 173H229V172H228ZM236 173H237V172H236ZM263 173H264V172H263ZM15 174L18 175V173H16V172H15ZM19 174H21V172H20ZM25 174H27V173L25 172ZM25 174L23 173V175H25ZM62 174H63V173H62ZM69 174H70V173H69ZM79 174H80V173H79ZM82 174H83V173H82ZM87 174H88V173H87ZM103 174H104V173H103ZM103 174H100V176L103 175ZM105 174H106V173H105ZM109 174H110V172H109ZM109 174H107V177H106V179H105L104 181H103V179H102L103 182L100 180L99 183H102V184H101L102 186L100 185L101 190H103V189L105 188V189L109 192V195H110L109 198H111V199L107 198V197H108L107 195H106V198L109 199V200L111 201V203L113 204V205H112V208H110L111 206H106V207L104 206V208H102V209L100 208L101 210H100V209L96 210L97 208H96L95 206H94L95 208L92 207V206H91V208H90V207L88 206L89 203H87L88 205H87V204L78 203V204H81L79 208L82 209V210L84 211V212H83V211H82V212H83L85 215H83V214H82V215H83L84 217L86 216L88 220L90 219V222H91L92 219H93V222H94V219H96L95 222H98L97 219L100 221V219H103V218H107L106 220H110V219L112 220V219H114V218H117L116 220H117V221L119 220V222H121V224H122V220H123L122 217H123V218L126 219V222H127V224H128V221H127V220L129 219V218H127V217L129 216L128 213H129V214L131 213L130 215H132V214H133V212H132L133 209L131 208L132 210H130V207L127 208V207H128L127 204H128V202H129V200H128L127 204H124V201H123L124 199H122V196H120V193H121V192H120V193H119V192H115V190H116V189H119V188H114V184L112 183V179H111V177L109 176ZM111 174H112V173H111ZM111 174H110V175H111ZM127 174H129V173H127ZM127 174H126V175H127ZM138 174H139V172H138ZM140 174H141V172H140ZM140 174H139V175H140ZM156 174H157V173H156ZM159 174H160V173H159ZM166 174H165V175H166ZM168 174H169V173H168ZM177 174H178V173H177ZM183 174H184V175H183ZM183 174H181V175H182L181 178L179 177L180 174H178V177H179L181 180H183L182 178H184V179H185V178H188L187 175L189 176V174L184 173V170H183ZM185 174H187L186 177H185ZM241 174H242V173H241ZM12 175H13V174H12ZM23 175H22V176H23ZM50 175H51V174H50ZM52 175H53V174H52ZM70 175H71V174H70ZM88 175H89V174H88ZM88 175H87V176H88ZM113 175H114V174H113ZM113 175H112V178H113ZM115 175H116V174H115ZM129 175H130V174H129ZM131 175H132V174H131ZM150 175H151V174H150ZM150 175H149V177H153V176H152L153 174H152L151 176H150ZM174 175H175V174H174ZM215 175H216V174H215ZM256 175H257V173H256ZM258 175H259V174H258ZM1 176H2V175H1ZM4 176L7 177V174L4 175ZM4 176H3V177H4ZM25 176H27V175H25ZM58 176H59V175H58ZM58 176H57V177H58ZM67 176H68V175H67ZM67 176H66V177H67ZM77 176H78V175H77ZM82 176H83V175H82ZM100 176H99V177H100ZM103 176H104V175H103ZM105 176H106V175H105ZM117 176H118V175H117ZM123 176H124V174H123ZM127 176H128V175H127ZM127 176H126V177H127ZM137 176H138V175L136 174V178H137ZM145 176H146V175H144V177H145ZM155 176H156V175H155ZM155 176H154V177H155ZM163 176H164V175H163ZM172 176H173V175H172ZM190 176H191V175H190ZM217 176H219V175H217ZM224 176H225V175H224ZM3 177H2V178H3ZM6 177H5V178H6ZM11 177H12V176H11ZM16 177H17V176H16ZM47 177H48V176H47ZM49 177L51 178V176H49ZM55 177H56V176H55ZM57 177H56V178H57ZM62 177H65V175L62 176ZM68 177H69V176H68ZM74 177H75V176H74ZM85 177H86V176H85ZM89 177H90V175H89ZM101 177H102V176H101ZM120 177H121V175H120ZM129 177H130V176H129ZM133 177H134V175H133ZM140 177H142V175H141ZM167 177H169V176H167ZM167 177H166V178H167ZM173 177H174V176H173ZM175 177H176V176H175ZM191 177H192V176H191ZM230 177H232V176H230ZM253 177H254V176H253ZM261 177H262V176H261ZM26 178H28V177H26ZM26 178H24V179H26ZM42 178H43V179H42ZM50 178H49V179H50ZM81 178H83V177H81ZM86 178H87V177H86ZM92 178H93V179H92ZM103 178H104V177H103ZM122 178H123V177H122ZM136 178H134V179H136ZM158 178H159V177H158ZM162 178H163V177H162ZM193 178H194V176H193ZM216 178H217V177H216ZM7 179H8V178H7ZM7 179H6V180H7ZM52 179H53V178H52ZM57 179H58V178H57ZM60 179H61V176H60ZM83 179H84V178H83ZM87 179H88V178H87ZM91 179H92V180H91ZM110 179H111V180H110ZM129 179H130V178H129ZM140 179H141V178H140ZM145 179H146V178H145ZM145 179H144V181H145ZM164 179H165V178H164ZM164 179H163V181H165ZM170 179H171V177H170ZM214 179H215V178H214ZM237 179H238V178H237ZM253 179H254V178H253ZM0 180H1V177H0ZM3 180L5 181V179H3ZM8 180H9V179H8ZM8 180H7V181H8ZM11 180H12V179H11ZM14 180H18V179L15 178ZM26 180H27V179H26ZM35 180H36V178H35ZM53 180H54V179H53ZM63 180H64V179H63ZM66 180H68V179H66ZM79 180H80V178H79ZM85 180H86V179H85ZM85 180H84V182H85ZM114 180H115V179H114ZM114 180H113V181H114ZM130 180H131V179H130ZM132 180H133V179H132ZM149 180H152V178L149 179ZM158 180L160 181V179H158ZM158 180H157V181H158ZM161 180H162V179H161ZM175 180H176V178H175ZM178 180H179V179H178ZM178 180H177V181H178ZM211 180H212V179H211ZM215 180H216V179H215ZM227 180H228V179H227ZM241 180H242V179H241ZM19 181H20V180H19ZM27 181H28V180H27ZM49 181H50V180H49ZM51 181H52V180H51ZM81 181H83V180H81ZM117 181H119V179H118ZM124 181H125V183H126V178L124 179ZM135 181L137 182L138 180H134V184H135ZM152 181H153V180H152ZM170 181H171V180H170ZM172 181H173V180H172ZM172 181H171V182H172ZM177 181H176V183H177ZM184 181H186V180H184ZM216 181H217V180H216ZM253 181H254V180H253ZM1 182H2V180H1ZM17 182H18V181H17ZM30 182H32V181H31V178H30ZM40 182H41V181H40ZM46 182H48V180H47ZM64 182H65V181H64ZM64 182H63V183H64ZM68 182H69V180H68ZM72 182H73V180H72ZM72 182L70 181L69 184H71ZM75 182H76V181H75ZM77 182H78V180H77ZM87 182H86V183H87ZM129 182H130V181H129ZM132 182H133V181H132ZM132 182H131V185L129 184L131 187L133 186V185H132ZM140 182H141V181H140ZM140 182L138 181L139 184H140ZM146 182H147V180H146ZM179 182H180V180H179ZM187 182H188V181H187ZM190 182H191V181H190ZM9 183H10V181H9ZM9 183H8V184H9ZM12 183H13V182H12ZM22 183H23V182H22ZM33 183H34V182H33ZM36 183H37V182H36ZM51 183L53 184V182H51ZM56 183H57V181H56ZM66 183H67V181H66ZM91 183H89L90 186H91ZM116 183H117V182H115V184H116ZM119 183H120V182H119ZM122 183H123V182H122ZM122 183H120L121 185L119 184V185H120L119 187H121V186L124 185V183H123V184H122ZM138 183H137V185L139 186ZM143 183H144V182H143ZM147 183H148V182H147ZM167 183H168V182H167ZM167 183H166V185H167ZM172 183H173V182H172ZM172 183H170L171 186H172ZM181 183H182V182H180V184H181ZM184 183H185V182H184ZM191 183H192V182H191ZM224 183H225V182H224ZM226 183H227V182H226ZM234 183H235V182H234ZM237 183H238V182H237ZM237 183H236V185H233V186H238ZM251 183H252V182H251ZM14 184H15V183H14ZM14 184H13V185H14ZM16 184H17V183H16ZM16 184H15V185H16ZM18 184H19V183H18ZM25 184H26V182H25ZM34 184H35V183H34ZM38 184L40 185L41 183H38ZM47 184H48V183H47ZM60 184H61V182H60ZM69 184H68V185H69ZM76 184H77V183H76ZM97 184H98V183H97ZM97 184H96V185H97ZM117 184H118V183H117ZM144 184H146V183H144ZM149 184H151V183L149 182ZM149 184H147V185H149ZM152 184H153V183H152ZM156 184L158 185L159 183L156 182ZM156 184H155V185H156ZM170 184H169V185H170ZM186 184H187V183H186ZM211 184H210V185H211ZM216 184H219V181H218V183H216ZM247 184H249V183H247ZM255 184H256V183H255ZM262 184H263V183H262ZM6 185H7V184H6ZM9 185H10V184H9ZM44 185H46V184H44ZM48 185H49V184H48ZM58 185H59V184H58ZM62 185H63V184H62ZM68 185H67V187H68ZM73 185H74V184H73ZM78 185H79V184H77V186H78ZM85 185L87 186L88 184H85ZM96 185H95L94 188H93L94 190L92 189V192H89L90 194H88V196H86L87 198H88L90 195L92 196V193L95 192V188L98 187V186H96ZM137 185H136V186H137ZM140 185H141V184H140ZM147 185H146V186H147ZM155 185L153 186V188L156 187ZM169 185H168V186H169ZM173 185H174V187L176 186V184H173ZM187 185H189V184H187ZM194 185H195V184H194ZM239 185H240V184H239ZM242 185H243V184H242ZM249 185H251V184H249ZM1 186H3V185L1 184ZM4 186H5V184H4ZM7 186H8V185H7ZM26 186H27V185H26ZM30 186H31V185H30ZM30 186H29V188H30ZM33 186H34V185H33ZM35 186H36V184H35ZM41 186H42V184H41ZM41 186H40V188H42ZM55 186H56V185H55ZM65 186H66V185H65ZM71 186H72V185H71ZM82 186H83V185H82ZM127 186H128V185H126V187H127ZM149 186H150V188H151V185H149ZM158 186H159V185H158ZM161 186H162V183H161ZM168 186H166V187L168 188ZM171 186H170V187H171ZM182 186L184 187V185H182ZM185 186H186V185H185ZM212 186H214V184H213ZM217 186H218V185H217ZM227 186H228V185H227ZM255 186H256V185H255ZM255 186L252 187V189L255 188ZM8 187H9V186H8ZM11 187H12V184H11ZM24 187H25V185H24ZM37 187H38V186H37ZM46 187H49V186H46ZM50 187H51V186H50ZM50 187H49V188H50ZM60 187H61V186H60ZM88 187H89V185H88L87 187H85V188H88ZM102 187H103V189H102ZM116 187H118V186L116 185ZM126 187H125V188H126ZM163 187L165 188V186H162L161 188H163ZM179 187L181 188V186H178V188H179ZM189 187H190V185H189ZM209 187H211V186H209ZM214 187H215V186H214ZM219 187H220V186H219ZM230 187H231V186H230ZM238 187H239V186H238ZM240 187H241V186H240ZM240 187H239L238 189H240ZM250 187H251V186H250ZM256 187H257V186H256ZM1 188H2V187H1ZM3 188H4V187H3ZM13 188H14V187H13ZM15 188H16V187H15ZM15 188H14V189H15ZM18 188H19V186H18ZM29 188H28V189H29ZM32 188H33V187H32ZM68 188H69V187H68ZM70 188H71V187H70ZM70 188H69V189H70ZM72 188H73V186H72ZM72 188H71L70 190H73V191H74L75 188H74V189H72ZM79 188H80V187H79ZM90 188H92V186H91ZM127 188H128V187H127ZM129 188H130V187H129ZM129 188H128V189H129ZM133 188H134V189H135V188L137 189V187H133ZM142 188H143V187H142ZM144 188H145V186H144ZM147 188H148V187H147ZM153 188H152V189H153ZM158 188H159V187H158ZM172 188H173V187H172ZM176 188H177V187H176ZM178 188H177V189H178ZM180 188H179L178 190H175V189H174V190L176 191V193H177V191L179 192ZM184 188H185V189H184ZM184 188H182V189H183V190H186V187H184ZM212 188H213V187H212ZM212 188H210V189L212 190ZM222 188H223V186H222ZM225 188H226V187H225ZM228 188H229V187H228ZM233 188H234V187H233ZM242 188H243V187H242ZM248 188H249V187H247V189H248ZM260 188H261V186H260ZM262 188H263V186H262ZM262 188H261V189H262ZM6 189H7V188H6ZM20 189H21V187H20ZM20 189H19V191H20ZM50 189H51V188H50ZM54 189L56 190V188H54ZM69 189H68V190H69ZM88 189H89V188H88ZM97 189H98V188H97ZM114 189H115V190H114ZM130 189H132V188H130ZM130 189H129V190L126 189V190H127V191H130ZM134 189H133V190H134ZM136 189H135V191H137ZM148 189H149V188H148ZM168 189H170V188H168ZM182 189H181V190H182ZM188 189H189V188H188ZM202 189H203V188H202ZM213 189H214V188H213ZM229 189H230V188H229ZM229 189H228V191H229ZM238 189H236V188H235V190L233 189L234 192H232V191H230V192H228V193L226 192L227 195H228L229 193H232L231 195H233V196H232L231 199H234L233 201H234V202L236 201V203H237V200H236V199H238V196H239V197H240L241 195L245 196V195H244L245 193L240 195V193L238 192ZM256 189H257V188H256ZM256 189H254V190H256ZM258 189H259V188H258ZM30 190H32V189H30ZM30 190H29V191H30ZM33 190H34V189H33ZM40 190H41V189H40ZM43 190H44V188H43ZM76 190H77V189H76ZM86 190H87V189H86ZM90 190H91V189H90ZM99 190H100V189H98V191H99ZM106 190H105V191H106ZM133 190H132V191H133ZM138 190H139V189H138ZM142 190H143V189H142ZM165 190H166V188H165ZM174 190H173V191H174ZM211 190H210V191H211ZM215 190H217V189H215ZM231 190H232V189H231ZM8 191H9V189H8ZM11 191H12V189H11ZM17 191H18V190H17ZM19 191H18V192H19ZM22 191H24V190L22 189ZM26 191H27V190H26ZM34 191H35V193H36L37 190H34ZM47 191H48V190H47ZM81 191H82V190H81ZM81 191H80V192H81ZM96 191H97V190H96ZM107 191H106V192H107ZM116 191H117V190H116ZM121 191H122V190H121ZM151 191H152V190H151ZM157 191H159V189H158ZM162 191H163V189H162ZM162 191H161V192H162ZM169 191H170V190H169ZM189 191H190V189H189ZM208 191H209V190H208ZM243 191H244V190H243ZM243 191H242V192H243ZM247 191H248V190H247ZM249 191H251V190H249ZM259 191H261V190H259ZM263 191H264V190H263ZM1 192H2V190H1ZM9 192H10V191H9ZM13 192H14V190H13ZM30 192H31V191H30ZM30 192H29V193H30ZM38 192H39V191H38ZM40 192H41V191H40ZM64 192H65V190H64ZM67 192H68V191H67ZM71 192H72V191H71ZM83 192H84V191H83ZM87 192H88V191H87ZM125 192H126V191H125ZM187 192H188V191H187ZM190 192H191V191H190ZM190 192H189V193H190ZM240 192H241V189H240ZM251 192H254V191H251ZM261 192H262V191H261ZM5 193H6V192H5ZM20 193H21V192H20ZM24 193H25V192H24ZM33 193H34V192H33ZM56 193H57V192H56ZM60 193H61V192H60ZM96 193L98 194V192H95V194H96ZM101 193H102V192H101ZM103 193H104V190H103ZM142 193H143V194H144V193L150 194L148 191H147V192H144V191L141 192V195H142ZM153 193H154V192H152V194H153ZM155 193H156V192H155ZM165 193H166V192H165ZM168 193H169V192H168ZM185 193H186V192H185ZM210 193H212V191H211ZM218 193H219V191H218ZM247 193H248V192H247ZM249 193H250V192H249ZM255 193H257V192H255ZM9 194H10V193H9ZM9 194H8V195H9ZM12 194H13V193H12ZM17 194H18V193H17ZM21 194H22V193H21ZM31 194H32V193H31ZM42 194H43V193H42ZM51 194H52V193H51ZM73 194H74V193H73ZM104 194H105V193H104ZM106 194H107V193H106ZM127 194H128V192H127ZM133 194H134V193H133ZM135 194L137 195V193H135ZM135 194H134V195H135ZM152 194H151V195H152ZM159 194H161V193H159ZM162 194H163V193H162ZM171 194H172V193H171ZM174 194H175V193H174ZM182 194H184V193H182ZM182 194H181V195H182ZM187 194H188V193H187ZM208 194H209V192H208ZM226 194H225V195H226ZM250 194H251V193H250ZM258 194H259V193H258ZM14 195H15V194H14ZM14 195H12V196H14ZM19 195H20V194H19ZM23 195H24V194H23ZM28 195H29V194H28ZM45 195H46V194H45ZM54 195H55V194H54ZM54 195H53V196H54ZM58 195H59V194H58ZM62 195H64V194H62ZM69 195H70V194H69ZM77 195H78V194H77ZM86 195H87V194H86ZM128 195H129V194H128ZM136 195H135V196H136ZM138 195H139V194H138ZM138 195H137V196H138ZM144 195H145V194H144ZM163 195H164V194H163ZM167 195H168V194H167ZM167 195H166V196H167ZM175 195H176V194H175ZM185 195H186V194H185ZM189 195H190V194H189ZM201 195H203V194H201ZM201 195H200V196H201ZM206 195H207V194H206ZM215 195H216V194H215ZM229 195H230V194H229ZM247 195H249V194H247ZM253 195H254V194H253ZM2 196H3V195H2ZM24 196H25V195H24ZM24 196H23V197H24ZM31 196H32V195H30L29 197H31ZM33 196H34V194H33ZM36 196H37V195H36ZM36 196H35V197H36ZM53 196L50 197V196L47 195V198L49 199V200H48L49 204H48L47 201H46V204H47V206H48V205H49V206H48V207L46 206V207L49 208V210L52 209V210H54L55 212H57V215H59V217H60V216L63 217V215H64V217H65V216L70 217L71 214H74L75 216L78 215V214H75V211L79 210V208H76V207H77V206H76V203H75L76 201L74 202V200H72L73 203H72V201H71V205H70V206L66 205V207L64 206V208H63V207L61 206V205H63V204L58 203V202H60V200L57 202L55 196H54V198H53ZM59 196H60V195H59ZM74 196H75V195H74ZM81 196H82V194H81ZM91 196H90L89 198H92L93 196H96V197L98 198L97 195H93L92 197H91ZM102 196H103V195H102ZM104 196H105V195H104ZM131 196H132V195H131ZM131 196L128 197V198H133V197H131ZM146 196L149 197L148 195H146ZM160 196H161V195H160ZM164 196H165V195H164ZM172 196H173V195H172ZM177 196H178V195H177ZM183 196H184V195H183ZM183 196H182V197H183ZM187 196H188V195H186L185 197H187ZM222 196H224V195H222ZM222 196H221V197H222ZM263 196H264V194H263ZM20 197H21V196H20ZM23 197H22V198H23ZM43 197H44V196H43ZM68 197H69V196H68ZM77 197H78V196H77ZM86 197H85V198H86ZM99 197H100V195H99ZM126 197H127V196H126ZM138 197H140V196H138ZM138 197H137V198H138ZM144 197H145V196H144ZM147 197H145V198H147ZM153 197H154V195H153ZM155 197H156V194H155ZM162 197H163V196H162ZM169 197L171 198V196H169ZM175 197H176V196H175ZM188 197H189V198H188ZM188 197H187V198L190 199V196H188ZM214 197H215V196H214V194H213V198H214ZM219 197H220V196H219ZM221 197H220V198H221ZM224 197H225V196H224ZM230 197H231V196H230ZM230 197H229V200L227 199L228 202H229V201L231 202ZM241 197H242V196H241ZM241 197H240V198H241ZM248 197H249V196H248ZM13 198H15V197H13ZM17 198H18V201H19V197H17ZM32 198H34V197H32ZM37 198H38V197H37ZM41 198H42V197H41ZM45 198H46V197H45ZM47 198H46V200H47ZM58 198H59V197H58ZM62 198H63V197H62ZM85 198H84V199H85ZM89 198H88L87 200H89ZM94 198H95V197H94ZM94 198H93V199H94ZM100 198H102V197H100ZM123 198H124V197H123ZM128 198H127V199H128ZM140 198H141V197H140ZM149 198H150V197H149ZM151 198H152V197H151ZM156 198H158V197H156ZM164 198H165V197H164ZM172 198H173V197H172ZM177 198H178V197H177ZM187 198H186V199H187ZM191 198H192V197H191ZM193 198H194V197H193ZM196 198H197V197H196ZM204 198H205V197H204ZM227 198H228V197H227ZM260 198H261V197H260ZM23 199H24V198H23ZM30 199H31V198H30ZM70 199H71V198H70ZM72 199H73V198H72ZM75 199H76V198H75ZM103 199H104V197H103ZM107 199H106V201H108ZM173 199H175V198H173ZM209 199H210V198H209ZM216 199H217V197H216ZM216 199H212V200H215V201H216ZM221 199H222V198H221ZM221 199H219V200H221ZM245 199H246V200H245ZM245 199H244V200H245L246 202L250 200V199L248 200L247 197H245ZM0 200H1V199H0ZM14 200H15V199H14ZM14 200H13V201H14ZM16 200H17V199H16ZM24 200H25V199H24ZM37 200H39V198H38ZM40 200H43V199H40ZM78 200H79V199H78ZM85 200H86V199H85ZM90 200H92V199H90ZM95 200H96V199H95ZM97 200L99 201V199H97ZM97 200H96V202H97ZM125 200H126V198H125ZM135 200H136V199H134V202H135ZM150 200H151V199H150ZM154 200H155V199H154ZM154 200H153V201H154ZM183 200H184V199H183ZM202 200H203V199H202ZM212 200H211V201H212ZM240 200H241V199H240ZM240 200H238V201H240ZM252 200H253V199H252ZM259 200H260V199H259ZM259 200L257 199V201H259ZM1 201H2V200H1ZM21 201H22V200H21ZM26 201H28V200H26ZM31 201H32V200H31ZM31 201H30V202H31ZM33 201H34V200H33ZM63 201H64V200H63ZM106 201H105V202H106ZM132 201H133V200H132ZM139 201H140V199H139ZM146 201L148 202L147 199H146ZM160 201H161V200H160ZM167 201H169V200H167ZM179 201L183 202L182 200H179ZM200 201H201V200H200ZM224 201L226 202L225 199H224ZM245 201H244V202H245ZM262 201H263V200H262ZM10 202H11V201H10ZM10 202H9V203H10ZM22 202H24V201H22ZM41 202H42V201H41ZM61 202H62V201H61ZM68 202H70V200H69ZM85 202H86V201H84V203H85ZM88 202H89V201H88ZM96 202H95V203H96ZM108 202H109V201H108ZM108 202H107V203H108ZM130 202H131V201H130ZM136 202H137V201H136ZM140 202H141V201H140ZM143 202H144V201H143ZM149 202H150V201H149ZM151 202H152V200H151ZM155 202H156V201H155ZM155 202H154V203H155ZM157 202H158V200H157ZM157 202H156V204H157ZM170 202H171V201H170ZM175 202H176V200H175ZM185 202H187V201H185ZM188 202H190V201L188 200ZM192 202H193V201H192ZM192 202H191V203H192ZM195 202H197V201H195ZM209 202H210V201H209ZM216 202H217V201H216ZM219 202H220V201H218V203H219ZM230 202H229V203H230ZM240 202H241V201H240ZM242 202H243V201H242ZM244 202H243V203H244ZM246 202H245V203H246ZM11 203H14V202H11ZM11 203H10V206H11ZM64 203H65V202H64ZM90 203H91V202H90ZM97 203H98V202H97ZM97 203H96L95 205H96V206H99V205H97ZM99 203H100V202H99ZM101 203H103L102 205H104V202H101ZM107 203H106V204H107ZM111 203H108V204H111ZM125 203H126V202H125ZM131 203H132V202H131ZM131 203H130V204H131ZM137 203H138V202H137ZM137 203H135L136 206H132V207H139V206H137ZM141 203H142V202H141ZM141 203H140V204H141ZM152 203H153V202H152ZM162 203H163V202H162ZM166 203L169 204L168 202H166ZM176 203H177V202H176ZM183 203H184V202H183ZM191 203L188 204V205H191ZM205 203H206V202H205ZM212 203L215 204L214 201H213ZM221 203H222V201H221ZM231 203H232V202H231ZM236 203H235V204H236ZM4 204H5V202H4ZM14 204H15V203H14ZM24 204H25V203H24ZM31 204L34 205L33 203H31ZM35 204H36V203H35ZM37 204H39V202H38ZM42 204H43V203H42ZM66 204H67V203H66ZM68 204H69V203H68ZM78 204H77V205H78ZM130 204H129V205H130ZM146 204H148V203H146ZM159 204H160V202H159ZM159 204H158V205H159ZM163 204H164V203H163ZM181 204H182V203H181ZM194 204H198V202H197V203H194ZM203 204H204V203H203ZM203 204H202V205H203ZM206 204H207V203H206ZM210 204H211V203H210ZM210 204H209V205H210ZM216 204H217V203H216ZM216 204H215V205H216ZM223 204H225V203H223ZM235 204H234V205H235ZM246 204H248V203H246ZM258 204H259V203H258ZM0 205H2V204H0ZM26 205H28V204H26ZM39 205H40V204H39ZM90 205H91V204H90ZM125 205H126L127 207H126ZM132 205H133V204H132ZM144 205H145V203H144ZM144 205H143V206H144ZM153 205H154V204H153ZM177 205H178V204H177ZM184 205H185V203H184ZM215 205H214V206H215ZM227 205H228V203H227ZM230 205H231V204H230ZM250 205H251V204H250ZM254 205H255V204H254ZM260 205H261V204H260ZM263 205H264V204H263ZM5 206H6V205H5ZM12 206H13V205H12ZM20 206H21V204H20ZM23 206H24L23 208L25 209V205H23ZM29 206H31V205H28V207H29ZM41 206H42V205H41ZM67 206H68V207H67ZM78 206H79V205H78ZM161 206L164 207V205H161ZM166 206H167V205H166ZM214 206H213V207H214ZM217 206H218V204H217ZM219 206H220V205H219ZM219 206H218V207H219ZM224 206H225V205H224ZM231 206H233V205H231ZM237 206H238V205H237ZM6 207H7V206H6ZM21 207H22V206H21ZM21 207H20V209H21ZM26 207H27V206H26ZM101 207H102V206H101ZM141 207H142V206H141ZM141 207H140V208H141ZM148 207H149V206H148ZM148 207H147V208H148ZM153 207H154V206H153ZM186 207H187V206H186ZM189 207H190V206H189ZM207 207H208V205L206 206V208H207ZM225 207H226V206H225ZM229 207H230V206H229ZM238 207H239V206H238ZM238 207H237V208H238ZM243 207H244V206H243ZM248 207H249V206H248ZM248 207H247V208H248ZM257 207H258V206H257ZM34 208H35V206H34ZM43 208H44V207H43ZM98 208H99V207H98ZM145 208H146V207H145ZM145 208H144V209H145ZM160 208H161V207H160ZM166 208H167V207H166ZM172 208H173V207H172ZM172 208H171V209H172ZM190 208H191V207H190ZM200 208H201V207H200ZM200 208H198V210H199ZM204 208H205V207H204ZM206 208H205V209H206ZM210 208H211V207H210ZM215 208H217V207L215 206ZM4 209H5V211H6L8 208H7V209L4 208ZM4 209H3V210H4ZM10 209H11V208H10ZM15 209H16V208H15ZM36 209H38L37 206H36ZM134 209H135V208H134ZM137 209H138V208H137ZM142 209H143V207H142ZM142 209H141V211H142ZM155 209H156V208H155ZM158 209H159V207H158ZM184 209H185V208H184ZM192 209H194V208L192 207ZM212 209H213V208H212ZM239 209H240V208H239ZM245 209H246V207H245ZM254 209H255V208H254ZM256 209H257V208H256ZM8 210H9V209H8ZM12 210H14V209H12ZM28 210H29V208H28ZM31 210H32V209H31ZM31 210H30V212L32 213ZM45 210H46V208H45ZM52 210H51L50 212H53V213H54L53 215L56 216V213H55L54 211H52ZM161 210H162V209H161ZM164 210H166V209H164ZM167 210H170V208H168ZM167 210H166V211H167ZM186 210H187V209H186ZM188 210H189V209H188ZM196 210H197V209H196ZM201 210H202V209H201ZM251 210H252V209H251ZM20 211H22V210H20ZM33 211H34V209H33ZM39 211H41V210H39ZM42 211H43V210H42ZM80 211H81V210H80ZM130 211H131V212H130ZM138 211H139V210H138ZM145 211H146V210H145ZM145 211H143V212H145ZM166 211H165V212H166ZM173 211H175V210H173ZM177 211H178V210H177ZM193 211H194V210H193ZM202 211H203V210H202ZM205 211H206V210H205ZM227 211H228V210H227ZM236 211H237V209H236ZM262 211H264V210H262ZM9 212H10V210H9ZM12 212H13V211H12ZM14 212H15V211H14ZM16 212H18V210H17ZM22 212H24V211H22ZM34 212H37V211H34ZM77 212H78V211H77ZM86 212H88V213H86ZM143 212H142V213H143ZM171 212H172V211H171ZM184 212H185V211H184ZM255 212H256V211H255ZM3 213H4V212H3ZM5 213H6V212H5ZM26 213H28V211H26V212L24 213V215H26ZM38 213H39V212H38ZM47 213H48V212H47ZM134 213L137 214V211L134 212ZM146 213H147V212H146ZM159 213H160V212H159ZM175 213H176V212H175ZM188 213H189V212H188ZM192 213H193V212H192ZM192 213H191V215H192ZM194 213H196V212H194ZM194 213H193V214H194ZM198 213H200V212H198ZM201 213H202V212H201ZM201 213H200V214H201ZM256 213H259V210H258ZM263 213H264V212H263ZM9 214H10V213H9ZM9 214H8V215H9ZM12 214H13V213H12ZM18 214H19V212H18ZM40 214H41V213H40ZM140 214H141V213H140ZM168 214H169V213H168ZM179 214H180V213H179ZM196 214H197V213H196ZM247 214H248V213H247ZM259 214H260V213H259ZM261 214H262V213H261ZM0 215H2V213H1ZM6 215H7V213H6ZM10 215H11V214H10ZM30 215H31V214H30ZM32 215H33V214H32ZM159 215H160V214H159ZM162 215H163V214H162ZM162 215H161V216H162ZM166 215H167V214H166ZM171 215H172V214H171ZM171 215H170V216H171ZM233 215H234V214H233ZM263 215H264V214H263ZM28 216H29V215H28ZM28 216H27V217H28ZM34 216H36V215H34ZM38 216H39V215H38ZM72 216H73V215H72ZM138 216H139V213H138ZM140 216H141V215H140ZM143 216H144V215H143ZM145 216H146V215H145ZM145 216H144V217H145ZM167 216H168V215H167ZM174 216H176V215H174ZM177 216H178V215H177ZM203 216H204V215H203ZM245 216H246V215H245ZM261 216H262V215H261ZM2 217H3V215H2ZM11 217H12V216H11ZM16 217H17V216H16ZM18 217H20V216L18 215ZM29 217H33V216H29ZM39 217H40V216H39ZM39 217H38V218H39ZM41 217H42V216H41ZM48 217H49V216H48ZM51 217H52V216H51ZM56 217H57V216H56ZM56 217H55V218H56ZM129 217H130V216H129ZM133 217H134V216H133ZM135 217H136V216H135ZM144 217H143V219H144ZM165 217H166V216H165ZM171 217H172V216H171ZM171 217H170V219H171ZM186 217H187V216H186ZM186 217H185V218L182 217V219H186ZM206 217H207V215H206ZM206 217H205V218H206ZM263 217H264V216H263ZM7 218H8V217H7ZM55 218H54V219H55ZM70 218H71V217H70ZM120 218H121V221H120ZM131 218H132V217H131ZM131 218H130V219H131ZM141 218H142V217H141ZM160 218H161V217H160ZM177 218H178V217H177ZM252 218H253V217H252ZM255 218H256V217H255ZM255 218H254V219H255ZM2 219H3V218H2ZM8 219H9V218H8ZM11 219H12V218H11ZM11 219H10V220H11ZM13 219H14V217H13ZM31 219H32V218H31ZM54 219H52V221H53ZM56 219H57V218H56ZM63 219H64V218H63ZM67 219H68V218H67ZM71 219H72V218H71ZM84 219L87 220L86 218H84ZM125 219H124V221H125ZM132 219H133V218H132ZM162 219H163V218H162ZM166 219H167V218H166ZM175 219H176V218H175ZM6 220H7V219H6ZM6 220H5V221H6ZM10 220H7V221H10ZM19 220H20V219H19ZM27 220H28V218H27ZM29 220H30V219H29ZM35 220H36V219H35ZM37 220H38V222L40 221V219H37ZM48 220H49V219H48ZM48 220H47V221H48ZM61 220H62V219H61ZM64 220H65V219H64ZM64 220H62V221H64ZM69 220H70V219H69ZM69 220H68V221H69ZM73 220H76V219L74 218ZM80 220H81V219H80ZM133 220H134V219H133ZM133 220H131V221H133ZM160 220H161V219H160ZM163 220H164V219H163ZM163 220H162V221H163ZM172 220H173V219H172ZM263 220H264V219H263ZM5 221H4V222H5ZM12 221H15V220H12ZM16 221H17V219H16ZM16 221H15V222H16ZM30 221H31V220H30ZM41 221H42V220H41ZM44 221H45V220H44ZM44 221H43V223H45ZM47 221H46V222H47ZM50 221H51V220H50ZM62 221H61V222H62ZM76 221H77V220H76ZM102 221L104 222L105 219L102 220ZM114 221H115V220H114ZM131 221H130L129 223H131ZM134 221H136V219H135ZM134 221H133V222H134ZM137 221H138V219H137ZM144 221H145V220H144ZM166 221H167V220H166ZM166 221H165V222H166ZM27 222H29V221H27ZM58 222L60 223V221H58ZM78 222H79V221H78ZM82 222H84V221H82ZM85 222H86V221H85ZM100 222H101V221H100ZM133 222H132V223H133ZM170 222H171V221H170ZM170 222H168V223H170ZM172 222H173V221H172ZM178 222H179V221H178ZM1 223H2V222H1ZM6 223H7V222H6ZM21 223H22V222H21ZM21 223H20V224H21ZM31 223H32V222H31ZM34 223H35V222H34ZM47 223H49V221H48ZM65 223H67V222H65ZM65 223H64V224H65ZM106 223H107V222H106ZM115 223H118V222H115ZM124 223H125V222H124ZM132 223H131V224H132ZM135 223H137V222H135ZM138 223H139V221H138ZM142 223H143V222H142ZM162 223L164 224V221H163ZM10 224H12V223H10ZM16 224H17V222L15 223V226H16ZM22 224H23V223H22ZM36 224H37V223H36ZM39 224H40V222H39ZM45 224H46V223H45ZM52 224H54V223L52 222ZM56 224H57V223H56ZM77 224H78V223H77ZM85 224H86V223H85ZM89 224H90V223H89ZM92 224H94V223H92ZM92 224H91V225H92ZM97 224H98V223H97ZM108 224H109V223H108ZM110 224H113V223H110ZM118 224H119V223H118ZM131 224L129 225L130 227H131ZM143 224H144V223H143ZM158 224H159V223H158ZM165 224H167V223H165ZM172 224H173V223H172ZM172 224H171V225H172ZM174 224H175V223H174ZM177 224H178V223H177ZM202 224H203V223H202ZM205 224H206V223H205ZM2 225H3V224H2ZM5 225H6V224H5ZM24 225H25V224H24ZM42 225L45 226L44 224H42ZM48 225H49V224H48ZM81 225H82V224H81ZM81 225H79V226H81ZM99 225H100V223L98 224V226H99ZM101 225H102V224H101ZM103 225H104V223H103ZM125 225H126V224H125ZM136 225H137V224H136ZM138 225H139V227H140L141 224H138ZM146 225H148V224H146ZM159 225H161V224H159ZM169 225H170V224H169ZM6 226H8V225H6ZM12 226H13V224H12ZM30 226H31V224H30ZM30 226H29V227H30ZM32 226H33V225H32ZM32 226H31V227H32ZM46 226H47V225H46ZM57 226H59V224H58ZM61 226H63V225L61 224ZM67 226H70V225L67 224ZM82 226H83V225H82ZM82 226H81V227H82ZM94 226H95V224H94ZM94 226H93V227H94ZM104 226H105V225H104ZM112 226H113V225H112ZM115 226H116V225H115ZM117 226H118V225H117ZM120 226H121V225H120ZM122 226H124V224H123ZM157 226H158V225L154 226L155 229H156ZM165 226H166V225H164V227H165ZM176 226H177V225H176ZM203 226H204V225H203ZM203 226H202V227H203ZM256 226H257V225H256ZM0 227H1V226H0ZM9 227H10V226H9ZM21 227H22V226H21ZM25 227H26V226H25ZM33 227H34V226H33ZM36 227H37V225H36ZM36 227H34V228H36ZM40 227H41V225H40ZM74 227H76V226L74 225ZM86 227H87V226H86ZM93 227H90V228H93ZM95 227H96V226H95ZM95 227H94V229H95ZM99 227H100V226H99ZM107 227H108V229L111 228V227H109V226H107ZM126 227H127V226H126ZM126 227L124 226V228H126ZM130 227H129V228H130ZM146 227H147V226H146ZM162 227H163V225H162ZM162 227H160L161 230H162ZM164 227H163V228H164ZM199 227H200V226H199ZM16 228L19 229V227H16ZM41 228H43V227H41ZM41 228H40V229H41ZM48 228H50V227H48ZM48 228H47V229H48ZM51 228L53 229V227H51ZM68 228H69V227H68ZM71 228H72V227H71ZM82 228H84V227H82ZM82 228H80V230L78 229V230H79L78 232H81V229H82ZM87 228H88V227H87ZM100 228H101V227H100ZM117 228H118V227H117ZM117 228H116V229H117ZM120 228H121V227H120ZM120 228H119V230H120ZM133 228H134V227H133ZM135 228H136V227H135ZM141 228H142V227H141ZM143 228H144V227H143ZM165 228H166V227H165ZM3 229H4V228H3ZM10 229H11V228H10ZM10 229H9V230H10ZM24 229H25V228H24ZM26 229H27V227H26ZM30 229H31V228H30ZM40 229H39V231H40ZM52 229H51V230H52ZM56 229H57V228H56ZM84 229H85V228H84ZM84 229H83V230H84ZM98 229H99V228H98ZM102 229H103V226H102ZM116 229H115V230H116ZM144 229H145V228H144ZM148 229H149V228H148ZM155 229H154V230H155ZM157 229H158V228H157ZM166 229H167V228H166ZM183 229L185 230V228H183ZM0 230H1V228H0ZM6 230H7V229H6ZM13 230H14V229H13ZM27 230H28V229H27ZM33 230H34V229H33ZM36 230H37V229H36ZM43 230H44V229H43ZM43 230H42V231H43ZM48 230H49V229H48ZM48 230H47V231H48ZM57 230H58V229H57ZM62 230H64V229H62ZM73 230H74V229H73ZM76 230H77V229H76ZM83 230H82L81 234L83 233ZM86 230H87V229H86ZM86 230H85V231H86ZM88 230H89V229H88ZM90 230H91V229H90ZM105 230L107 231V229H105ZM110 230L113 231V228L110 229ZM115 230H114V231H115ZM124 230H125V229H124ZM126 230H127V228H126ZM130 230H131V228H130ZM133 230H134V229H133ZM146 230H147V229H145V231H146ZM151 230H152V229H151ZM159 230H160V229H159ZM159 230H158V231H159ZM164 230H165V229H164ZM169 230H170V233H171V231H173V230H171V228L168 229L167 231H169ZM180 230H181V229H180ZM192 230H193V229H192ZM220 230H221V229H220ZM4 231H5V230H4ZM4 231H3V232H4ZM11 231H12V230H11ZM17 231H18V230H17ZM29 231H30V232H28V233H31V232H32L31 230H29ZM39 231H38V232H39ZM54 231H55V230H54ZM60 231H61V229L59 230V234H60ZM68 231H69V230H68ZM68 231H67V232H68ZM85 231H84V233H83V234H84V235H83L84 237L86 236V235H85ZM91 231H92V230H91ZM99 231H101V229H100ZM99 231H98V232H99ZM127 231H128V230H127ZM137 231H138V230H137ZM140 231H141V229H140ZM158 231H156V232L158 233ZM222 231H223V230H222ZM222 231H221V232H222ZM1 232H2V231H1ZM12 232H13V231H12ZM15 232H16V231H15ZM24 232H25V231H24ZM26 232H27V231H26ZM26 232H25V233H26ZM44 232H46V229H45ZM48 232L50 233V231H48ZM52 232H53V231H52ZM52 232H51V233H52ZM57 232H58V231H56L55 233H57ZM73 232H74V231H73ZM75 232H76V231H75ZM78 232H77V233H78ZM108 232H109V231H108ZM119 232H122V231H119ZM134 232H136V231L134 230ZM146 232H147V231H146ZM149 232H150V229H149ZM149 232H148V233H149ZM165 232H166V231H165ZM179 232H180V231H179ZM179 232H177V233H179ZM185 232H186V231H185ZM196 232H197V231H196ZM17 233H18V232H17ZM28 233L26 234V236L28 235ZM39 233H41V231H40ZM42 233H43V232H42ZM61 233H63V231H62ZM77 233H76V234H77ZM101 233H102V232H101ZM117 233H118V232H117V230H116V236H117ZM124 233H125V232H124ZM124 233H123V234H124ZM129 233H131V232H129ZM151 233H152V232H151ZM182 233H184V231H183ZM222 233H223V232H222ZM1 234H2V233H1ZM6 234H7V233H6ZM20 234H21V232H20ZM22 234H23V233H22ZM22 234H21L20 236H22ZM32 234H34V233H32ZM35 234H37V231H36ZM46 234L48 235L47 232H46ZM74 234H75V233H74ZM90 234H91V233H90ZM90 234H89V231H88L87 237H88ZM93 234H94V233H93ZM102 234H104V233H102ZM111 234H112V237H113V234H115V233H111ZM111 234H110V235H111ZM123 234H122V235H123ZM127 234H128V233H127ZM131 234H132V233H131ZM136 234H137V233H136ZM136 234H134V235L136 236ZM140 234H142V232H141ZM158 234H159V233H158ZM163 234H164V232H163ZM171 234H172V233H171ZM186 234H187V233H186ZM206 234H207V233H206ZM243 234H244V233H243ZM2 235H3V234H2ZM10 235H13V234H10ZM17 235L19 236V234H17ZM17 235H16V236H17ZM29 235H30V234H29ZM42 235H43V234H42ZM42 235H41V237H42ZM54 235H55V234H54ZM63 235H64V234H63ZM67 235L69 236V233H68ZM91 235H92V234H91ZM91 235H90V236H91ZM94 235H95V234H94ZM94 235H92V236H94ZM106 235H109V233H108V234L105 233V236H106ZM110 235H109V236H110ZM119 235H120V234H119ZM122 235H120V236L122 237ZM142 235H143V234H142ZM144 235H145V234H144ZM148 235H149V234H148ZM148 235H146L147 238H145V239H148ZM154 235H155V234H154ZM154 235H152V236H154ZM161 235H162V234H161ZM165 235H166V233H165ZM167 235H168V234H167ZM169 235H170V234H169ZM174 235H175V234H174ZM174 235H173V236H174ZM183 235H185V234H183ZM204 235H205V234H204ZM249 235H250V234H249ZM5 236H6V235H5ZM16 236L14 235V237H16ZM37 236H38V235H37ZM45 236H46V235H45ZM45 236H43V237L45 238ZM50 236H52V235L50 234ZM50 236H48V238H49ZM55 236H58V235H55ZM55 236H52V238H54ZM64 236H65V235H64ZM70 236H72V233H71ZM76 236H77V235H76ZM81 236H82V235H81ZM90 236H89V237H90ZM92 236H91V237H92ZM96 236H97V235H96ZM96 236H95V237H96ZM98 236L102 237V235H98ZM98 236H97V237H98ZM109 236H108V237H109ZM116 236H115V237H116ZM120 236H118V237H120ZM123 236L125 237V235H123ZM137 236H138V235H137ZM140 236H141V235H140ZM150 236H151V235H150ZM158 236H159V235H158ZM163 236H164V235H163ZM170 236H171V235H170ZM170 236H169V237H170ZM176 236H177V234H176ZM197 236H198V235H197ZM239 236H241V235H239ZM244 236H245V235H244ZM8 237H9V235H8ZM11 237H12V236H11ZM23 237H24V236H23ZM29 237H30V236H29ZM32 237H33V235H31V238H32ZM35 237H36V236H35ZM39 237H40V236H39ZM43 237H42V239H44ZM46 237H47V236H46ZM84 237H83V238H84ZM87 237H86V238H87ZM91 237H90V239H91ZM100 237H98V238H100ZM108 237H106V238H108ZM115 237H113V238H115ZM121 237H120V238H121ZM127 237L129 238V234L127 235ZM130 237H131V236H130ZM132 237H133V236H132ZM159 237H160V236H159ZM167 237H168V236H167ZM169 237H168V238H169ZM180 237H181V236H180ZM187 237H188V235H187ZM202 237H203V236H202ZM246 237H247V236H246ZM246 237H245V238H244V237H243V238H242V237L239 238V239H240L239 241L242 242V243H241L242 245L246 244V245H248V246H250V247H251V246H252V247H256V248H258V250H259V249H261V250L263 249V250H264V245H263L264 242L261 241V243L263 242V244H261L260 242H258V241H260L259 238H258V241H256L257 239H256V240H255V239L253 240L252 238L249 239V238H246ZM250 237H251V236H250ZM255 237H256V236H255ZM0 238H1V236H0ZM16 238H17V237H16ZM16 238H15V240H16ZM21 238H22V237H21ZM25 238H26V237H25ZM36 238H37V237H36ZM36 238H35V240H36ZM48 238H46V240H47ZM50 238H51V237H50ZM55 238H56V237H55ZM64 238H65V237H64ZM70 238H71V237H68V239H70ZM78 238H79V237H78ZM92 238H93V237H92ZM103 238H104V235H103ZM110 238H111V237H110ZM110 238H109V239H110ZM137 238H138V237H137ZM137 238H135V239L137 240ZM143 238H144V237H143ZM154 238L156 239L157 237L155 236ZM163 238H164V237H163ZM165 238H166V237H165ZM189 238H192V237H189ZM189 238H188V239H189ZM2 239H3V240H5V239L8 240L7 237H6L5 239H4V238H2ZM11 239H12L13 241H15L13 238H11ZM18 239H20V237H19ZM33 239H34V238H33ZM38 239H39V238H38ZM62 239H63V238H62ZM68 239H67V240H68ZM74 239H75V237H74ZM116 239L118 240V238H116ZM116 239H114L112 242L117 241ZM121 239H122V238H121ZM121 239H120V240H121ZM126 239H127V238H126ZM126 239L124 238V240H126ZM129 239L131 240V238H129ZM139 239H140V238H139ZM141 239H142V237H141ZM160 239H161V238H160ZM170 239H171V238H170ZM172 239H173V238H172ZM172 239H171V240H172ZM182 239H183V238H182ZM182 239H181V240H182ZM184 239H185V238H184ZM12 240H11V241H12ZM21 240L25 241L24 238L21 239ZM28 240H29V239H28ZM30 240H31V239H30ZM30 240H29V242L32 243L33 240H32V241H30ZM39 240H41V239H39ZM57 240H58V238H57ZM65 240H66V239H65ZM71 240H72V239H71ZM78 240H79V239H78ZM102 240H103V239H102ZM104 240H105V238H104ZM106 240H108V239H106ZM110 240H112V238H111ZM130 240H129V241H130ZM132 240H133V239H132ZM158 240H159V239H158ZM162 240H164V239H162ZM166 240L169 241V239H167V238H166ZM171 240H170V241H171ZM178 240H179V242H181L180 239H178ZM261 240H262V239H261ZM19 241H20V240H19ZM23 241H22V242H23ZM44 241H45V240H44ZM48 241H50V239L46 241V244H45V242H43L44 245L47 246V242H48ZM51 241H52V239H51ZM53 241H55V239H54ZM69 241H70V240H69ZM69 241H68V242H69ZM82 241H83L84 243H86V242H89V243H90L92 240H91V241H89V240H88V241H87V240H85V241L82 240ZM82 241H81V242H82ZM100 241H101V240H100ZM121 241H123V239H122ZM133 241H135V240H133ZM133 241H131V242H133ZM137 241H138V240H137ZM139 241H140V240H139ZM141 241H142V240H141ZM174 241H175V240H174ZM183 241H184V240H183ZM0 242H1V241H0ZM5 242H6V240H5ZM5 242L3 241V243H5ZM16 242H17V240H16ZM26 242H27V239H26ZM33 242H34V241H33ZM35 242H36V241H35ZM41 242H42V241H41ZM58 242H59V241H58ZM58 242H57V243H58ZM62 242H65L64 239L62 240ZM70 242H71V241H70ZM70 242H69V243H70ZM74 242H75V241H74ZM81 242H80V243H81ZM83 242H82V243H83ZM94 242H96V241H94ZM94 242H93V243H94ZM110 242H111V241H110ZM110 242H109V245H110ZM125 242H127V240H126ZM131 242H129V243H131ZM135 242H136V241H135ZM171 242H172V241H171ZM175 242H176V241H175ZM237 242H238V240H237ZM8 243H9V242H8ZM10 243H11V242H10ZM13 243H15V242H13ZM17 243H18V242H17ZM23 243H24V242H23ZM23 243H22V244H23ZM36 243H37V242H36ZM50 243H51V242H50ZM66 243H67V242H66ZM66 243H65V245H69L68 243H67V244H66ZM72 243H73V242H72ZM76 243H78V242H76ZM82 243H81V245H82ZM84 243H83V244H84ZM102 243H103V242H101L100 245L103 246V244H106V243L108 244V241H107V242L104 241V243H103V244H102ZM129 243H128V245H130ZM133 243H134V242H133ZM137 243H138V242H137ZM1 244H2V243H1ZM15 244H16V243H15ZM20 244H21V243H20ZM33 244H34V243H32V245H33ZM40 244H41V243H40ZM53 244H54V243H53ZM55 244H56V243H55ZM55 244H54V246H55ZM60 244H62V243L60 242ZM60 244H59V246H60ZM70 244H71V243H70ZM73 244H74V243H73ZM107 244H106V245H107ZM113 244H114V243H113ZM115 244H116V243H115ZM121 244H122V243H121ZM124 244H125V243H124ZM124 244H123V245H124ZM6 245H7V244H6ZM11 245H12V243H11ZM13 245H14V244H13ZM13 245H12V247H13ZM23 245H24V244H23ZM25 245H28V244L25 243ZM75 245H79V244H75ZM75 245H74L73 247H75V249H76L77 247H76ZM84 245H85L86 247L88 246V245H86V244H84ZM94 245H97V243L94 244ZM106 245H105V246H106ZM109 245H108V246H109ZM132 245H133V244H132ZM14 246H16V245H14ZM35 246H36V245H35ZM38 246H39V244H38ZM49 246H50V245H49ZM54 246H53V247H54ZM59 246H58V248H59ZM90 246H91V245H90ZM248 246H247V247H248ZM4 247H5V244H4ZM10 247H11V246H10ZM17 247H21V245H20V246L17 245ZM25 247H26V246H25ZM66 247H67V246H66ZM66 247H65V248H66ZM69 247H70V246H69ZM71 247H72V246H71ZM78 247H80V246H78ZM81 247H82V246H81ZM81 247H80V249H81ZM86 247H85V248L82 247V249H83V248H84V249H87L88 247H87V248H86ZM126 247H127V245H126ZM36 248H37V246L34 248V250H36ZM39 248H40V247H39ZM41 248H42V247H41ZM47 248H49V247H47ZM51 248H52V245H51ZM55 248H56V246H55ZM62 248H64V247H62ZM93 248H94V246H93ZM93 248H91V249L88 248V251H89V250H92ZM96 248H99V247H96ZM100 248L102 249V247H100ZM107 248H109V247H107ZM110 248H111V246H110ZM114 248H116V247H114ZM123 248H124V247H123ZM5 249H6V248H5ZM5 249H4V250H5ZM14 249H15V248H14ZM14 249H12V250H14ZM17 249H18V248H17ZM25 249H27V247H26ZM25 249H24V251H25ZM28 249H29V248H28ZM72 249H73V248H71V250H72ZM77 249H79V248H77ZM80 249H79V250H80ZM94 249H95V248H94ZM101 249H100V250H101ZM103 249H104V248H103ZM112 249H113V248H112ZM6 250H7V249H6ZM34 250H33V251H34ZM38 250H39V249H38ZM73 250H74V249H73ZM0 251H1V250H0ZM24 251H22V253H23ZM33 251H32V252H33ZM36 251H37V250H36ZM80 251H82V250H80ZM98 251H99V250H98ZM101 251H102V250H101ZM117 251H120V250L118 249ZM125 251H126V250H125ZM255 251H256V250H255ZM2 252H3V251H2ZM7 252H8V251H7ZM7 252H6V255H7V256L9 255L8 257H10V258H9L10 261L12 260L15 264H20V263H18L19 258H17V257H18L17 255H15V254H7ZM9 252H11V251H9ZM19 252H21V251H19ZM82 252H83V251H82ZM89 252H90V251H89ZM93 252H94V251H93ZM99 252H100V251H99ZM99 252H98V253H99ZM108 252H109V251H108ZM120 252H121V251H120ZM120 252H119V253H120ZM259 252H260V251H259ZM263 252H264V251H263ZM12 253H13V252H12ZM14 253H15V252H14ZM83 253H85V252H83ZM96 253H97V250L95 251V254H96ZM111 253H114V252H111ZM111 253H109V255H110ZM115 253H116V252H115ZM130 253H131V252H130ZM3 254H4V253H3ZM20 254H21V253H20ZM25 254H26V253H25ZM86 254H88V253H87V250H86ZM89 254H90V253H89ZM91 254H92V253H91ZM93 254H94V253H93ZM103 254H104V253H103ZM103 254H102V255H103ZM106 254H107V253H106ZM126 254H127V251H126ZM1 255H2V254H1ZM109 255H107L105 258L109 257ZM116 255L118 256L117 253H116ZM120 255H121V254H120ZM7 256H6V257H7ZM110 256L112 257V254H111ZM113 256H114V255H113ZM128 256H129V255H128ZM6 257H5V258H6ZM100 257H101V256H100ZM111 257H110V258H111ZM115 257H116V256H115ZM115 257H114V258H115ZM119 257H120V256H119ZM122 257H123V255H122ZM125 257H126V256H125ZM131 257H132V256H131ZM133 257H134V254H133ZM29 258H33V257H28V259H29ZM82 258H83V257H82ZM82 258H81V261H82ZM93 258H95V257H92L91 259H93ZM114 258L112 257V260H113ZM3 259H4V256H3ZM26 259H27V258H26ZM33 259H34V258H33ZM43 259H44V258H43ZM88 259H89V258H88ZM96 259H98V258H96ZM96 259H95V260H96ZM101 259H102V257H101ZM107 259H108V258H107ZM118 259H119V258H118ZM120 259H121V258H120ZM120 259H119V260H120ZM125 259H127V258H125ZM130 259H131V258H130ZM132 259H133V258H132ZM4 260H5V259H4ZM6 260H7V259H6ZM35 260H36V259H34V261H35ZM40 260H41V259H40ZM104 260H106V259H104ZM122 260H123V259H122ZM10 261H9V262H10ZM21 261H22V260H21ZM29 261H31V260H29ZM43 261H45V260H43ZM88 261H89V260H88ZM109 261H110V260H109ZM9 262H8V263H9ZM35 262H36V261H35ZM46 262H47V261H46ZM48 262H49V261H48ZM82 262H83V261H82ZM84 262L86 263V261H84ZM84 262H83V263H84ZM91 262H93V260H92ZM98 262H99V260H98ZM102 262L105 263L106 261H102ZM14 263H13V264H14ZM23 263H24V262H23ZM31 263L33 264V262H31ZM31 263H30V264H31ZM88 263H90V262H88ZM104 263H103V264H104ZM108 263H109V262H108ZM108 263H107V264H108ZM112 263H113V262H112ZM96 264H97V263H96ZM98 264H101V263H98ZM110 264H111V263H110ZM113 264H114V263H113Z\"/></svg>",
	"mask_w": 264,
	"mask_h": 264
}]
</instances>
